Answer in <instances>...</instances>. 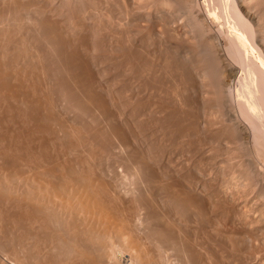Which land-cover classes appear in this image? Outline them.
Here are the masks:
<instances>
[{
	"label": "rangeland",
	"instance_id": "1",
	"mask_svg": "<svg viewBox=\"0 0 264 264\" xmlns=\"http://www.w3.org/2000/svg\"><path fill=\"white\" fill-rule=\"evenodd\" d=\"M14 1V3H13ZM0 0V79L2 80L3 77L5 79H9V84L13 87V93L10 90L7 92L8 89L3 87L2 81L0 80V134L2 133L0 138V183L2 184L0 187V264H16L19 262L26 264L28 263H35L36 261H44L45 264L53 263V264H68L69 260L74 261L75 259L70 256H77V252H73V250L77 249L74 248V235L72 234L70 228L67 232L64 230L65 233H62L63 226H60L61 220L57 216V213L49 211L51 216H48L47 210L43 208L41 212L34 210L33 208L29 207V204H33V200L29 197H32L33 194L38 195L40 188L36 184L44 183L47 186L49 184L50 190H46L45 188L41 189L46 194L48 191L49 195H52V185L55 187L56 185L51 184L52 180L57 184L59 187V183L67 182L66 184L70 186V182L74 179H79V176L84 173L86 177L91 175L96 182L100 181V184H104L106 187L107 185L110 187H105L100 184L94 182L89 176V180L91 179L92 184L96 189L101 188L102 190H106L105 193L109 190V192L104 195L105 197L108 195V199L110 202L107 201L108 207L111 205L115 207L116 210L119 209L123 210L124 213H127L126 218L129 214V220L133 219L132 221L124 220L121 216L119 220L121 222L122 228H126L127 233H138L139 236L141 235V240L145 243L140 241L143 244H140V248L150 249L147 253L152 252L150 255L153 259H158V262L152 261L151 258L148 257V262L151 264H263L264 262V109L257 108L254 102H257L258 97L261 95L260 91V84L259 80L263 77L264 72V0ZM52 1V2H51ZM78 1V2H77ZM88 1V2H87ZM91 1V2H90ZM123 1V2H121ZM130 1V2H129ZM148 1V2H147ZM184 1V3L182 2ZM221 3H218V2ZM245 1V2H244ZM32 2V3H31ZM47 2V3H45ZM58 2V3H57ZM86 2V3H85ZM137 2V3H136ZM234 2V3H232ZM250 2V3H249ZM51 3V4H50ZM83 3V4H82ZM90 3V4H89ZM120 3V4H119ZM124 3V5H123ZM158 3V4H157ZM184 5H183V4ZM187 3V5H186ZM198 3V4H197ZM203 3V4H202ZM217 3L219 6L217 7ZM41 4V5H40ZM86 4V5H85ZM119 4V5H118ZM132 7H131V5ZM147 4V5H146ZM151 4V5H150ZM164 4V5H163ZM179 4V5H178ZM193 4V5H192ZM195 4V5H194ZM231 4V5H230ZM238 4V5H234ZM242 4V5H241ZM250 4V5H249ZM257 4V5H256ZM263 4V5H262ZM51 7L49 8V6ZM83 5V6H82ZM199 5L198 7H196ZM221 5V6H220ZM260 5V6H259ZM14 6V7H13ZM34 6V7H33ZM45 6V8H44ZM152 6V7H151ZM160 6V7H159ZM166 6V7H165ZM178 6V8H177ZM186 6V8L184 7ZM190 6V7H189ZM224 6V7H223ZM254 6V7H253ZM127 7V8H126ZM138 7V8H137ZM208 7V8H207ZM217 7V9H216ZM231 7V8H230ZM234 10H231L233 9ZM238 10H235L236 8ZM250 7V8H249ZM263 7V8H262ZM34 8V9H33ZM54 8V9H52ZM56 8V9H55ZM91 8V9H90ZM108 8V9H107ZM158 8V9H157ZM160 8V9H159ZM185 8V9H184ZM222 8V9H221ZM42 9V10H41ZM182 9V10H181ZM193 9V10H191ZM197 9V10H196ZM201 9V11H200ZM205 9V10H204ZM28 13H26V11ZM33 10V11H32ZM46 12H45V11ZM48 10V11H47ZM55 10V11H54ZM87 10V11H86ZM90 10V11H89ZM109 10V12H108ZM133 10V11H132ZM161 10V11H160ZM181 10V13H180ZM191 10V11H190ZM199 10V11H198ZM211 10V11H210ZM218 10V11H217ZM245 10V11H244ZM40 11V12H39ZM60 11V12H59ZM86 11V13L84 12ZM137 11V12H136ZM169 11V12H168ZM184 11V12H183ZM197 11V12H196ZM225 11V12H224ZM241 11V12H240ZM24 12V14H23ZM36 15V17L32 14ZM49 12V13H48ZM59 12V13H57ZM78 12V13H77ZM115 12V13H114ZM125 12V13H124ZM136 12V13H135ZM196 12V13H193ZM224 12V13H223ZM235 12V13H233ZM251 12V13H250ZM33 15H31V14ZM42 13V14H40ZM47 13V14H45ZM53 13V14H52ZM77 13V15H76ZM89 13V14H88ZM92 13V14H91ZM120 13V14H119ZM128 13V14H127ZM165 13V14H164ZM178 13V15H177ZM186 13V14H185ZM202 13V15H201ZM205 13V14H204ZM217 13V15H216ZM221 13V14H220ZM227 15H226V14ZM239 13V14H238ZM30 18H28L26 15ZM44 14V15H43ZM59 16H56V15ZM109 14V15H108ZM114 14V15H113ZM132 14V16H130ZM185 14V15H183ZM197 14V15H196ZM200 14V16H199ZM209 14V15H208ZM243 14V15H242ZM248 14H251L252 18L249 17ZM256 14V15H255ZM260 14V15H259ZM7 15V17H6ZM38 15V16H37ZM74 15V16H73ZM85 17H84V16ZM108 15V16H107ZM113 15V16H112ZM117 15V16H116ZM119 15V16H118ZM140 15V16H139ZM150 15V16H149ZM172 15V16H171ZM175 20H174V16ZM189 16V19L187 18ZM196 15V16H195ZM215 15V16H214ZM246 19L240 18L241 16ZM55 16V17H54ZM72 16V17H71ZM78 16V18H77ZM83 16V18H81ZM97 16V17H96ZM106 16V17H104ZM111 16V18H110ZM124 16V17H123ZM130 16V17H129ZM146 16V18H145ZM180 16V17H179ZM192 16V17H191ZM209 16V17H208ZM212 16V17H211ZM214 16V17H213ZM218 16V17H217ZM229 16V17H228ZM236 16V17H235ZM21 17V18H20ZM35 17V18H34ZM73 17H75L73 19ZM89 17V18H88ZM109 17V18H107ZM115 17V18H114ZM127 17V18H126ZM143 19H141V18ZM191 17V18H190ZM194 17V18H193ZM224 17V18H223ZM232 17V18H231ZM24 18L25 21H24ZM49 18V19H48ZM52 18V20H50ZM55 18V19H53ZM62 18V19H60ZM106 18V19H105ZM114 18V19H113ZM124 18V19H123ZM169 18V19H168ZM172 18V19H171ZM185 18V19H183ZM205 18V19H204ZM219 18V19H218ZM236 18V19H235ZM60 19V20H59ZM67 19V20H66ZM70 19V21H69ZM77 19V21H76ZM95 19V21H94ZM97 19V20H96ZM103 19V20H102ZM110 19V20H109ZM122 19V20H121ZM127 19V20H126ZM133 19V20H132ZM241 19V20H240ZM10 20V21H9ZM32 22H31V21ZM49 20V22L47 21ZM56 20V21H55ZM62 20V21H61ZM65 20V21H64ZM80 20V21H79ZM83 20V21H82ZM99 20V21H98ZM117 20V21H116ZM121 20V21H120ZM124 20V21H123ZM139 20V21H138ZM143 20V21H141ZM165 20V21H164ZM180 20V21H179ZM186 22L184 23L183 22ZM200 20V21H199ZM203 20V22H202ZM225 20V21H224ZM227 20V21H226ZM248 20V24L247 23ZM7 21V22H6ZM22 21V22H21ZM24 21V22H23ZM35 21V22H34ZM47 21V22H45ZM53 21V22H52ZM61 23H60V22ZM69 21V22H68ZM72 21V22H71ZM127 21V23H126ZM132 21V23H131ZM188 21V22H187ZM198 23H197V22ZM221 21V22H220ZM224 21V22H223ZM231 21V22H230ZM255 21V22H254ZM261 21V22H260ZM2 22V23H1ZM26 22V23H25ZM30 22V23H28ZM44 22V24H43ZM78 22V23H77ZM90 22V23H89ZM117 22V23H116ZM135 22V23H134ZM193 22V23H192ZM205 22V23H204ZM246 22V23H245ZM4 23V24H3ZM24 23V24H23ZM47 23V25H45ZM55 23V24H54ZM86 25H85V24ZM99 23V24H98ZM113 23V25H112ZM121 23V24H120ZM129 23V24H128ZM188 23V24H187ZM227 23V25H226ZM250 23H252L250 25ZM2 24V25H1ZM50 24V25H48ZM62 24L64 26H62ZM69 24V25H68ZM74 24V25H73ZM82 24V25H81ZM92 24V25H91ZM98 24V26H96ZM100 24H102L100 26ZM111 24V25H110ZM116 24V25H115ZM123 24V25H122ZM135 24V25H134ZM170 24V25H169ZM177 24V25H176ZM221 24V25H219ZM226 28H225V26ZM234 24V25H233ZM58 25V26H57ZM78 25V26H77ZM80 25V28H79ZM89 25V26H88ZM105 25V26H104ZM120 25V26H119ZM131 25V26H130ZM163 25V27H162ZM192 25V26H191ZM208 25V26H206ZM236 25V27H235ZM250 25V26H247ZM253 25V26H252ZM45 26V27H44ZM56 26V28H55ZM69 26V27H68ZM77 26V27H76ZM95 26L98 28L95 29ZM103 26V27H102ZM110 26V27H109ZM116 26V27H114ZM124 26V27H123ZM188 29H186V27ZM195 26V28H193ZM204 26V28H203ZM234 26V27H232ZM241 26H246L247 28H243L245 32L244 39H242L241 33H237L243 30H239ZM47 27V28H46ZM52 27V28H51ZM58 27V28H57ZM67 27V28H66ZM74 27V28H73ZM82 27V28H81ZM88 30H87V28ZM93 27V28H92ZM127 27V28H126ZM172 27V28H171ZM176 27V28H175ZM192 27V28H191ZM221 27V28H220ZM249 27V28H248ZM49 28L51 30H49ZM64 28V29H63ZM71 28V29H70ZM85 28V29H83ZM119 28V30L117 29ZM122 28V29H120ZM133 30H131V29ZM206 28V29H205ZM220 28V29H219ZM224 28V29H223ZM63 29V31H62ZM70 29V31H69ZM75 29V30H74ZM92 29V30H91ZM103 31H102V30ZM110 29V30H109ZM128 29V30H127ZM135 29V30H134ZM192 29V30H191ZM195 29V30H194ZM202 29L201 31L198 30ZM205 31H204V30ZM232 31H231V30ZM236 29V30H234ZM250 29V30H248ZM262 29V30H261ZM52 30H54L52 32ZM59 30V31H58ZM65 30V32H64ZM82 30V31H80ZM84 30V31H83ZM106 30V31H105ZM115 30V31H114ZM117 30V32H116ZM177 30V31H176ZM187 30V32H186ZM189 30V31H188ZM206 30H208L206 32ZM228 30V31H227ZM50 31V32H48ZM56 31V32H55ZM72 31V32H71ZM75 31V33H74ZM97 31V32H96ZM126 31V32H125ZM129 31L131 33H129ZM142 31V32H141ZM172 31V32H171ZM198 31V33H197ZM214 33H213V32ZM219 31V32H218ZM234 31V32H233ZM64 32V33H63ZM69 32V33H68ZM110 32V34L108 33ZM116 34H114V33ZM122 32V33H120ZM139 32V33H138ZM180 32V33H179ZM200 32V33H199ZM204 32L206 34H204ZM242 32V34L244 33ZM56 33V34H55ZM60 33V34H59ZM68 35L66 36V34ZM101 33V34H99ZM103 33V34H102ZM107 34V37L105 36ZM135 33V34H133ZM171 33V34H170ZM218 33V34H217ZM237 33V35L235 34ZM252 33V34H251ZM49 34V35H48ZM90 34V35H89ZM119 34V35H118ZM122 34V35H121ZM137 34V35H136ZM140 36H139V35ZM179 36H178V35ZM251 36H250V35ZM83 35V36H81ZM92 35V36H91ZM96 37H94V36ZM101 35V36H100ZM175 35V36H174ZM205 35V36H204ZM235 35V36H234ZM243 43L248 41L244 45L242 43L241 47V40L236 42L235 44L232 43L234 39H237L238 36ZM244 35V34H243ZM249 35V37H248ZM255 35V36H254ZM261 35V36H259ZM49 38L47 39V37ZM56 36H58L56 38ZM62 36V37H61ZM103 36V37H102ZM119 36V37H118ZM125 36V38H124ZM128 36V37H127ZM137 36V37H136ZM144 38H143V37ZM213 36V37H212ZM253 36V37H252ZM64 40L62 41V38ZM66 37V38H65ZM69 37V38H67ZM81 37V38H80ZM114 37V38H113ZM195 37V38H194ZM198 37V38H197ZM207 37V38H206ZM212 37V39H211ZM222 37V38H221ZM228 37H230L228 39ZM237 37V38H236ZM251 37L253 39H251ZM258 37V38H257ZM51 38V39H50ZM59 38V39H58ZM86 38V40H85ZM93 38V39H92ZM112 38V39H111ZM127 38V39H126ZM129 38V39H128ZM137 38V39H136ZM150 38V39H149ZM177 38V39H176ZM202 40H200V39ZM250 38V39H249ZM58 39V40H57ZM66 39V40H65ZM68 39V40H67ZM88 39V40H87ZM112 41H111V40ZM125 39V40H124ZM145 39V40H144ZM210 41H207L209 40ZM214 39V40H213ZM53 40V41H52ZM61 40V41H60ZM83 40V41H81ZM103 40V41H102ZM108 42H105L107 41ZM150 42H149V41ZM152 40V41H151ZM251 42H250V41ZM253 40V41H252ZM259 40V41H258ZM56 41V42H55ZM115 41V42H114ZM201 41V42H199ZM212 41V42H211ZM237 41V40H234ZM50 42L52 44H50ZM56 43V44H53ZM65 46H63L61 43ZM64 42V43H63ZM68 42V43H67ZM74 42V43H73ZM82 42V43H81ZM111 42V43H109ZM118 42V43H117ZM126 42V43H125ZM141 42V43H140ZM198 42V43H197ZM216 42V43H215ZM253 42V43H252ZM66 43V44H65ZM72 43V44H71ZM81 43L80 45H78ZM94 43V44H93ZM104 43V45H103ZM121 43V45H120ZM130 44V45H127ZM221 43V44H220ZM232 43V44H231ZM252 43V44H251ZM71 44V45H70ZM77 44V46H76ZM84 44H86L84 46ZM97 44V45H95ZM100 44V45H99ZM102 44V45H101ZM108 44V47H107ZM143 44V45H142ZM148 44V45H147ZM198 44V45H197ZM201 44V45H200ZM203 44V45H202ZM211 44V45H210ZM234 45L238 46L241 50L239 52L233 51L231 48ZM258 44V45H257ZM67 45V46H66ZM76 47H75V46ZM89 45V46H88ZM132 45V46H131ZM152 45V48L150 47ZM213 45V46H212ZM219 45V46H218ZM21 47V51L17 50ZM79 46V47H78ZM88 46V47H87ZM101 46V47H100ZM104 46V48H103ZM126 46V47H125ZM142 46V47H141ZM145 46V47H144ZM205 46V47H204ZM209 46V47H207ZM252 46V47H251ZM7 47V48H5ZM53 47V48H52ZM58 47V48H57ZM67 49H66V48ZM73 47V48H72ZM96 47V48H95ZM124 47V48H122ZM150 47V48H149ZM186 47V48H185ZM212 47V48H211ZM220 47V48H219ZM230 47V48H229ZM237 47V48H238ZM247 47V48H246ZM251 47V48H250ZM9 48V49H8ZM16 48V49H15ZM55 48H57L55 50ZM60 48V49H59ZM64 48V50H63ZM112 50H111V49ZM126 48V49H125ZM140 48V49H139ZM192 48V49H191ZM227 48V49H226ZM236 48V47H234ZM7 49V50H6ZM52 49V50H51ZM54 49V50H53ZM71 49V50H68ZM97 49V50H96ZM105 49V50H104ZM107 49V50H106ZM117 49V50H116ZM130 49V50H128ZM133 49V50H132ZM138 49V51H137ZM151 50L148 51V50ZM207 49V50H206ZM232 49V50H231ZM250 49V50H249ZM258 49V50H257ZM9 50V51H8ZM51 50V52H50ZM109 50V51H108ZM117 52H116V51ZM146 50V51H145ZM197 50V51H196ZM206 50V51H205ZM221 50V51H220ZM238 50V49H237ZM247 50V51H246ZM252 50V51H251ZM70 51V53L68 52ZM95 51V52H94ZM108 51V52H107ZM128 51V52H127ZM199 51V52H198ZM201 51V52H200ZM213 51V52H211ZM220 53H218V52ZM2 52V53H1ZM58 54H56V53ZM64 52V53H63ZM72 52L75 54H72ZM113 52V53H112ZM157 52V55L156 53ZM167 52V53H166ZM184 52V53H183ZM194 52H196L194 54ZM203 52V53H202ZM207 52V53H206ZM210 52V53H209ZM217 52V53H216ZM229 52V53H228ZM236 52V54H235ZM246 52V53H244ZM252 52V53H251ZM258 52V53H257ZM21 53V54H20ZM50 53V54H49ZM66 53V54H65ZM79 53V54H78ZM103 53V54H102ZM112 53V54H111ZM122 53V54H121ZM147 53V54H146ZM170 53V54H169ZM183 53V54H182ZM193 53V56H192ZM200 53V54H199ZM21 55V57L19 56ZM28 54V55H27ZM31 56H30V55ZM34 54V55H32ZM52 54V57H50ZM72 54V55H71ZM79 56H77V55ZM86 54V55H85ZM110 54V55H109ZM119 58H118V56ZM203 54V55H202ZM207 54V55H206ZM218 54V55H217ZM230 54V55H229ZM233 54V56H232ZM243 54V55H242ZM247 56H246V55ZM259 54V56H258ZM3 55V56H2ZM18 55V56H16ZM23 55V56H22ZM26 55V58H25ZM55 55L56 57H54ZM71 55V56H70ZM75 55V57H74ZM89 55V56H88ZM109 55V56H108ZM113 55V56H112ZM146 55V56H145ZM152 55V56H151ZM169 55V56H168ZM182 55V56H181ZM186 55V56H185ZM198 55V56H197ZM205 55V56H204ZM261 55V59H260ZM15 56V57H14ZM29 56V57H27ZM68 56V59L66 57ZM85 56V57H84ZM88 56V57H86ZM127 56V57H125ZM171 56V57H170ZM177 56V57H176ZM189 56V57H188ZM209 56V57H208ZM241 56V57H240ZM251 56V57H249ZM15 59H14V58ZM24 57V58H23ZM61 57V58H60ZM78 57V58H77ZM90 57V58H89ZM114 57V58H113ZM144 57V58H143ZM152 57V58H151ZM170 57V58H169ZM176 57V58H175ZM199 57V58H198ZM207 57V58H205ZM213 57V58H212ZM224 57V58H223ZM229 57V58H228ZM233 59H231V58ZM248 57V59H247ZM20 58V59H19ZM56 58V59H55ZM73 58V59H72ZM85 58V59H84ZM87 58V59H86ZM92 58V59H91ZM109 58V59H108ZM138 58V60H137ZM173 58V59H172ZM197 58V59H196ZM210 58V60L208 59ZM238 58V59H237ZM251 58V59H250ZM263 58V59H262ZM12 59H14L12 61ZM24 59V60H22ZM26 59V60H25ZM33 61H32V60ZM64 59V61H63ZM67 59V61H66ZM89 59V60H88ZM116 59V60H115ZM124 59V60H122ZM156 59V60H155ZM172 61H170V60ZM177 59V60H176ZM185 59V60H183ZM208 59V60H206ZM237 59V61H236ZM241 59V60H240ZM245 61H244V60ZM250 59V60H249ZM254 59V60H252ZM61 60V61H60ZM70 60V61H69ZM74 60V63H73ZM82 60V62H81ZM113 60V61H112ZM127 60V61H126ZM133 60V61H132ZM180 60V61H179ZM204 60V61H203ZM217 60V61H216ZM220 60V61H219ZM233 60V61H232ZM258 60V62H257ZM121 61V62H120ZM130 61V62H129ZM132 61V62H131ZM212 61V62H211ZM216 61V63H215ZM253 61V62H252ZM261 61V62H260ZM34 64H33V63ZM63 62V63H61ZM75 62L77 63L75 65ZM91 62V63H90ZM117 62V63H116ZM139 62V63H138ZM148 62V63H146ZM154 62V63H152ZM170 62V63H169ZM179 62V63H178ZM205 62V63H204ZM212 64H210V63ZM231 62V63H230ZM234 64H233V63ZM244 62V63H243ZM257 62V63H256ZM17 63V64H16ZM30 63V64H29ZM32 63V64H31ZM65 63L68 67L65 66ZM69 63V64H68ZM83 65H82V64ZM94 63H97L94 65ZM135 63V64H134ZM142 63V64H141ZM144 63V64H143ZM188 63V64H187ZM193 66H192V64ZM199 64V65H196ZM218 63V66H216ZM221 63V64H220ZM236 63V64H235ZM238 63V64H237ZM253 63V65H252ZM261 63V64H260ZM13 64V67H12ZM63 66H62V65ZM73 64V65H72ZM86 64V65H84ZM91 64V65H90ZM120 64V65H119ZM128 64V65H127ZM131 64V65H130ZM134 64V66H132ZM141 64V65H140ZM146 64L148 66H146ZM152 64V65H151ZM174 64V65H173ZM187 64V65H186ZM260 64V65H259ZM2 65V66H1ZM16 65V66H15ZM31 65V66H29ZM76 67H75V66ZM82 65V66H81ZM90 65V67L88 66ZM123 65V68L122 66ZM137 65V66H136ZM164 65V67L162 66ZM251 65V66H250ZM262 65V66H261ZM5 66V67H4ZM7 66V67H6ZM65 66V67H64ZM72 66V67H71ZM84 66V67H83ZM95 66V67H94ZM136 66V67H135ZM152 66V67H151ZM161 66V67H160ZM174 66V67H173ZM177 66V67H176ZM187 66V67H186ZM223 66V67H222ZM238 66V67H237ZM260 67V68H256ZM2 67V69H1ZM11 67V68H10ZM16 67V68H15ZM18 67V68H17ZM31 67V68H30ZM33 67V68H32ZM36 67V69H35ZM39 67V68H38ZM65 68L63 70V68ZM75 67V69H74ZM127 67V68H126ZM129 67V69H128ZM140 68V70L138 68ZM143 67V68H142ZM145 67V68H144ZM166 67V68H165ZM182 67V68H181ZM194 67V68H193ZM230 67L237 69V74L235 76H231L230 78L226 74V69H230ZM253 69H251V68ZM5 68V69H4ZM25 68V69H23ZM47 68V69H45ZM72 70H70V69ZM82 70H80V69ZM86 70H85V69ZM95 68V69H94ZM97 68V69H96ZM101 70H100V69ZM121 68V69H120ZM134 68V69H133ZM135 68L137 70H135ZM147 68V69H146ZM175 70H174V69ZM187 68V69H186ZM202 68V69H200ZM210 68V69H209ZM218 68V69H216ZM220 68V71H219ZM221 68H223L221 70ZM15 69V70H14ZM20 69V70H19ZM35 70V71H32ZM45 69V70H44ZM68 69V71L66 70ZM150 69V70H149ZM154 69V70H153ZM168 69V70H167ZM180 69V71H179ZM193 69V70H192ZM5 70V71H4ZM18 70V72L16 71ZM24 70V74L23 71ZM29 72H28V71ZM31 70V71H30ZM72 72H70V71ZM76 70H78L76 72ZM90 70V71H89ZM101 72H99V71ZM103 70V72H102ZM161 70L160 72H158ZM174 70V71H173ZM183 70V71H182ZM202 70V71H201ZM204 70V72H203ZM218 70V71H217ZM255 70V72H254ZM257 70V71H256ZM259 70V71H258ZM15 71V72H14ZM26 71V72H25ZM42 71V72H41ZM45 71V72H44ZM85 71H87L85 73ZM130 71V72H129ZM146 71V72H145ZM151 71V73H150ZM165 71V72H164ZM185 71V72H184ZM195 73H194V72ZM223 74H222V72ZM15 73L14 75L12 73ZM22 72V73H21ZM41 74H40V73ZM47 72V73H46ZM82 72V73H81ZM91 72V74H90ZM99 72V73H98ZM142 72V73H141ZM175 72V73H174ZM216 72V73H215ZM254 72V73H253ZM4 73V74H3ZM33 75H32V74ZM36 73V74H35ZM44 73V74H43ZM79 73V75H78ZM84 73V74H83ZM93 73V74H92ZM98 73V74H96ZM105 73V74H104ZM139 73V74H137ZM165 73V74H164ZM179 73V74H178ZM181 73V74H180ZM210 73V74H209ZM240 73V74H239ZM252 73V75H251ZM257 73V74H256ZM260 73V74H259ZM78 77H75L77 75ZM86 74V75H85ZM91 76H89V75ZM135 76H134V75ZM143 74V75H142ZM159 74V75H158ZM164 76H163V75ZM191 74V75H190ZM206 75L205 77L202 75ZM209 76H208V75ZM217 74V75H216ZM222 74V75H221ZM226 74V76H225ZM263 74V75H261ZM8 75V76H7ZM18 75L20 78H18ZM21 75V76H20ZM37 76V78L35 77ZM45 75V76H44ZM70 77H66V76ZM72 75V76H71ZM74 75V76H73ZM81 75V76H80ZM88 75V76H87ZM137 75H141L137 76ZM146 75V77H144ZM154 75V76H152ZM162 75V76H161ZM172 75V76H171ZM174 75V76H173ZM176 75V76H175ZM178 75V76H177ZM187 75V76H186ZM194 75V76H193ZM213 75V76H212ZM216 77H215V76ZM220 75V76H219ZM247 75V76H246ZM10 76V78H9ZM23 76V77H22ZM25 76V77H24ZM99 78V79H94ZM150 76V77H149ZM156 76V77H155ZM190 76V77H188ZM196 76V77H195ZM212 78H211V77ZM222 76V77H221ZM225 76V77H224ZM8 77V78H7ZM31 77V78H29ZM35 77V78H34ZM45 77V78H41ZM81 77V78H79ZM84 77V79H83ZM90 77V79H89ZM93 79H92V78ZM160 77V78H159ZM163 77V78H161ZM175 77V78H174ZM201 77V79H200ZM22 78L24 80H22ZM29 78V79H27ZM70 78V79H69ZM108 78V80H107ZM156 80H155V79ZM172 78V79H171ZM188 78V79H187ZM220 78V79H219ZM229 78V79H228ZM232 78V79H231ZM241 78V79H240ZM254 78V80H253ZM264 78V77H263ZM11 79V80H10ZM14 79V80H13ZM16 79V80H15ZM26 79V81H25ZM65 79V80H64ZM75 79V80H74ZM79 79V82H78ZM92 79V80H91ZM102 79V80H101ZM137 79V80H136ZM140 81H139V80ZM146 79V80H145ZM164 79V80H163ZM177 79V80H176ZM195 79V80H194ZM198 79V80H197ZM204 79V80H203ZM214 79V82H213ZM218 79V81H217ZM226 79V80H225ZM248 81H247V80ZM262 79V78H261ZM21 80L24 82H21ZM37 80V81H36ZM39 80V82H38ZM44 80V82H43ZM83 82H82V81ZM85 80V81H84ZM89 80V82H88ZM158 80V81H157ZM181 80V81H180ZM188 80V81H187ZM210 80V81H209ZM221 80V81H220ZM240 80V81H238ZM243 80V81H242ZM253 82L251 83V81ZM30 81V82H29ZM42 81V82H41ZM68 81V82H67ZM75 81V82H74ZM91 81V82H90ZM99 81V82H98ZM106 81V82H105ZM135 81V82H134ZM143 81V83H142ZM146 81V82H145ZM223 81V82H222ZM259 81V82H258ZM28 82V83H26ZM42 83L45 87H40L38 83ZM46 82V83H45ZM65 82V83H64ZM67 82V83H66ZM94 82V83H93ZM98 84H97V83ZM111 82V83H109ZM137 82V83H136ZM141 82V84H140ZM154 82V83H153ZM174 82V83H173ZM199 82V83H198ZM201 82V83H200ZM205 82V84H204ZM212 82V83H211ZM216 82V83H215ZM222 82V83H221ZM15 83V84H13ZM23 83V84H22ZM26 83V84H25ZM40 83V85H42ZM49 83V84H48ZM64 83V84H63ZM69 83V84H68ZM71 83V84H70ZM74 83V84H73ZM77 83V86L75 85ZM85 83L86 86L83 85ZM139 83V84H138ZM146 83V84H145ZM156 83V84H155ZM180 83V84H179ZM189 83V85H188ZM196 83V84H195ZM242 83V84H240ZM20 84V85H19ZM36 84V85H34ZM68 84V85H67ZM78 84L82 86H78ZM90 84V85H89ZM104 84V85H103ZM107 84V85H106ZM174 84V85H173ZM176 84V85H175ZM200 84V86H199ZM220 84V85H218ZM224 84V85H222ZM236 84V85H235ZM250 84V85H249ZM15 85H18L17 87ZM21 85L22 88L21 89ZM24 85V86H23ZM32 85V86H30ZM50 85V86H47ZM70 85V86H69ZM102 85V86H101ZM136 85V86H135ZM141 85V86H140ZM164 85V86H163ZM181 85L183 87H181ZM212 85V86H211ZM241 85V86H240ZM244 85V88H243ZM248 85V86H247ZM252 85V86H251ZM255 85V86H254ZM257 85V86H256ZM28 86V87H27ZM38 88H42L37 89ZM65 86V87H64ZM93 86V87H92ZM96 86V87H95ZM104 86V87H103ZM139 86V87H138ZM155 86V87H154ZM180 86V87H179ZM186 86V87H185ZM196 86V87H195ZM204 86V87H203ZM209 86V87H208ZM216 86V88H214ZM219 86L221 89L219 90ZM247 86V87H246ZM15 87V88H14ZM33 87L36 89L33 90ZM56 87V88H55ZM79 87V88H77ZM82 87V88H81ZM96 88V90L94 89ZM102 88L99 89V88ZM124 87V88H122ZM147 87V88H146ZM151 87V89H150ZM157 87V88H156ZM190 87V88H189ZM219 87V88H217ZM229 87V88H228ZM241 87V88H240ZM248 87L250 89H257V92L253 93V96H248L249 94L252 95V90L249 92L246 91ZM253 87V88H252ZM257 87V88H256ZM259 87V88H258ZM19 88V90H17ZM32 88V89H30ZM61 88V89H60ZM75 88L74 91L72 89ZM85 88L87 91H83ZM129 88V89H128ZM136 90H135V89ZM145 88V89H144ZM198 90H196V89ZM201 88V89H200ZM227 88V89H226ZM233 88V89H232ZM27 89V90H26ZM30 89V90H29ZM44 89V90H43ZM51 89V90H50ZM69 91H66L68 90ZM80 89V93H79ZM82 89V90H81ZM92 89L94 90L92 93ZM99 89V90H98ZM108 89V91L106 90ZM123 89V90H122ZM126 89V90H125ZM176 89V91H175ZM180 89V90H179ZM185 91H184V90ZM187 89V90H186ZM212 89V90H211ZM214 89V91H213ZM238 89V90H237ZM24 90V91H23ZM27 93H26V91ZM32 90V93H31ZM43 91L39 92V91ZM47 90V91H45ZM59 90H61L59 92ZM72 90V91H71ZM156 92H154V91ZM241 90V91H240ZM245 90V92L243 91ZM248 90V89H247ZM254 90V91H255ZM12 91V90H11ZM17 91V92H16ZM20 91V95H19ZM65 91V92H64ZM83 91V92H82ZM99 91V92H98ZM119 91V92H118ZM128 91V92H127ZM169 91V92H168ZM173 91V92H172ZM175 91V92H174ZM179 91V92H178ZM184 91V92H183ZM187 91V92H186ZM191 93H190V92ZM202 91V92H200ZM231 91V92H230ZM237 91V92H236ZM258 91L260 95H257ZM10 92V93H9ZM16 92V94H14ZM23 92V93H22ZM36 92V94H35ZM39 92V93H38ZM82 92V93H81ZM86 92V93H85ZM97 92V93H96ZM103 92V93H102ZM106 92V93H105ZM116 94H115V93ZM131 92V93H130ZM154 92V93H153ZM186 92V93H185ZM207 92V93H206ZM218 92V93H217ZM221 92V93H220ZM230 94H229V93ZM241 92V93H240ZM244 92V93H243ZM25 94V98L24 97ZM45 93V94H44ZM50 93V94H49ZM67 93V94H66ZM69 93V94H68ZM72 93V94H71ZM74 93V94H73ZM77 93V94H76ZM85 95H84V94ZM92 93V94H88ZM109 93V95H107ZM130 93V94H129ZM144 93V94H142ZM149 93V94H148ZM173 95H172V94ZM211 93V94H210ZM215 93V94H214ZM223 93V94H222ZM239 94L237 96V94ZM249 93V94H248ZM10 94V95H8ZM30 94V95H27ZM33 94V95H32ZM40 96H39V95ZM42 94V95H41ZM52 94V95H51ZM99 94H101L99 96ZM118 94V95H117ZM135 94V95H134ZM146 94V95H145ZM154 94V95H153ZM180 94L181 97H180ZM218 94V95H217ZM223 96H222V95ZM229 94V95H228ZM241 94V95H240ZM5 95V96H4ZM9 97H7V96ZM22 95V96H21ZM49 95V96H47ZM190 95V96H189ZM194 95V96H193ZM226 95V96H225ZM230 99L228 100V96ZM244 95V96H243ZM13 96V97H10ZM16 96V97H15ZM34 96V97H33ZM44 96V97H43ZM54 96V97H53ZM90 98L88 99L87 98ZM119 96V98H118ZM149 96V97H148ZM183 96V97H182ZM19 97H21L19 99ZM24 97V98H23ZM37 97V98H36ZM40 97V98H39ZM48 97V98H47ZM52 97V99H51ZM76 99H74V98ZM79 97V98H77ZM81 97V98H80ZM96 97V99H95ZM106 97V98H104ZM114 97V98H113ZM116 97V98H115ZM155 97V98H154ZM194 100H193V98ZM227 97V98H226ZM241 97V99L239 98ZM253 97L257 98L254 100H250ZM47 98V100H46ZM50 98V99H49ZM58 98V99H56ZM65 98V99H64ZM83 98L85 99L83 101ZM92 98V99H91ZM99 98V99H98ZM133 98V99H132ZM152 98V99H151ZM180 98V99H179ZM221 98V99H220ZM246 98V99H245ZM14 99V100H13ZM24 99V100H23ZM29 100V104H27ZM49 99V101H48ZM61 99V100H60ZM74 99V100H73ZM102 99V101H100ZM104 99V100H103ZM149 99V100H148ZM188 99V100H186ZM198 99V100H197ZM244 99V100H243ZM248 99V100H247ZM17 100V101H16ZM21 100V101H20ZM35 102H34V101ZM42 100V102H41ZM47 102H46V101ZM60 100V101H59ZM63 100V101H62ZM95 100V102L93 101ZM99 100V101H98ZM134 100V101H133ZM136 100V101H135ZM155 100V101H154ZM183 100V101H182ZM204 100V101H203ZM223 100V101H222ZM240 100L241 104L238 103ZM7 101V102H6ZM12 101V102H11ZM14 101V104H13ZM16 101V102H15ZM19 101V102H18ZM97 101V103H96ZM105 101V102H104ZM132 101V102H131ZM186 101V102H185ZM194 101H196L194 103ZM222 101V102H220ZM229 103H228V102ZM26 104H24V103ZM32 104H31V103ZM41 102V103H40ZM44 102V103H43ZM46 102V103H45ZM50 102V103H49ZM74 102V103H73ZM85 102V103H84ZM87 102V103H86ZM94 102V103H92ZM102 102V103H101ZM114 102V103H112ZM131 102V103H130ZM149 102V103H148ZM190 102V103H189ZM237 102V103H236ZM253 103V107H251L250 103ZM6 103V104H5ZM22 103V104H21ZM35 103V104H34ZM53 103V105H52ZM63 108H62V104ZM65 103V104H64ZM73 103V104H72ZM84 103V104H83ZM100 103V104H99ZM134 103V104H133ZM137 103V104H136ZM147 103V104H146ZM178 103V104H177ZM185 103V104H183ZM192 103V104H191ZM222 103V104H221ZM227 103V104H226ZM234 103V104H233ZM243 103V104H242ZM258 103V102H257ZM18 104V105H16ZM37 104V105H36ZM79 104V105H78ZM87 104V105H85ZM92 104V105H91ZM95 104V105H93ZM100 106L98 109L97 106ZM115 104V105H114ZM141 104V105H139ZM157 106H156V105ZM194 104V105H193ZM204 106H203V105ZM218 104V105H217ZM221 104V105H220ZM230 104V105H229ZM247 104V105H246ZM10 105V106H9ZM22 105V107H21ZM36 105V107H35ZM39 105V106H38ZM44 106L43 108L41 106ZM49 105H51L49 107ZM66 105V106H65ZM68 105V106H67ZM69 105L71 107H69ZM85 105V106H83ZM91 105V107L89 106ZM105 107H104V106ZM119 105V106H118ZM134 105H136L134 107ZM146 105V106H145ZM239 107H238V106ZM246 105V107H245ZM9 106V107H8ZM20 108H19V107ZM53 106V107H52ZM59 109H58V107ZM74 106V107H73ZM111 106V107H110ZM116 106V107H115ZM139 106V107H138ZM156 106V107H155ZM190 106V107H189ZM198 108H195V107ZM202 106V107H201ZM247 111H245V108ZM24 107V109H23ZM41 107V108H40ZM67 107V108H66ZM80 107V108H78ZM89 107V108H88ZM93 107V108H92ZM95 107V108H94ZM142 107V108H141ZM148 107V108H147ZM151 107V108H150ZM200 107V108H199ZM242 107V108H241ZM251 107V109H250ZM10 108V109H9ZM26 109V112H23ZM49 108V109H48ZM103 108V110H101ZM111 108V109H110ZM117 108V109H116ZM187 108V109H186ZM195 108V109H193ZM241 108V110L239 109ZM18 109V110H17ZM31 109V110H30ZM33 109V110H32ZM48 109V110H46ZM51 109V111H50ZM58 111H57V110ZM62 109V110H61ZM64 109V110H63ZM110 109V110H109ZM119 109V110H118ZM124 109V111H123ZM135 109V110H134ZM157 109V110H156ZM185 109V110H184ZM238 109V110H237ZM253 109V112L251 111ZM257 109V110H256ZM11 113H10V111ZM82 110V111H81ZM84 110V112H83ZM101 110V111H100ZM109 112H108V111ZM112 110V111H111ZM117 110V111H116ZM122 110V111H121ZM152 112H151V111ZM190 110V111H189ZM203 110V111H202ZM59 111L61 113H59ZM65 113H64V112ZM87 111H89L87 113ZM100 111V112H99ZM106 111V112H105ZM128 111V112H127ZM135 111V112H134ZM141 111V112H140ZM147 111V112H146ZM155 111V113H154ZM199 111V112H198ZM242 111V112H241ZM251 111V112H250ZM17 112V113H16ZM20 112V113H19ZM29 112L30 115H29ZM35 112V114H34ZM105 112V113H104ZM149 112V113H148ZM194 112V113H192ZM211 112V113H210ZM240 112V114H239ZM246 112V113H245ZM40 113V114H39ZM53 113V114H52ZM55 113V114H54ZM118 113V114H117ZM125 113V114H124ZM131 113V114H130ZM146 113V114H145ZM16 114L18 116L16 117ZM26 114V115H25ZM44 114V116H43ZM60 118H58L59 116ZM62 114V115H61ZM103 114V115H101ZM141 114V115H140ZM145 114V115H144ZM158 114V115H157ZM188 116H187V115ZM204 114V115H203ZM250 114V115H249ZM262 114V115H260ZM12 115V116H11ZM21 115V116H20ZM34 117H33V116ZM39 115V116H38ZM42 115V116H41ZM54 115V116H53ZM111 115V116H110ZM139 115V116H138ZM143 115V116H142ZM186 115V116H185ZM193 115V116H192ZM198 115V116H197ZM201 115V116H200ZM203 115V116H202ZM260 116V119L258 117ZM43 120H42V118ZM47 116V117H46ZM51 120L49 119V117ZM57 116V117H56ZM64 118H63V117ZM116 116V117H115ZM122 116V117H121ZM125 116V117H124ZM138 116V117H137ZM200 116V117H199ZM213 116V117H212ZM246 116V118H245ZM17 119H16V118ZM21 117V118H19ZM30 117V118H29ZM53 117V118H52ZM112 119H110V118ZM114 117V118H113ZM145 117V118H144ZM158 117V118H157ZM196 117V118H195ZM199 117V119L197 118ZM231 117V118H230ZM234 119H233V118ZM244 117V118H243ZM249 117V118H248ZM256 117V118H255ZM46 118V119H45ZM48 118V119H47ZM116 118V119H115ZM125 118V119H124ZM135 118V119H134ZM194 118V119H193ZM203 118V119H202ZM223 118V119H222ZM253 118V119H252ZM255 118V119H254ZM258 118V119H257ZM21 119V120H20ZM41 119V120H40ZM53 119V120H52ZM55 119V120H54ZM63 119V120H62ZM111 121H110V120ZM120 119V121H119ZM152 119V120H150ZM226 119V120H225ZM233 119V120H232ZM252 121V122H250ZM258 121H257V120ZM24 120V121H23ZM47 120V122H46ZM49 120V122H48ZM59 122H57V121ZM61 120V121H60ZM67 122H66V121ZM106 120V121H105ZM109 120V121H108ZM127 120V122H125ZM139 120V121H138ZM185 120V121H184ZM202 120V121H201ZM237 120V121H236ZM254 120V121H253ZM262 122H261V121ZM43 121V122H42ZM53 123H52V122ZM55 121V122H54ZM117 121V122H116ZM138 121V122H136ZM149 123H148V122ZM157 121V122H156ZM167 121V122H166ZM171 121V122H169ZM188 121V122H187ZM196 121V122H193ZM218 121V122H217ZM223 123H222V122ZM228 121V122H227ZM235 121V123L233 122ZM247 121V122H246ZM58 124H57V123ZM105 122V123H104ZM111 122V125H110ZM151 122V123H150ZM155 122V124H154ZM169 122V123H168ZM199 122V123H198ZM244 122V123H243ZM259 124H258V123ZM27 123V124H26ZM32 123V124H31ZM37 123V124H36ZM55 123V124H54ZM62 125H61V124ZM68 123V124H67ZM119 123V124H118ZM122 123V124H121ZM157 123V124H156ZM190 123V124H189ZM238 123V124H237ZM243 125H242V124ZM249 123V124H246ZM253 123V124H252ZM256 123V124H255ZM31 124V125H30ZM39 124V125H38ZM74 124V126H73ZM107 124V125H106ZM117 124V125H116ZM127 124V125H126ZM167 124V125H166ZM170 124V125H169ZM194 126V125H196ZM215 124V125H214ZM231 126H230V125ZM235 124V125H234ZM14 125V126H13ZM46 125V126H45ZM57 125V126H56ZM59 125V126H58ZM64 125V126H63ZM76 125V127H75ZM120 125V126H119ZM149 125V126H148ZM159 125V126H158ZM185 125V126H184ZM190 125V126H188ZM193 125V127L191 126ZM240 127H238V126ZM248 125V126H247ZM258 125V127H257ZM27 126V127H26ZM38 126V127H37ZM44 126V127H43ZM50 128H49V127ZM63 126V127H61ZM73 126V127H72ZM106 126V127H105ZM111 126V127H110ZM158 128H157V127ZM223 126V128H222ZM229 126V127H228ZM233 126V127H232ZM236 126V127H234ZM252 126V127H251ZM260 126V128H259ZM262 126V127H261ZM29 127V128H28ZM33 127V128H32ZM37 127V128H36ZM46 127V129H45ZM67 127V128H66ZM72 129H71V128ZM124 127V128H123ZM149 127V129H148ZM165 127V128H164ZM186 127V128H185ZM214 127V128H213ZM9 128V129H8ZM40 128V129H39ZM54 128V129H53ZM59 128V129H58ZM66 128V129H65ZM76 128V130L74 129ZM81 130H80V129ZM108 128V129H107ZM113 128V129H112ZM194 128V129H193ZM206 128V130H205ZM216 128V129H215ZM235 128V129H234ZM240 128V129H239ZM261 129V130H258ZM16 129V130H15ZM18 129V130H17ZM33 129V131H32ZM53 129V130H52ZM57 129V130H56ZM79 129V130H77ZM116 129V130H115ZM203 129V130H201ZM215 129V130H214ZM256 129V130H255ZM2 130V131H1ZM5 130V131H4ZM8 130H10L8 132ZM24 130V131H23ZM26 130V131H25ZM45 132H44V131ZM49 130V131H48ZM55 130V131H54ZM60 130V136L59 135ZM62 130V131H61ZM72 130V131H70ZM115 130V131H114ZM144 130V131H142ZM150 130V131H149ZM157 130V131H156ZM178 130V131H177ZM197 130V131H196ZM201 130V131H200ZM213 130V131H212ZM241 132H240V131ZM258 130V131H257ZM51 131V132H50ZM53 131V132H52ZM68 131V133H67ZM77 131V133L74 132ZM79 131V132H78ZM100 131V132H99ZM127 131V132H126ZM156 131V132H155ZM160 131V132H159ZM186 131V133H185ZM196 133H195V132ZM218 131V132H217ZM232 131V132H231ZM236 131V132H235ZM256 133H255V132ZM21 132V133H20ZM48 132V133H47ZM70 132V133H69ZM82 132V133H81ZM98 132V133H97ZM106 132V133H105ZM111 132V133H109ZM118 132V134H117ZM139 132V133H138ZM143 132V133H142ZM152 132V133H151ZM155 132V133H154ZM158 132V133H157ZM183 134H181V133ZM204 132V133H203ZM231 132V134H230ZM240 132V133H239ZM262 132V133H261ZM10 133V134H9ZM51 133V134H49ZM54 133V134H53ZM62 133V134H61ZM64 133V134H63ZM76 137L74 141L72 136ZM80 133V134H79ZM98 135H97V134ZM100 133V134H99ZM116 133V134H115ZM162 133V135H161ZM168 135H167V134ZM192 133V134H191ZM197 135H195V134ZM199 133V134H198ZM23 134V135H22ZM58 134V135H57ZM66 134V135H65ZM79 134V135H78ZM104 134V135H103ZM115 134V135H114ZM121 134V135H120ZM129 134V135H127ZM144 134V136H143ZM149 134V135H148ZM166 134V135H165ZM179 134V135H178ZM188 134V135H187ZM229 134V135H228ZM235 134V135H234ZM21 135V136H20ZM35 135V136H34ZM38 135V137H37ZM50 135V136H49ZM54 135V136H53ZM95 135V136H94ZM117 135V136H116ZM122 138H120L119 136ZM125 135V136H124ZM139 135V136H138ZM199 135V136H198ZM227 135V136H226ZM240 135V136H239ZM19 136V137H18ZM46 136V137H45ZM53 136V137H52ZM72 136V137H71ZM99 136V137H98ZM105 136V137H104ZM129 136V137H128ZM135 136V137H134ZM166 136V137H165ZM182 136V137H180ZM188 136V137H187ZM244 136V137H243ZM4 137V138H2ZM7 137V138H6ZM15 137V138H14ZM26 137V138H25ZM29 137V138H28ZM37 137V138H36ZM41 137V138H39ZM48 137V138H47ZM60 137V138H59ZM79 137V139H78ZM83 137V138H82ZM92 137V138H89ZM118 137V138H117ZM140 137V138H138ZM154 137V138H153ZM156 137V138H155ZM186 137V138H185ZM196 137V138H195ZM231 137V138H230ZM251 137V138H250ZM253 137V138H252ZM10 138V139H9ZM35 140H34V139ZM55 138V140H54ZM86 138V140H85ZM98 138V139H97ZM124 138V139H123ZM143 138V139H142ZM181 138V139H180ZM199 138V139H198ZM240 139V140H237ZM262 138V139H261ZM13 139V140H12ZM17 139V140H16ZM27 139V140H26ZM65 139V140H64ZM84 139V140H83ZM88 139V141H87ZM93 142H92V140ZM133 139V140H132ZM135 139V140H134ZM154 139V140H153ZM176 139V142L173 141ZM187 139V140H186ZM248 139V140H247ZM4 140V141H3ZM12 140V141H10ZM43 140V141H42ZM64 140V141H63ZM80 140V142H79ZM121 140V141H120ZM123 140V141H122ZM127 140V141H126ZM138 140V143H137ZM157 140V141H156ZM189 140V141H188ZM194 140V141H193ZM237 140V141H235ZM246 140V141H245ZM254 140V141H253ZM255 140H259L258 142ZM3 141V142H2ZM14 142L13 145L10 142ZM17 141V142H16ZM24 141V142H23ZM30 141V143H29ZM67 141V144H64ZM72 143H70V142ZM83 141V142H82ZM95 141V142H94ZM126 141V142H125ZM133 141V142H132ZM145 141V142H144ZM156 141V142H155ZM171 141V142H170ZM183 141V142H182ZM185 141V142H184ZM211 141V142H210ZM2 142V143H1ZM6 142V143H5ZM23 142V143H22ZM44 145H43V143ZM79 142V143H78ZM121 142V143H120ZM136 142V143H135ZM143 142V143H142ZM148 142V143H147ZM150 142V143H149ZM169 142L171 144H169ZM190 142V143H189ZM243 142L245 145H243ZM254 142V143H253ZM262 142V143H261ZM4 143V144H3ZM54 145H53V144ZM56 143V144H55ZM84 143V144H83ZM131 143V144H130ZM176 143V144H175ZM193 145H192V144ZM253 143V144H252ZM3 144V145H2ZM9 144V145H8ZM25 144V145H24ZM48 144V145H47ZM60 144V145H59ZM75 144V145H74ZM78 144V146H77ZM80 144H83V147ZM89 144V145H88ZM109 144V145H108ZM128 144V145H127ZM130 144V145H129ZM134 144V145H133ZM142 144V145H141ZM145 144V145H144ZM173 144V145H172ZM179 144V145H178ZM182 144V145H181ZM200 144V145H199ZM247 144V146H246ZM257 144V145H255ZM18 145V146H17ZM87 145V147L85 146ZM94 145V146H93ZM119 145V146H118ZM239 145V146H238ZM4 146V147H3ZM6 146V147H5ZM14 146V147H13ZM26 146V147H25ZM39 146V147H38ZM44 146V147H42ZM53 146V147H52ZM58 146V148H57ZM61 146V147H59ZM76 148H74V147ZM117 146V147H116ZM127 146V147H126ZM144 146V147H143ZM148 146V147H147ZM150 146V147H149ZM173 146V147H172ZM185 146V147H184ZM188 146V147H187ZM243 148H241V147ZM254 148H253V147ZM260 146V147H259ZM9 147V148H7ZM13 147V148H12ZM17 147V148H16ZM52 147V148H51ZM67 147V148H66ZM73 147V148H72ZM91 147V148H90ZM92 147L94 149L92 151ZM120 147V149H119ZM125 147V148H124ZM131 147V148H129ZM192 147V148H191ZM196 147V148H195ZM250 147V148H249ZM3 148V150H1ZM5 148V149H4ZM16 148V149H15ZM23 150H22V149ZM33 148V149H32ZM36 148V149H35ZM41 148V149H40ZM49 148V149H48ZM63 148V149H62ZM81 148V149H80ZM84 148V149H83ZM114 150H113V149ZM117 148V150H116ZM143 148V152H142ZM171 150H169V149ZM174 148V149H173ZM182 148V149H180ZM235 148V149H234ZM253 148V149H252ZM15 151H14V150ZM37 149H39L37 151ZM48 149V150H47ZM62 149V151L60 150ZM79 149V151H78ZM122 149V150H121ZM125 149V150H124ZM130 149V150H129ZM137 149V151L135 150ZM150 149V150H148ZM180 149V150H179ZM192 149V150H191ZM202 149V150H201ZM207 149V150H206ZM260 149V151H259ZM7 150V151H6ZM12 151V153L10 152ZM19 150V151H17ZM41 150V151H40ZM52 150V151H50ZM82 150V151H81ZM90 150V151H88ZM132 150V152H131ZM141 150V151H140ZM182 150V151H181ZM206 150V152H205ZM256 150V151H255ZM33 151V152H31ZM40 151V152H39ZM43 151V152H42ZM61 151V152H60ZM64 151V152H63ZM70 151V152H69ZM107 151V152H106ZM125 151V152H124ZM136 151V152H135ZM140 151V152H139ZM152 151V152H151ZM167 151V153H166ZM191 151V152H190ZM196 151V152H195ZM201 151V152H200ZM248 151V154H247ZM15 152V153H13ZM17 152V153H16ZM20 152V153H19ZM48 152V154H47ZM51 155H50V153ZM64 154H63V153ZM74 152V153H73ZM85 154V156L83 155ZM105 152V153H104ZM117 152L118 155L116 156L115 153ZM120 152V154H119ZM129 152V153H128ZM136 154H134V153ZM143 154H140V153ZM154 152V153H153ZM157 152V153H156ZM165 153L164 155L161 153ZM194 152V153H193ZM205 152V153H204ZM243 152V153H242ZM262 152V153H261ZM31 153V154H29ZM67 153V154H66ZM80 153V154H79ZM90 153V154H89ZM92 153V155H91ZM104 153V154H103ZM110 153V154H109ZM114 153V156H113ZM132 153V154H131ZM156 153V154H155ZM160 153V154H159ZM179 153V154H177ZM201 155H200V154ZM232 153V154H231ZM23 156H21V155ZM27 154V156H26ZM60 154V156L58 155ZM78 154V155H77ZM128 154V155H127ZM148 154V155H147ZM173 154V155H172ZM183 156H181V155ZM186 154V155H185ZM195 154V156H194ZM245 156H244V155ZM247 154V155H246ZM20 155V156H19ZM31 155V156H30ZM41 155V156H39ZM49 155V156H48ZM54 155V156H53ZM56 155V156H55ZM58 155V156H57ZM71 155V156H70ZM74 155V156H73ZM124 157H123V156ZM139 155L138 157H136ZM143 155V156H142ZM145 155V156H144ZM158 155V156H157ZM263 155V156H262ZM14 156V157H13ZM37 156V157H36ZM39 156V157H38ZM45 156V157H44ZM63 156V157H62ZM84 156V157H82ZM96 156V158H95ZM102 156V157H101ZM107 156V157H105ZM132 156V157H131ZM142 156V158H141ZM148 156V157H147ZM152 156V157H151ZM165 158H161V157ZM168 159H167V157ZM244 156V157H243ZM4 159H3V158ZM22 157V158H21ZM25 157V158H24ZM34 157V158H33ZM51 157V158H49ZM59 157V159H54ZM68 157V159H67ZM79 157V158H78ZM82 157V159H81ZM91 161H90V158ZM98 157V158H97ZM101 157V159L99 158ZM105 157V158H104ZM110 157V158H109ZM126 157V158H125ZM156 159H154V158ZM177 157V158H176ZM183 157V158H182ZM190 157V158H189ZM248 157V158H247ZM21 158V159H20ZM30 158V159H29ZM48 158L50 160H48ZM53 158V159H52ZM76 158V159H75ZM78 158V159H77ZM87 158V160H86ZM95 158V160H94ZM128 158V159H127ZM147 158V159H146ZM185 158V159H184ZM242 158V159H240ZM244 158V159H243ZM255 160H253V159ZM261 158V159H260ZM22 163H21V161ZM25 161H23V160ZM34 159V160H33ZM41 162H39V160ZM42 159V160H41ZM67 159V160H65ZM70 159V160H69ZM72 159V160H71ZM103 159V160H102ZM107 159V160H106ZM114 159V161H113ZM125 159V160H124ZM131 159V161H130ZM161 159V160H160ZM175 159V160H174ZM239 159V160H238ZM7 162H5V161ZM53 160V161H51ZM56 160V161H55ZM80 160V161H79ZM86 160V162H85ZM123 160V161H122ZM139 160V161H138ZM9 161V162H8ZM14 161V162H13ZM18 161V162H16ZM38 161V162H37ZM49 161L51 162L49 164ZM75 161V163L73 162ZM96 161V162H95ZM112 161V162H111ZM116 161V162H115ZM122 161V162H121ZM129 161V162H128ZM136 161V162H135ZM143 161V162H142ZM196 161V162H195ZM11 162V163H10ZM32 162V163H30ZM37 162V164H36ZM56 162V163H55ZM58 162V163H57ZM71 164H67V163ZM83 162V164H82ZM102 162V163H101ZM121 165H120V163ZM14 163V164H13ZM21 163V164H20ZM26 164V167L24 165ZM30 163V164H29ZM35 163V164H34ZM40 163V164H39ZM45 163V164H44ZM48 163V164H47ZM65 165H63V164ZM85 163V165H84ZM88 165H87V164ZM98 167H97V165ZM114 163V164H113ZM116 163V164H115ZM133 163V164H132ZM135 163V164H134ZM137 163V164H136ZM149 163L151 166H149ZM153 163V164H152ZM184 163V164H183ZM247 163V164H246ZM10 164V165H9ZM13 164V165H11ZM28 164V165H27ZM34 164V165H33ZM43 164V165H42ZM61 164V165H60ZM103 164V165H102ZM119 164V165H117ZM126 164V165H125ZM8 165V166H7ZM18 165V166H17ZM32 165V166H30ZM37 165V166H36ZM47 165L49 167H47ZM53 165V166H51ZM74 165V166H73ZM78 165V167H77ZM92 165V166H90ZM95 165V166H94ZM101 165V167H99ZM115 165V166H114ZM132 165V166H131ZM147 165V166H146ZM162 165V166H161ZM243 165V166H241ZM7 166V168H4ZM12 166V167H11ZM17 166V168L15 167ZM23 166V168H22ZM46 166V167H44ZM65 166V167H64ZM92 168H90V167ZM119 168H118V167ZM136 166V167H135ZM155 166V167H154ZM4 169H3V168ZM11 167V168H9ZM35 167L34 170H31ZM42 167H44L42 169ZM57 171V174L54 171ZM62 167V169H61ZM68 167L67 169H65ZM87 167V168H86ZM105 169H103V168ZM112 167V168H110ZM115 167V168H114ZM138 167V168H137ZM150 167V169H149ZM165 167V168H164ZM16 168V170H15ZM22 168V169H21ZM26 168V169H25ZM30 168V169H29ZM38 168V169H36ZM45 168H49L53 174H50V170L48 171ZM52 168V169H51ZM76 168V169H75ZM89 168V170H87ZM94 168V169H93ZM125 168V170L123 169ZM159 168V169H158ZM242 168V169H241ZM250 168V169H249ZM11 170V172H9ZM29 169V170H28ZM57 169V170H56ZM61 169V170H60ZM72 169V170H71ZM92 169V171H91ZM100 171H99V170ZM103 169V170H102ZM127 169V170H126ZM131 169V170H130ZM134 169V170H132ZM143 169V170H142ZM146 169V170H144ZM248 169L250 171H248ZM9 170V171H7ZM20 170V171H19ZM31 170V171H30ZM44 170L43 173H40ZM66 170V171H64ZM71 172H70V171ZM82 170V172H81ZM84 170V171H83ZM86 170V171H85ZM94 170V171H93ZM99 172H98V171ZM109 170V171H108ZM117 170V171H116ZM139 170V171H138ZM153 170V171H152ZM156 170V171H155ZM160 172H159V171ZM243 170V171H242ZM4 171V172H3ZM13 171V172H12ZM18 171V172H17ZM25 171V173L21 172ZM28 173H27V172ZM48 171V173L46 172ZM74 171L77 172L78 176ZM97 171V172H96ZM131 171V172H130ZM135 171V172H134ZM150 171V172H149ZM158 171V172H157ZM245 171V173H244ZM3 172V173H2ZM36 172V174H35ZM38 172V173H37ZM89 172V173H88ZM107 172V173H105ZM112 172V173H111ZM120 175H118V173ZM123 172V173H121ZM126 172V173H125ZM143 172V173H142ZM168 172V173H167ZM239 172V173H238ZM243 172V173H241ZM5 173L6 174L5 176ZM21 177H18L17 174ZM40 173V174H39ZM103 173V175H102ZM105 173V175H104ZM131 173V174H130ZM134 174V176L132 175ZM233 173V175H232ZM26 174V175H24ZM33 174V175H32ZM38 174V176H37ZM60 174V175H59ZM63 174V175H62ZM99 174V176H98ZM124 176H123V175ZM128 174V175H127ZM145 174V175H144ZM154 174V175H153ZM164 174V175H163ZM167 174V175H166ZM170 174V175H169ZM200 174V176H199ZM260 174V175H259ZM16 175V176H15ZM35 175V176H34ZM53 175V176H52ZM56 175V176H55ZM97 175V176H96ZM114 175V176H113ZM130 175V176H129ZM148 175V176H147ZM158 175V177H157ZM161 175V177H160ZM166 175V176H165ZM4 176V177H3ZM14 176V177H13ZM26 176V177H25ZM32 176V177H31ZM43 176V177H42ZM46 176V178L44 177ZM55 176V179H54ZM96 176V177H95ZM128 176V177H127ZM132 176V177H131ZM137 176V178H136ZM152 176V177H151ZM164 178H163V177ZM240 176V177H239ZM245 176V177H242ZM7 179H6V178ZM18 177V178H17ZM27 177L29 179H27ZM42 182H41V179ZM68 177H70L68 179ZM74 177V178H73ZM78 177V178H77ZM114 177V178H112ZM126 177V178H125ZM130 177V179H129ZM149 177V178H148ZM235 177V178H234ZM4 178V179H3ZM10 178V179H9ZM17 178V179H16ZM23 180L21 181L20 180ZM27 180H25V179ZM34 178V179H32ZM38 178V180H37ZM83 178V177H82ZM100 178V179H99ZM119 178V180H118ZM128 178V180H127ZM154 178L155 181H152ZM15 179V180H14ZM19 179V180H18ZM32 179V180H31ZM40 179V181H39ZM45 181H44V180ZM71 179V180H70ZM124 179V180H123ZM160 180L163 183H159ZM162 179V180H161ZM173 179V180H172ZM237 179V180H236ZM7 182H5V181ZM12 180H14L15 187L12 185ZM18 180V183H16ZM25 180V181H24ZM65 180V181H64ZM69 180V182H68ZM72 181L74 184L75 181ZM115 183H114V181ZM118 180V181H117ZM126 180V181H125ZM150 180L153 182L150 183ZM164 180V181H163ZM178 182H177V181ZM183 180V181H182ZM236 180V181H235ZM3 183H2V182ZM9 181V182H8ZM90 181V182H91ZM107 181V182H106ZM117 181V182H116ZM121 181V182H120ZM129 181V183H128ZM132 181V182H131ZM134 181V182H133ZM137 181V182H136ZM157 181V182H156ZM173 181V182H172ZM235 181V182H232ZM240 181V182H239ZM242 181V182H241ZM5 182V183H4ZM22 182V183H21ZM37 182V183H36ZM49 182V183H48ZM81 182V181H79ZM83 182V181H82ZM105 182V183H104ZM123 182V184H122ZM189 182V183H188ZM200 182V183H199ZM9 183V184H8ZM25 183V184H24ZM99 183V182H98ZM117 183V185H116ZM119 183V184H118ZM133 183V184H132ZM168 183V184H167ZM169 183L171 184L169 186ZM173 183V186H172ZM182 183V184H179ZM187 183V184H186ZM192 183V184H191ZM8 184V185H7ZM11 184V185H10ZM23 184V185H22ZM27 184H29L27 186ZM38 184V185H39ZM77 184V183H76ZM84 183H82L83 185ZM152 184H155V186ZM162 184V185H161ZM167 184V185H166ZM236 184V185H235ZM244 184V185H243ZM19 188H18V186ZM22 185V186H21ZM72 185V184H71ZM79 185V184H78ZM81 185V184H80ZM100 185V187H99ZM112 185V186H111ZM120 185V186H119ZM147 185V186H145ZM149 185V186H148ZM164 185V186H163ZM187 187H186V186ZM203 185V186H202ZM227 185V186H226ZM241 185V186H240ZM23 186L29 187L32 191L30 193L28 188H24ZM34 188H32V187ZM39 188L37 190V187ZM41 186V185H40ZM115 186V187H114ZM132 186V187H130ZM142 186V187H141ZM159 186V187H158ZM162 186V187H161ZM175 186V187H174ZM198 186V187H197ZM202 186V187H201ZM247 186V187H246ZM5 187V188H4ZM7 187V188H6ZM10 187V188H9ZM22 187L24 189H22ZM105 187V188H104ZM113 187V189H112ZM126 187V188H125ZM145 187V188H144ZM155 187V188H154ZM157 187V188H156ZM167 187V188H166ZM170 187V188H168ZM178 187V188H177ZM186 187V188H184ZM191 187V188H190ZM195 187V188H193ZM14 192H12L13 190ZM42 188V186H41ZM48 188V187H47ZM111 188V189H110ZM122 188V190H120ZM131 190H130V189ZM151 188V189H150ZM162 188V189H161ZM200 188V189H199ZM207 188V189H206ZM236 188V189H235ZM5 189V190H4ZM18 189V190H17ZM26 189V190H25ZM37 191H36V190ZM100 189V190H101ZM114 189L117 191H114ZM135 189V190H134ZM144 189V190H143ZM146 189V190H145ZM153 189V190H152ZM165 189V190H164ZM170 189V192H169ZM175 189V190H174ZM180 192H178V190ZM202 189V190H201ZM244 189V190H243ZM3 190V192H2ZM23 190V191H22ZM127 190V191H126ZM204 190V191H203ZM16 191H19L18 195ZM22 193H21V192ZM51 191V192H50ZM113 191V192H112ZM121 191V192H120ZM147 191V193H146ZM153 191V192H152ZM156 191V192H155ZM177 191V192H176ZM189 192L187 194L184 193ZM193 191V192H192ZM196 191V192H195ZM224 191V192H223ZM11 192V193H10ZM29 192V193H28ZM37 192V193H36ZM125 194H124V193ZM155 192V194H154ZM163 192V193H162ZM172 192V193H171ZM176 192V193H175ZM191 192V193H190ZM199 192V193H198ZM205 192V193H203ZM238 192V193H237ZM5 193V195H3ZM7 193V195H6ZM13 195L11 196V194ZM16 193V194H15ZM25 193V194H24ZM117 193V194H115ZM127 193V194H126ZM134 193V194H133ZM150 193V194H149ZM170 193V194H169ZM183 193V194H182ZM10 194V195H9ZM15 194V195H14ZM24 194V196H23ZM28 194V195H27ZM32 194V195H31ZM113 194V195H112ZM124 194V195H123ZM130 194V195H129ZM144 194V195H143ZM157 194V196H156ZM161 194V195H159ZM164 194V195H163ZM166 194V195H165ZM176 194V195H175ZM178 194V195H177ZM183 196H182V195ZM190 194V195H189ZM195 194V195H194ZM112 195V197H110ZM128 195V197L126 196ZM151 196V201L150 197ZM155 195V196H154ZM171 195V196H170ZM174 195V196H172ZM182 197H181V196ZM188 197H187V196ZM198 195V196H197ZM207 195V196H206ZM209 195V196H208ZM4 196V197H3ZM17 196L19 198H17ZM22 196V197H21ZM28 196V198H27ZM37 196V197H39ZM120 196V197H119ZM135 196V197H134ZM138 196V197H137ZM147 196V197H145ZM159 196V197H158ZM185 196V197H184ZM2 197V198H1ZM12 199H11V198ZM25 197V198H24ZM121 197L123 199H121ZM132 197V198H131ZM136 199H134V198ZM158 197V198H157ZM162 197V198H161ZM164 197V198H163ZM172 197V198H171ZM175 197V198H173ZM180 199L181 197V200ZM195 197V198H194ZM213 197V198H212ZM5 198V200H4ZM10 198V199H9ZM28 201H27V199ZM117 200H116V199ZM146 198V199H145ZM186 198V199H185ZM205 198V199H204ZM9 199V200H8ZM24 199V200H23ZM107 199V198H105ZM133 199V201H132ZM149 199V200H148ZM154 199V200H153ZM156 199V200H155ZM159 199V200H158ZM165 199V200H163ZM170 199V200H169ZM173 199V200H172ZM188 199V200H187ZM3 200V201H2ZM11 200V201H10ZM30 200V201H29ZM36 201L37 198H35ZM34 200V201H35ZM116 200V201H114ZM124 200V201H122ZM148 200V201H147ZM171 200L173 202H171ZM174 200L178 202H174ZM13 201V202H12ZM21 201V202H20ZM27 201V202H26ZM32 201V202H31ZM35 201V202H36ZM119 201V202H118ZM122 201V203H121ZM143 201V203H142ZM4 202V203H3ZM10 202V203H9ZM15 202V203H14ZM31 202V203H28ZM130 202V203H129ZM136 202L138 205H136ZM167 202V203H165ZM171 202V203H169ZM182 202V203H180ZM186 202V203H183ZM7 203V204H6ZM9 203V204H8ZM115 205H114V204ZM121 203V205H120ZM135 203V204H134ZM175 203V204H174ZM13 204V206L11 205ZM19 208H18V205ZM26 204V205H25ZM147 204V205H146ZM155 204V205H154ZM160 204V206H158ZM164 204V205H162ZM172 204V205H171ZM181 204V205H180ZM22 205V206H21ZM120 208H119V206ZM126 205V206H125ZM132 205V206H131ZM135 205V206H134ZM162 205V206H161ZM168 207H166V206ZM170 205V206H169ZM190 205V206H189ZM192 205V207H191ZM211 205L213 207H211ZM25 206V207H24ZM28 206V207H27ZM32 206V205H30ZM122 206V207H121ZM125 206V207H124ZM128 206V207H127ZM131 208H130V207ZM147 206V207H145ZM156 206V207H155ZM165 206V208H164ZM175 206V207H173ZM177 206V207H176ZM181 206V207H180ZM2 207V208H1ZM9 207V208H8ZM14 207V208H13ZM33 207V206H32ZM109 207L111 210L115 209ZM134 207V208H133ZM140 207V208H139ZM143 209H142V208ZM152 207V208H151ZM155 207V208H154ZM170 207V208H169ZM201 207V208H200ZM7 208V209H6ZM11 208V210H9ZM29 208V210H28ZM31 208V209H30ZM37 208V207H36ZM39 208V207H38ZM41 208V207H40ZM39 208V210H40ZM118 208V209H117ZM126 208V209H125ZM157 208V209H156ZM159 208V209H158ZM167 208V209H166ZM177 208V209H176ZM183 211H182V209ZM185 208V209H184ZM17 211H16V210ZM24 209V211H23ZM143 211H142V210ZM164 209V210H163ZM9 210V211H8ZM31 210V211H30ZM140 210V211H139ZM151 210V211H150ZM160 210V211H159ZM163 210V211H162ZM167 210V211H165ZM168 210H170L168 212ZM175 212H174V211ZM181 210V211H180ZM186 210V211H185ZM187 210H189L187 212ZM225 210V211H224ZM2 211V212H1ZM12 211V212H11ZM23 211V212H22ZM29 211V213H28ZM42 211L44 213H42ZM55 211V210H54ZM126 211H131L126 212ZM156 211V212H155ZM180 211V214H179ZM5 214H4V213ZM7 212V213H6ZM18 212V213H17ZM26 212V214H25ZM39 212V213H38ZM48 212V213H49ZM56 212V211H55ZM118 211H116L117 213ZM122 212V211H121ZM137 212V213H134ZM147 212V213H146ZM150 212V213H149ZM161 212V213H160ZM171 212V213H170ZM187 212V213H186ZM196 212L198 214H196ZM234 212V213H233ZM9 213V214H8ZM15 213L16 216H15ZM23 213V214H22ZM33 213V215H32ZM39 215H38V214ZM41 213V214H40ZM142 215H141V214ZM146 213V214H145ZM154 213V214H153ZM158 213V214H157ZM170 213V214H169ZM184 213V214H182ZM19 214V215H18ZM45 214V215H43ZM120 214V215H121ZM133 214V215H132ZM148 214V215H147ZM150 214V215H149ZM165 214V215H163ZM168 214V215H166ZM182 214V215H181ZM189 214V215H187ZM201 214V215H199ZM225 214V215H224ZM227 214V215H226ZM247 214V215H246ZM10 217L8 218V216ZM32 215V216H31ZM35 215V216H34ZM38 215V216H37ZM43 215V216H42ZM50 219H48L47 217ZM118 216L119 213L117 214ZM136 215H140V217L136 219L138 221L137 225H135L136 220L134 217ZM173 215V216H172ZM186 215V216H185ZM220 215V216H219ZM15 216V217H13ZM25 216V217H24ZM29 216V217H26ZM54 216V218H53ZM134 216V217H133ZM181 217V219L179 217ZM262 216V217H261ZM9 220H5V218ZM13 217V218H11ZM37 217V219L35 218ZM48 220V222H46ZM116 217V216H115ZM142 217V218H141ZM178 219H177V218ZM191 217V218H190ZM202 217V218H201ZM205 218V220L203 219ZM235 217V218H234ZM256 217V218H255ZM20 218V224L19 222ZM23 218V219H22ZM40 218V221H39ZM44 218V219H43ZM58 220L54 221V220ZM144 218V220H143ZM162 218V219H161ZM168 218V219H166ZM195 218V219H194ZM18 219L17 223L15 222ZM27 219V220H26ZM53 219V221L51 220ZM161 219V220H160ZM166 219V220H165ZM180 219V220H179ZM191 219V220H190ZM209 219V220H208ZM211 219V220H210ZM45 220V221H44ZM164 220V221H162ZM182 220V222H181ZM208 220V221H207ZM239 220V221H238ZM4 221V223H3ZM12 221V222H11ZM25 221L26 224L23 222ZM31 221V222H30ZM46 224H40V223ZM52 223H50V222ZM128 221V222H127ZM170 221V222H169ZM189 221V222H187ZM202 221V222H201ZM232 221V222H231ZM252 221V222H251ZM2 222V223H1ZM5 222L7 224H5ZM40 222V223H39ZM132 224V225L128 224ZM144 224H143V223ZM147 222V224H146ZM154 222L156 224H154ZM161 222V223H160ZM164 222V224H162ZM169 222V223H168ZM191 222V223H190ZM210 224H209V223ZM212 222V223H211ZM251 222V223H250ZM10 223L11 225H9ZM27 223L29 224L27 226ZM125 225H124V224ZM128 226H132L127 228ZM135 223V224H134ZM139 223V224H138ZM152 223V224H151ZM176 223V224H175ZM201 223V224H200ZM3 224L5 227H3ZM19 224V225H18ZM22 224V226H21ZM38 224V226L36 225ZM147 226H146V225ZM173 224V225H172ZM177 226L175 229L174 227ZM17 225V226H15ZM24 225V226H23ZM31 225V226H30ZM40 225V226H39ZM44 225V226H41ZM51 225V226H50ZM57 225L59 227L57 228ZM135 225V226H133ZM153 225L155 227H153ZM181 225V226H180ZM187 225V226H186ZM197 225V226H196ZM10 226V227H8ZM21 226V227H20ZM34 226V229H33ZM47 226V227H45ZM55 226V227H54ZM145 226V227H144ZM165 226V227H164ZM168 226V227H166ZM20 227V228H19ZM23 227V228H22ZM41 227V228H40ZM50 227V228H49ZM148 227L152 228L149 229ZM170 227V228H169ZM174 227L173 229H171ZM182 227V228H181ZM184 227V228H183ZM5 228L7 232L3 229ZM19 228V229H17ZM26 228V229H25ZM31 228V230H30ZM39 228V229H38ZM57 228V229H55ZM143 228V229H142ZM149 230H148V229ZM155 228V230H154ZM166 228V229H165ZM187 228V229H186ZM190 228V229H189ZM23 229L25 231H23ZM61 229V231H60ZM135 229V230H134ZM140 229V230H139ZM146 229V231H145ZM157 229V230H156ZM180 229V230H179ZM193 229V230H192ZM11 230V231H10ZM15 230V231H14ZM29 233H27L28 231ZM40 233H39V231ZM44 230V231H43ZM160 230V232L158 231ZM182 230V231H181ZM188 230V231H187ZM204 230V231H203ZM211 230V232H210ZM215 230V231H213ZM1 231L4 232L1 234ZM13 231V232H12ZM17 231V232H16ZM32 231V232H31ZM36 231V232H35ZM42 231V232H41ZM48 231V232H47ZM58 231V232H55ZM64 234V239L60 235ZM140 231V232H138ZM144 231V233H142ZM151 231V232H149ZM154 231V232H152ZM157 231V232H155ZM163 231V233H162ZM177 231V232H176ZM179 231V232H178ZM190 231V232H189ZM16 232V233H15ZM20 232V233H19ZM45 232V233H44ZM51 232V233H50ZM53 232V233H52ZM175 232V233H174ZM183 232V233H182ZM189 232V233H188ZM215 234H214V233ZM6 233V234H5ZM13 233V234H12ZM22 233V234H21ZM59 236H57L58 234ZM92 233V232H90ZM115 233V231H114ZM130 233V238L131 234ZM161 233V234H160ZM173 233V234H171ZM187 233V234H186ZM213 233V234H212ZM24 234V235H23ZM47 234V235H46ZM49 234V235H48ZM57 234V235H56ZM71 234V235H70ZM88 234V233H86ZM150 234V235H149ZM159 234V235H158ZM176 234V235H175ZM178 234V235H177ZM181 234V235H180ZM211 234V236H210ZM2 235V236H1ZM6 235V237H5ZM23 235V236H22ZM31 235V237H30ZM33 235V236H32ZM43 235V238L42 236ZM46 235V236H45ZM56 235V236H55ZM92 235H94L92 233ZM115 235V234H114ZM137 235V234H135ZM132 235V238L135 237ZM148 235V236H146ZM153 235V236H152ZM188 235V236H187ZM191 235V236H190ZM199 235V236H198ZM247 235V236H246ZM7 236H9L7 238ZM15 236V237H14ZM22 236V237H21ZM29 236V237H28ZM40 238H39V237ZM54 236V238H53ZM73 236V237H71ZM95 236V235H94ZM138 236V238H139ZM159 236V237H158ZM180 236V237H178ZM184 236V238H183ZM194 236V237H193ZM214 239H213V237ZM12 237V238H11ZM17 237V238H16ZM21 240H19L20 238ZM25 237V238H24ZM45 237V238H44ZM49 237V238H48ZM51 237V238H50ZM56 237V238H55ZM61 237V239H60ZM70 237L71 239H67ZM96 237V236H95ZM115 237L116 239L119 237ZM145 239H143V238ZM158 237V239H156ZM165 237V241H164ZM171 240H170V238ZM178 237V238H177ZM199 237V238H198ZM248 237V238H247ZM16 238V239H14ZM28 238V239H27ZM32 238V241H31ZM48 238V239H47ZM131 238V239H132ZM137 238V236H136ZM137 238V239H138ZM161 238V240H160ZM168 238V239H167ZM194 238V239H192ZM205 238V239H204ZM13 239V242H11ZM25 239V240H24ZM36 239V240H35ZM41 239V240H40ZM49 245L47 246V242ZM95 239V238H94ZM134 239V238H133ZM180 239V240H179ZM185 240V242L183 240ZM191 239V240H190ZM196 239V240H195ZM213 239V240H212ZM244 239V240H243ZM246 239V240H245ZM15 240V241H14ZM40 240V241H37ZM43 240V241H42ZM55 240V241H54ZM61 242H60V241ZM72 240V241H71ZM136 239H134L135 241ZM155 240V241H154ZM156 240L158 242H156ZM170 240V241H169ZM176 240V241H174ZM190 240V242L188 241ZM193 240V241H192ZM205 242H204V241ZM31 241V242H30ZM54 241V242H53ZM65 241V242H63ZM68 241V242H67ZM71 241V242H69ZM93 241V239H91ZM89 249H95L94 242L92 243ZM121 241V240H120ZM149 241V243H147ZM211 241V242H210ZM243 241V242H242ZM12 245H11V243ZM35 242V243H34ZM39 242V243H38ZM41 242V243H40ZM45 242V243H44ZM52 242V244H50ZM122 242V241H121ZM155 242V243H154ZM179 242V243H178ZM188 242V245L187 243ZM196 242V244H194ZM242 244H241V243ZM248 242V243H247ZM251 242V243H250ZM10 243V244H9ZM18 245H17V244ZM20 243V244H19ZM34 243V244H32ZM47 243V244H46ZM55 243V244H54ZM61 243V244H59ZM64 243V244H63ZM68 243V244H67ZM89 243V242H88ZM117 243H120L117 241ZM153 245H152V244ZM156 243L158 245L156 246ZM161 243V244H160ZM193 243V244H192ZM198 243V244H197ZM204 243V244H203ZM231 243V244H230ZM263 243V244H262ZM26 244V245H25ZM29 244V245H28ZM40 244H43L42 246ZM63 244V245H62ZM123 246L124 243H121ZM163 244V245H162ZM176 244L175 246H173ZM179 244H181L179 246ZM247 244V245H246ZM251 245V247L249 246ZM17 245V246H16ZM22 245V246H21ZM38 245V246H37ZM41 247H40V246ZM68 245V246H67ZM73 245V246H72ZM80 245V243H79ZM90 245V244H89ZM160 245V246H159ZM191 245V246H189ZM193 245V246H192ZM195 245V247H194ZM14 248L12 249V247ZM21 246V247H19ZM59 246V247H58ZM66 249L64 247L69 248ZM149 246V247H148ZM163 248V250L160 248ZM177 246V248H175ZM186 246V247H185ZM4 247V248H3ZM8 247V248H7ZM27 249H26V248ZM35 247V249H34ZM40 247V248H38ZM45 251H44V249ZM73 247V248H72ZM125 247V246H124ZM173 248V250L171 249ZM179 247V248H178ZM188 247V248H187ZM192 247V248H191ZM200 247V248H199ZM205 247V248H203ZM232 247V248H231ZM6 248V249H5ZM19 248L20 250L18 251ZM38 248V249H37ZM63 248V249H62ZM159 248V249H158ZM175 248V249H174ZM181 248V249H180ZM226 248V249H225ZM234 248V249H233ZM237 248V249H236ZM257 248V249H256ZM35 250L31 251V250ZM41 249V250H40ZM48 249V250H47ZM52 249V250H51ZM61 249V250H60ZM143 250L145 253L146 250ZM158 249V250H157ZM167 249V250H166ZM198 249V250H197ZM201 249V250H200ZM248 249V250H247ZM6 250L8 252H6ZM10 250V251H9ZM15 250V251H14ZM23 250V252H21ZM29 250L28 252H26ZM47 250V251H46ZM56 250V251H55ZM126 253L129 251H127ZM157 250V251H156ZM169 250V251H168ZM226 250V251H225ZM239 250V251H238ZM33 253H31V252ZM43 251V252H41ZM52 251V252H51ZM61 254H60V252ZM68 251V254H67ZM71 251L73 254H71ZM98 251V250H97ZM94 251V253H97ZM163 253H162V252ZM175 254H174V252ZM188 251V253H187ZM224 253H223V252ZM241 251V252H240ZM15 252V253H14ZM20 252V253H18ZM49 252V253H48ZM63 252V253H62ZM125 257L128 259L127 255H130L131 252L125 253ZM162 253V256L160 253ZM191 252V254H189ZM194 252V253H193ZM11 253V254H10ZM25 253V255H24ZM32 255H31V254ZM35 253V254H34ZM52 253V254H51ZM55 253V254H54ZM66 253V254H65ZM90 253L93 254V251ZM168 253V254H167ZM237 253V254H236ZM244 253V254H243ZM5 254V255H4ZM11 255V259L9 255ZM15 254V256H14ZM20 254V255H18ZM22 254V255H21ZM30 254V257L28 258ZM49 254V255H47ZM51 254V255H50ZM57 254V256H56ZM66 256H65V255ZM151 254V253H150ZM165 254V256L163 255ZM210 254V255H209ZM223 254V256H222ZM239 254V255H238ZM241 254V255H240ZM259 254V255H258ZM27 255V256H26ZM34 255L36 257H34ZM40 255V256H39ZM61 255V256H60ZM70 257H68V256ZM154 255V256H153ZM157 255V257L155 256ZM159 255V256H158ZM186 255V256H184ZM188 255V256H187ZM191 255V257H190ZM238 255V256H237ZM261 255V256H260ZM6 256V257H5ZM17 256L19 259H17ZM38 256V257H37ZM46 256V258H45ZM49 256V259H48ZM51 262L50 261V258ZM59 256V257H58ZM64 256V257H63ZM94 256V254H93ZM161 256V257H160ZM172 258H171V257ZM176 256V258H175ZM196 256V258H195ZM213 256V257H211ZM228 256V257H227ZM231 256V257H230ZM235 256V257H233ZM9 257V258H8ZM15 257V258H14ZM26 258V260L24 259ZM34 257V258H33ZM41 257V260H37ZM56 257V258H54ZM58 257V258H57ZM62 257V258H60ZM97 257V256H96ZM164 257V259L162 258ZM184 257V259H183ZM187 257V259H185ZM227 257V258H226ZM233 257V258H232ZM238 257V258H237ZM24 259V261L20 259ZM31 258V260H29ZM37 258V259H36ZM176 260H175V259ZM195 258V259H194ZM204 258V259H203ZM262 258V259H261ZM17 259V260H16ZM34 259V260H33ZM68 259V260H66ZM79 259V258H78ZM77 259V260H78ZM170 259L172 260L170 261ZM201 259V260H200ZM221 259V260H220ZM240 259V260H239ZM4 260H7L4 262ZM9 260V261H8ZM14 262H12V261ZM19 260V261H18ZM55 260V262H54ZM76 260V261H77ZM81 260V259H79ZM163 260H167L163 261ZM194 262H188V261ZM205 260V261H204ZM253 260V261H252ZM18 261V262H17ZM33 261V262H32ZM67 261V262H65ZM71 261L69 263H71ZM175 261V262H174ZM201 261V262H200ZM209 261V262H208ZM226 261V262H224ZM119 262V261H118ZM162 262V263H160ZM172 262V263H171ZM188 262V263H187ZM217 262V263H216ZM231 262V263H230ZM236 262V263H235ZM20 263V264H22ZM40 263V262H38ZM119 262L118 264H120ZM123 263V262H122ZM25 264V263H24ZM36 264V263H35ZM115 264V262L113 263ZM117 264V263H116ZM125 264V263H123Z\"/></svg>",
	"mask_w": 264,
	"mask_h": 264
},
{
	"label": "bare ground",
	"instance_id": "2",
	"mask_svg": "<svg viewBox=\"0 0 264 264\" xmlns=\"http://www.w3.org/2000/svg\"><path fill=\"white\" fill-rule=\"evenodd\" d=\"M45 1H46V0H45ZM47 1H48V0H47ZM52 1H53V0H52ZM52 1H51V2H52ZM79 1H80V0H79ZM130 1H131V0H130ZM130 1H129V2H130ZM141 1H142V0H141ZM144 1H145V0H144ZM148 1H149V0H148ZM148 1H147V2H148ZM171 1H172V0H171ZM175 1H176V0H175ZM247 1H248V0H247ZM262 1H263V0H262ZM15 2H17V0H16ZM77 2H78V1H77ZM87 2H88V1H87ZM90 2H91V1H90ZM121 2H123V1H121ZM182 2L184 3V1H182ZM216 2H218V1H216ZM244 2H245V1H244ZM13 3H14V1H13ZM31 3H32V2H31ZM45 3H47V2H45ZM57 3H58V2H57ZM85 3H86V2H85ZM136 3H137V2H136ZM183 3H182V4H183ZM218 3H221V2H218ZM218 3H217V7L219 6ZM232 3H234V2H232ZM249 3H250V2H249ZM50 4H51V3H50ZM82 4H83V3H82ZM89 4H90V3H89ZM119 4H120V3H119ZM119 4H118V5H119ZM157 4H158V3H157ZM197 4H198V3H197ZM202 4H203V3H202ZM40 5H41V4H40ZM85 5H86V4H85ZM123 5H124V3H123ZM130 5H131V4H130ZM146 5H147V4H146ZM150 5H151V4H150ZM163 5H164V4H163ZM178 5H179V4H178ZM183 5H184V4H183ZM186 5H187V3H186ZM192 5H193V4H192ZM194 5H195V4H194ZM230 5H231V4H230ZM234 5H238V4H234ZM241 5H242V4H241ZM249 5H250V4H249ZM256 5H257V4H256ZM262 5H263V4H262ZM82 6H83V5H82ZM198 6H199V5H197L196 7H198ZM220 6H221V5H220ZM259 6H260V5H259ZM13 7H14V6H13ZM33 7H34V6H33ZM50 7H51V5L49 6V8H50ZM131 7H132V5H131ZM151 7H152V6H151ZM159 7H160V6H159ZM165 7H166V6H165ZM184 7L186 8V6H184ZM189 7H190V6H189ZM217 7H216V9H217ZM223 7H224V6H223ZM253 7H254V6H253ZM44 8H45V6H44ZM126 8H127V7H126ZM137 8H138V7H137ZM177 8H178V6H177ZM185 8H184V9H185ZM207 8H208V7H207ZM230 8H231V7H230ZM235 8H236V7H235ZM237 8H238V7H237ZM237 8H236L235 10H238ZM249 8H250V7H249ZM262 8H263V7H262ZM33 9H34V8H33ZM52 9H54V8H52ZM55 9H56V8H55ZM90 9H91V8H90ZM107 9H108V8H107ZM157 9H158V8H157ZM159 9H160V8H159ZM221 9H222V8H221ZM41 10H42V9H41ZM181 10H182V9H181ZM181 10H180V13H181ZM191 10H193V9H191ZM191 10H190V11H191ZM196 10H197V9H196ZM204 10H205V9H204ZM231 10H234V7H233V9H231ZM25 11H26V13H28L27 10H25ZM32 11H33V10H32ZM44 11H45V10H44ZM47 11H48V10H47ZM54 11H55V10H54ZM86 11H87V10H86ZM86 11H84V12L86 13ZM89 11H90V10H89ZM132 11H133V10H132ZM160 11H161V10H160ZM193 11H194V10H193ZM198 11H199V10H198ZM200 11H201V9H200ZM210 11H211V10H210ZM217 11H218V10H217ZM244 11H245V10H244ZM39 12H40V11H39ZM45 12H46V11H45ZM59 12H60V11H59ZM59 12H57V13H59ZM108 12H109V10H108ZM136 12H137V11H136ZM136 12H135V13H136ZM168 12H169V11H168ZM183 12H184V11H183ZM196 12H197V11H196ZM196 12H193V13H196ZM224 12H225V11H224ZM224 12H223V13H224ZM240 12H241V11H240ZM33 13H34V12H32V14H33ZM48 13H49V12H48ZM77 13H78V12H77ZM77 13H76V15H77ZM114 13H115V12H114ZM124 13H125V12H124ZM233 13H235V12H233ZM250 13H251V12H250ZM23 14H24V12H23ZM30 14H31V13H30ZM32 14H31V15H32ZM35 14H36V13H35ZM35 14H33V15L36 17ZM40 14H42V13H40ZM45 14H47V13H45ZM52 14H53V13H52ZM59 14H60V13H59ZM88 14H89V13H88ZM91 14H92V13H91ZM119 14H120V13H119ZM127 14H128V13H127ZM164 14H165V13H164ZM185 14H186V13H185ZM185 14H183V15H185ZM204 14H205V13H204ZM220 14H221V13H220ZM225 14H226V13H225ZM238 14H239V13H238ZM28 15H29V13H28ZM33 15H32V16H33ZM43 15H44V14H43ZM55 15H56V14H55ZM108 15H109V14H108ZM108 15H107V16H108ZM113 15H114V14H113ZM113 15H112V16H113ZM177 15H178V13H177ZM196 15H197V14H196ZM196 15H195V16H196ZM201 15H202V13H201ZM208 15H209V14H208ZM216 15H217V13H216ZM226 15H227V14H226ZM242 15H243V14H242ZM248 15H249V17L252 18L251 14H248ZM255 15H256V14H255ZM259 15H260V14H259ZM24 16H27V14L24 15ZM37 16H38V15H37ZM56 16H59V15H56ZM73 16H74V15H73ZM83 16H84V15H83ZM83 16H81V18H83ZM116 16H117V15H116ZM118 16H119V15H118ZM130 16H132V14H131ZM130 16H129V17H130ZM139 16H140V15H139ZM149 16H150V15H149ZM171 16H172V15H171ZM173 16H174V15H173ZM187 16H188V15H187ZM199 16H200V14H199ZM214 16H215V15H214ZM214 16H213V17H214ZM240 16H241V15H240ZM6 17H7V15H6ZM27 17H28V16H27ZM35 17H34V18H35ZM54 17H55V16H54ZM71 17H72V16H71ZM84 17H85V16H84ZM96 17H97V16H96ZM104 17H106V16H104ZM123 17H124V16H123ZM179 17H180V16H179ZM191 17H192V16H191ZM191 17H190V18H191ZM208 17H209V16H208ZM211 17H212V16H211ZM217 17H218V16H217ZM228 17H229V16H228ZM235 17H236V16H235ZM20 18H21V17H20ZM28 18H29V17H28ZM74 18H75V17H73V19H74ZM77 18H78V16H77ZM88 18H89V17H88ZM107 18H109V17H107ZM110 18H111V16H110ZM114 18H115V17H114ZM114 18H113V19H114ZM126 18H127V17H126ZM140 18H141V17H140ZM145 18H146V16H145ZM187 18L189 19V16H188ZM193 18H194V17H193ZM223 18H224V17H223ZM231 18H232V17H231ZM240 18H241V19H242V18L244 19L243 16H241ZM25 19H26V18H24V21H25ZM29 19H30V18H29ZM48 19H49V18H48ZM53 19H55V18H53ZM60 19H62V18H60ZM60 19H59V20H60ZM78 19H79V18H78ZM105 19H106V18H105ZM123 19H124V18H123ZM141 19H143V18H141ZM168 19H169V18H168ZM171 19H172V18H171ZM183 19H185V18H183ZM204 19H205V18H204ZM218 19H219V18H218ZM235 19H236V18H235ZM241 19H240V20H241ZM0 20H1V19H0ZM50 20H52V18H51ZM66 20H67V19H66ZM96 20H97V19H96ZM102 20H103V19H102ZM109 20H110V19H109ZM121 20H122V19H121ZM121 20H120V21H121ZM126 20H127V19H126ZM132 20H133V19H132ZM174 20H175V16H174ZM9 21H10V20H9ZM24 21H23V22H24ZM30 21H31V20H30ZM32 21H33V20H32ZM32 21H31V22H32ZM47 21L49 22V20H47ZM47 21H45V22H47ZM55 21H56V20H55ZM61 21H62V20H61ZM64 21H65V20H64ZM69 21H70V19H69ZM69 21H68V22H69ZM76 21H77V19H76ZM79 21H80V20H79ZM82 21H83V20H82ZM94 21H95V19H94ZM98 21H99V20H98ZM116 21H117V20H116ZM123 21H124V20H123ZM138 21H139V20H138ZM141 21H143V20H141ZM164 21H165V20H164ZM179 21H180V20H179ZM199 21H200V20H199ZM224 21H225V20H224ZM224 21H223V22H224ZM226 21H227V20H226ZM244 21H246V19H244ZM6 22H7V21H6ZM21 22H22V21H21ZM34 22H35V21H34ZM50 22H51V21H50ZM50 22H49V23H50ZM52 22H53V21H52ZM59 22H60V21H59ZM71 22H72V21H71ZM183 22H184V20H183ZM185 22H186V20H185ZM185 22H184V23H185ZM187 22H188V21H187ZM196 22H197V21H196ZM202 22H203V20H202ZM220 22H221V21H220ZM230 22H231V21H230ZM254 22H255V21H254ZM260 22H261V21H260ZM1 23H2V22H1ZM25 23H26V22H25ZM28 23H30V22H28ZM60 23H61V22H60ZM77 23H78V22H77ZM89 23H90V22H89ZM116 23H117V22H116ZM126 23H127V21H126ZM131 23H132V21H131ZM134 23H135V22H134ZM192 23H193V22H192ZM197 23H198V22H197ZM204 23H205V22H204ZM245 23H246V22H245ZM3 24H4V23H3ZM23 24H24V23H23ZM30 24H31V23H30ZM43 24H44V22H43ZM54 24H55V23H54ZM84 24H85V23H84ZM98 24H99V23H98ZM98 24H97L96 26H98ZM120 24H121V23H120ZM128 24H129V23H128ZM132 24H133V23H132ZM187 24H188V23H187ZM246 24H248V20H247V23H246ZM251 24H252V23H250V25H251ZM1 25H2V24H1ZM45 25H47V23H45ZM48 25H50V24H48ZM68 25H69V24H68ZM73 25H74V24H73ZM81 25H82V24H81ZM85 25H86V24H85ZM91 25H92V24H91ZM101 25H102V24H100V26H101ZM110 25H111V24H110ZM112 25H113V23H112ZM115 25H116V24H115ZM122 25H123V24H122ZM134 25H135V24H134ZM169 25H170V24H169ZM176 25H177V24H176ZM219 25H221V24H219ZM223 25H224V24H223ZM226 25H227V23H226ZM233 25H234V24H233ZM250 25H247V26H250ZM57 26H58V25H57ZM62 26H64V25L62 24ZM77 26H78V25H77ZM77 26H76V27H77ZM88 26H89V25H88ZM96 26H95V29L97 28ZM104 26H105V25H104ZM119 26H120V25H119ZM130 26H131V25H130ZM191 26H192V25H191ZM206 26H208V25H206ZM224 26H225V25H224ZM252 26H253V25H252ZM44 27H45V26H44ZM68 27H69V26H68ZM102 27H103V26H102ZM109 27H110V26H109ZM114 27H116V26H114ZM123 27H124V26H123ZM162 27H163V25H162ZM185 27H186V26H185ZM232 27H234V26H232ZM235 27H236V25H235ZM242 27H243V28H244V27L247 28L246 26H241V27L238 28V29H239V30L241 29V30H243V31H240V32H237V33H238V34L241 33L240 35L242 36V39H244L245 32H247V30L245 29V32H244V29H242ZM46 28H47V27H46ZM51 28H52V27H51ZM55 28H56V26H55ZM57 28H58V27H57ZM66 28H67V27H66ZM73 28H74V27H73ZM79 28H80V25H79ZM81 28H82V27H81ZM86 28H87V27H86ZM88 28H90V27H88ZM88 28H87V30H88ZM92 28H93V27H92ZM126 28H127V27H126ZM171 28H172V27H171ZM175 28H176V27H175ZM191 28H192V27H191ZM193 28H195V26H194ZM203 28H204V26H203ZM220 28H221V27H220ZM220 28H219V29H220ZM225 28H226V26H225ZM248 28H249V27H248ZM63 29H64V28H63ZM63 29H62V31H63ZM70 29H71V28H70ZM70 29H69V31H70ZM83 29H85V28H83ZM97 29H98V28H97ZM117 29L119 30V28H117ZM120 29H122V28H120ZM130 29H131V28H130ZM186 29H188V28L186 27ZM195 29H196V28H195ZM195 29H194V30H195ZM205 29H206V28H205ZM223 29H224V28H223ZM49 30H51V29L49 28ZM74 30H75V29H74ZM91 30H92V29H91ZM101 30H102V29H101ZM109 30H110V29H109ZM127 30H128V29H127ZM131 30H133V29H131ZM134 30H135V29H134ZM191 30H192V29H191ZM197 30H198V29H197ZM201 30H202V29H201ZM201 30L199 29L198 31H201ZM203 30H204V29H203ZM230 30H231V29H230ZM234 30H236V29H234ZM248 30H250V29H248ZM261 30H262V29H261ZM53 31H54V30H52V32H53ZM58 31H59V30H58ZM80 31H82V30H80ZM83 31H84V30H83ZM102 31H103V30H102ZM105 31H106V30H105ZM114 31H115V30H114ZM176 31H177V30H176ZM188 31H189V30H188ZM198 31H197V33H198ZM204 31H205V30H204ZM207 31H208V30H206V32H207ZM227 31H228V30H227ZM231 31H232V30H231ZM236 31H237V30H236ZM250 31H251V30H250ZM48 32H50V31H48ZM55 32H56V31H55ZM64 32H65V30H64ZM64 32H63V33H64ZM71 32H72V31H71ZM96 32H97V31H96ZM116 32H117V30H116ZM125 32H126V31H125ZM141 32H142V31H141ZM171 32H172V31H171ZM186 32H187V30H186ZM212 32H213V31H212ZM218 32H219V31H218ZM233 32H234V31H233ZM242 32H244V33H243L244 35L242 34ZM68 33H69V32H68ZM68 33L66 34V36L68 35ZM74 33H75V31H74ZM108 33L110 34V32H108ZM113 33H114V32H113ZM120 33H122V32H120ZM129 33H131V32L129 31ZM138 33H139V32H138ZM179 33H180V32H179ZM199 33H200V32H199ZM213 33H214V32H213ZM237 33H235V34L237 35ZM55 34H56V33H55ZM59 34H60V33H59ZM99 34H101V33H99ZM102 34H103V33H102ZM105 34H106V33H105ZM114 34H116V33H114ZM133 34H135V33H133ZM170 34H171V33H170ZM204 34H206V33L204 32ZM217 34H218V33H217ZM251 34H252V33H251ZM48 35H49V34H48ZM89 35H90V34H89ZM118 35H119V34H118ZM121 35H122V34H121ZM136 35H137V34H136ZM138 35H139V34H138ZM140 35H141V34H140ZM140 35H139V36H140ZM177 35H178V34H177ZM240 35L238 36V38L236 37L237 39H234V40H237V41H234V40H233L232 43L235 44L236 42H238V41L241 40V41H240V42H241V47L244 46V45H247V44H248V41H246V39L248 40V38L245 39V43L247 42V44H245V43H243L244 40L242 41V39L240 38V37H241ZM249 35H250V34H249ZM249 35H248V37H249ZM81 36H83V35H81ZM91 36H92V35H91ZM93 36H94V35H93ZM100 36H101V35H100ZM105 36L107 37V34H106ZM174 36H175V35H174ZM178 36H179V35H178ZM204 36H205V35H204ZM234 36H235V35H234ZM250 36H251V35H250ZM254 36H255V35H254ZM259 36H261V35H259ZM57 37H58V36H56V38H57ZM61 37H62V36H61ZM94 37H95V36H94ZM96 37H97V36H96ZM96 37H95V38H96ZM102 37H103V36H102ZM118 37H119V36H118ZM127 37H128V36H127ZM136 37H137V36H136ZM142 37H143V36H142ZM212 37H213V36H212ZM212 37H211V39H212ZM245 37H246V36H245ZM252 37H253V36H252ZM252 37H251V39H253ZM48 38H49V36L47 37V39H48ZM65 38H66V37H65ZM67 38H69V37H67ZM80 38H81V37H80ZM113 38H114V37H113ZM124 38H125V36H124ZM143 38H144V37H143ZM194 38H195V37H194ZM197 38H198V37H197ZM206 38H207V37H206ZM221 38H222V37H221ZM229 38H230V37H228V39H229ZM257 38H258V37H257ZM50 39H51V38H50ZM58 39H59V38H58ZM58 39H57V40H58ZM92 39H93V38H92ZM111 39H112V38H111ZM111 39H110V40H111ZM126 39H127V38H126ZM128 39H129V38H128ZM136 39H137V38H136ZM149 39H150V38H149ZM176 39H177V38H176ZM199 39H200V38H199ZM202 39H203V38H202ZM202 39H200V40H202ZM230 39H231V38H230ZM249 39H250V38H249ZM63 40H64V37L62 38V41H63ZM65 40H66V39H65ZM67 40H68V39H67ZM85 40H86V38H85ZM87 40H88V39H87ZM124 40H125V39H124ZM144 40H145V39H144ZM213 40H214V39H213ZM52 41H53V40H52ZM60 41H61V40H60ZM81 41H83V40H81ZM102 41H103V40H102ZM111 41H112V40H111ZM148 41H149V40H148ZM151 41H152V40H151ZM207 41H210V39L207 40ZM249 41H250V40H249ZM252 41H253V40H252ZM258 41H259V40H258ZM55 42H56V41H55ZM105 42H108V40L105 41ZM114 42H115V41H114ZM149 42H150V41H149ZM199 42H201V41H199ZM211 42H212V41H211ZM250 42H251V41H250ZM60 43H61V42H60ZM63 43H64V42H63ZM67 43H68V42H67ZM73 43H74V42H73ZM81 43H82V42H81ZM81 43H79L78 45H80ZM109 43H111V42H109ZM117 43H118V42H117ZM125 43H126V42H125ZM140 43H141V42H140ZM197 43H198V42H197ZM215 43H216V42H215ZM232 43H231V44H232ZM242 43H243L244 45H242ZM252 43H253V42H252ZM252 43H251V44H252ZM50 44H52V43L50 42ZM53 44H56V43L53 42ZM61 44H62V43H61ZM65 44H66V43H65ZM71 44H72V43H71ZM71 44H70V45H71ZM93 44H94V43H93ZM220 44H221V43H220ZM231 44H230V45H231ZM234 44H233V46L236 47V48L232 47V45H231V48L233 49V51L239 52V50H241L242 48L240 49V48L238 47V46H240V45L237 46V45H234ZM236 44H237V43H236ZM238 44H240V43L238 42ZM62 45H63V44H62ZM85 45H86V44H84V46H85ZM95 45H97V44H95ZM99 45H100V44H99ZM101 45H102V44H101ZM103 45H104V43H103ZM120 45H121V43H120ZM127 45H130V44L127 43ZM142 45H143V44H142ZM147 45H148V44H147ZM197 45H198V44H197ZM200 45H201V44H200ZM202 45H203V44H202ZM210 45H211V44H210ZM257 45H258V44H257ZM63 46H65V45H63ZM66 46H67V45H66ZM74 46H75V45H74ZM76 46H77V44H76ZM76 46H75V47H76ZM88 46H89V45H88ZM88 46H87V47H88ZM131 46H132V45H131ZM212 46H213V45H212ZM218 46H219V45H218ZM78 47H79V46H78ZM100 47H101V46H100ZM107 47H108V44H107ZM125 47H126V46H125ZM141 47H142V46H141ZM144 47H145V46H144ZM150 47L152 48V45H151ZM150 47H149V48H150ZM204 47H205V46H204ZM207 47H209V46H207ZM237 47H238V48H237ZM251 47H252V46H251ZM251 47H250V48H251ZM5 48H7V47H5ZM18 48H19V49H17V50H19V51L22 50L21 47L18 46ZM52 48H53V47H52ZM57 48H58V47H57ZM57 48H55V50H56ZM65 48H66V47H65ZM72 48H73V47H72ZM95 48H96V47H95ZM103 48H104V46H103ZM122 48H124V47H122ZM185 48H186V47H185ZM211 48H212V47H211ZM219 48H220V47H219ZM229 48H230V47H229ZM244 48H245V46H244ZM246 48H247V47H246ZM8 49H9V48H8ZM15 49H16V48H15ZM59 49H60V48H59ZM66 49H67V48H66ZM110 49H111V48H110ZM125 49H126V48H125ZM139 49H140V48H139ZM191 49H192V48H191ZM226 49H227V48H226ZM232 49H231V50H232ZM237 49H238V50H237ZM6 50H7V49H6ZM51 50H52V49H51ZM51 50H50V52H51ZM53 50H54V49H53ZM63 50H64V48H63ZM68 50H71V49H68ZM96 50H97V49H96ZM104 50H105V49H104ZM106 50H107V49H106ZM111 50H112V49H111ZM116 50H117V49H116ZM116 50H115V51H116ZM128 50H130V49H128ZM132 50H133V49H132ZM206 50H207V49H206ZM206 50H205V51H206ZM249 50H250V49H249ZM257 50H258V49H257ZM8 51H9V50H8ZM71 51H72V50H71ZM108 51H109V50H108ZM108 51H107V52H108ZM137 51H138V49H137ZM145 51H146V50H145ZM148 51L151 52L150 49H149ZM196 51H197V50H196ZM220 51H221V50H220ZM246 51H247V50H246ZM251 51H252V50H251ZM68 52L70 53V51H68ZM94 52H95V51H94ZM116 52H117V51H116ZM127 52H128V51H127ZM198 52H199V51H198ZM200 52H201V51H200ZM211 52H213V51H211ZM217 52H218V51H217ZM217 52H216V53H217ZM236 52H235V54H236ZM1 53H2V52H1ZM55 53H56V52H55ZM63 53H64V52H63ZM112 53H113V52H112ZM112 53H111V54H112ZM155 53H156V55H157V52H155ZM166 53H167V52H166ZM183 53H184V52H183ZM183 53H182V54H183ZM195 53H196V52H194V54H195ZM202 53H203V52H202ZM206 53H207V52H206ZM209 53H210V52H209ZM213 53H214V52H213ZM218 53H219V52H218ZM228 53H229V52H228ZM244 53H246V52H244ZM251 53H252V52H251ZM257 53H258V52H257ZM20 54H21V53H20ZM20 54H19V56L21 57ZM49 54H50V53H49ZM56 54H57V53H56ZM65 54H66V53H65ZM72 54H75V52H74V53L72 52ZM72 54H71V55H72ZM78 54H79V53H78ZM102 54H103V53H102ZM121 54H122V53H121ZM146 54H147V53H146ZM169 54H170V53H169ZM199 54H200V53H199ZM219 54H220V53H219ZM27 55H28V54H27ZM29 55H30V54H29ZM32 55H34V54H32ZM57 55H58V54H57ZM71 55H70V56H71ZM76 55H77V54H76ZM85 55H86V54H85ZM109 55H110V54H109ZM109 55H108V56H109ZM116 55H117V54H116ZM202 55H203V54H202ZM206 55H207V54H206ZM217 55H218V54H217ZM229 55H230V54H229ZM242 55H243V54H242ZM245 55H246V54H245ZM2 56H3V55H2ZM16 56H18V55H16ZM22 56H23V55H22ZM30 56H31V55H30ZM53 56L56 57L55 55H53ZM77 56H79V55H77ZM88 56H89V55H88ZM88 56H86V57H88ZM112 56H113V55H112ZM117 56H118V55H117ZM145 56H146V55H145ZM151 56H152V55H151ZM168 56H169V55H168ZM181 56H182V55H181ZM185 56H186V55H185ZM192 56H193V53H192ZM197 56H198V55H197ZM204 56H205V55H204ZM232 56H233V54H232ZM246 56H247V55H246ZM258 56H259V54H258ZM14 57H15V56H14ZM14 57H13V58H14ZM27 57H29V56H27ZM50 57H52V54H51ZM65 57H66V56H65ZM74 57H75V55H74ZM79 57H80V56H79ZM84 57H85V56H84ZM125 57H127V56H125ZM170 57H171V56H170ZM170 57H169V58H170ZM176 57H177V56H176ZM176 57H175V58H176ZM188 57H189V56H188ZM208 57H209V56H208ZM240 57H241V56H240ZM249 57H251V56H249ZM23 58H24V57H23ZM25 58H26V55H25ZM52 58H53V57H52ZM60 58H61V57H60ZM66 58L68 59V56H67ZM77 58H78V57H77ZM89 58H90V57H89ZM113 58H114V57H113ZM118 58H119V56H118ZM143 58H144V57H143ZM151 58H152V57H151ZM198 58H199V57H198ZM205 58H207V57H205ZM212 58H213V57H212ZM223 58H224V57H223ZM228 58H229V57H228ZM230 58H231V57H230ZM14 59H15V58H14ZM14 59H12V61H13ZM19 59H20V58H19ZM26 59H27V58H26ZM26 59H25V60H26ZM53 59H54V58H53ZM55 59H56V58H55ZM67 59H66V61H67ZM72 59H73V58H72ZM84 59H85V58H84ZM86 59H87V58H86ZM91 59H92V58H91ZM108 59H109V58H108ZM172 59H173V58H172ZM196 59H197V58H196ZM208 59L210 60V58H208ZM208 59H206V60H208ZM231 59H233V58H231ZM237 59H238V58H237ZM237 59H236V61H237ZM247 59H248V57H247ZM250 59H251V58H250ZM250 59H249V60H250ZM260 59H261V55H260ZM262 59H263V58H262ZM22 60H24V59H22ZM31 60H32V59H31ZM33 60H34V59H33ZM33 60H32V61H33ZM88 60H89V59H88ZM115 60H116V59H115ZM122 60H124V59H122ZM137 60H138V58H137ZM155 60H156V59H155ZM168 60H170V59H168ZM176 60H177V59H176ZM183 60H185V59H183ZM240 60H241V59H240ZM243 60H244V59H243ZM252 60H254V59H252ZM60 61H61V60H60ZM63 61H64V59H63ZM69 61H70V60H69ZM112 61H113V60H112ZM126 61H127V60H126ZM132 61H133V60H132ZM132 61H131V62H132ZM170 61H172V60H170ZM179 61H180V60H179ZM203 61H204V60H203ZM216 61H217V60H216ZM216 61H215V63H216ZM219 61H220V60H219ZM232 61H233V60H232ZM244 61H245V60H244ZM81 62H82V60H81ZM120 62H121V61H120ZM129 62H130V61H129ZM172 62H173V61H172ZM211 62H212V61H211ZM252 62H253V61H252ZM257 62H258V60H257ZM257 62H256V63H257ZM260 62H261V61H260ZM32 63H33V62H32ZM32 63H31V64H32ZM61 63H63V62H61ZM73 63H74V60H73ZM90 63H91V62H90ZM116 63H117V62H116ZM138 63H139V62H138ZM146 63H148V62H146ZM152 63H154V62H152ZM169 63H170V62H169ZM178 63H179V62H178ZM204 63H205V62H204ZM209 63H210V62H209ZM230 63H231V62H230ZM232 63H233V62H232ZM243 63H244V62H243ZM16 64H17V63H16ZM29 64H30V63H29ZM33 64H34V63H33ZM68 64H69V63H68ZM76 64H77V63L75 62V65H76ZM81 64H82V63H81ZM95 64H97V63H94V65H95ZM134 64H135V63H134ZM134 64H133L132 66H134ZM141 64H142V63H141ZM141 64H140V65H141ZM143 64H144V63H143ZM187 64H188V63H187ZM187 64H186V65H187ZM191 64H192V63H191ZM193 64H194V63H193ZM193 64H192V66H193ZM210 64H211V63H210ZM212 64H213V63H212ZM212 64H211V65H212ZM220 64H221V63H220ZM233 64H234V63H233ZM235 64H236V63H235ZM237 64H238V63H237ZM260 64H261V63H260ZM260 64H259V65H260ZM262 64H264V61L262 62ZM61 65H62V64H61ZM63 65H64V64H63ZM63 65H62V66H63ZM72 65H73V64H72ZM75 65H74V66H75ZM82 65H83V64H82ZM82 65H81V66H82ZM84 65H86V64H84ZM90 65H91V64H90ZM90 65H88V66L90 67ZM119 65H120V64H119ZM127 65H128V64H127ZM130 65H131V64H130ZM151 65H152V64H151ZM173 65H174V64H173ZM194 65H195V64H194ZM196 65H199V64L196 63ZM252 65H253V63H252ZM1 66H2V65H1ZM15 66H16V65H15ZM29 66H31V65H29ZM65 66L68 67V66L66 65V63H65ZM65 66H64V67H65ZM121 66H122V68H123V65H121ZM136 66H137V65H136ZM136 66H135V67H136ZM146 66H148V65L146 64ZM162 66L164 67V65H162ZM216 66H218V63H217ZM250 66H251V65H250ZM261 66H262V65H261ZM261 66H260V67H261ZM263 66H264V65H263ZM4 67H5V66H4ZM6 67H7V66H6ZM12 67H13V64H12ZM71 67H72V66H71ZM75 67H76V66H75ZM75 67H74V69H75ZM83 67H84V66H83ZM94 67H95V66H94ZM151 67H152V66H151ZM160 67H161V66H160ZM173 67H174V66H173ZM176 67H177V66H176ZM186 67H187V66H186ZM218 67H219V66H218ZM222 67H223V66H222ZM237 67H238V66H237ZM260 67H257V66H256V68H260ZM10 68H11V67H10ZM15 68H16V67H15ZM17 68H18V67H17ZM30 68H31V67H30ZM32 68H33V67H32ZM38 68H39V67H38ZM62 68H63V67H62ZM126 68H127V67H126ZM137 68H138V67H137ZM142 68H143V67H142ZM144 68H145V67H144ZM165 68H166V67H165ZM181 68H182V67H181ZM193 68H194V67H193ZM250 68H251V67H250ZM1 69H2V67H1ZM4 69H5V68H4ZM23 69H25V68H23ZM35 69H36V67H35ZM45 69H47V68H45ZM45 69H44V70H45ZM64 69H65V68H63V70H64ZM69 69H70V68H69ZM72 69H73V68H72ZM72 69H70V70H72ZM79 69H80V68H79ZM84 69H85V68H84ZM94 69H95V68H94ZM96 69H97V68H96ZM99 69H100V68H99ZM120 69H121V68H120ZM128 69H129V67H128ZM133 69H134V68H133ZM138 69L140 70V68H138ZM146 69H147V68H146ZM173 69H174V68H173ZM186 69H187V68H186ZM200 69H202V68H200ZM209 69H210V68H209ZM216 69H218V68H216ZM222 69H223V68H221V70H222ZM251 69H252V68H251ZM253 69H254V68H253ZM253 69H252V70H253ZM14 70H15V69H14ZM19 70H20V69H19ZM25 70H26V69H25ZM66 70L68 71V69H66ZM70 70H69V71H70ZM80 70H82V69H80ZM85 70H86V69H85ZM100 70H101V69H100ZM135 70H137V69L135 68ZM149 70H150V69H149ZM153 70H154V69H153ZM167 70H168V69H167ZM174 70H175V69H174ZM174 70H173V71H174ZM192 70H193V69H192ZM4 71H5V70H4ZM16 71L18 72V70H16ZM22 71H23V74H24V70H22ZM27 71H28V70H27ZM30 71H31V70H30ZM32 71H35V70L32 69ZM77 71H78V70H76V72H77ZM89 71H90V70H89ZM98 71H99V70H98ZM160 71H161V70H159L158 72H160ZM179 71H180V69H179ZM182 71H183V70H182ZM201 71H202V70H201ZM217 71H218V70H217ZM219 71H220V68H219ZM236 71H237V69L235 70L234 68L230 67V69H228V70L226 69L225 72H226L227 76L230 78L231 76H235V75L237 74ZM256 71H257V70H256ZM258 71H259V70H258ZM14 72H15V71H14ZM14 72L12 73L13 75L15 74ZM25 72H26V71H25ZM28 72H29V71H28ZM41 72H42V71H41ZM44 72H45V71H44ZM70 72H71V71H70ZM86 72H87V71H85V73H86ZM99 72H100V71H99ZM99 72H98V73H99ZM102 72H103V70H102ZM129 72H130V71H129ZM145 72H146V71H145ZM164 72H165V71H164ZM184 72H185V71H184ZM193 72H194V71H193ZM195 72H196V71H195ZM195 72H194V73H195ZM203 72H204V70H203ZM221 72H222V71H221ZM254 72H255V70H254ZM254 72H253V73H254ZM262 72H264V71H261V73H262ZM21 73H22V72H21ZM39 73H40V72H39ZM46 73H47V72H46ZM71 73H72V72H71ZM81 73H82V72H81ZM98 73H96V74H98ZM100 73H101V72H100ZM141 73H142V72H141ZM150 73H151V71H150ZM174 73H175V72H174ZM215 73H216V72H215ZM3 74H4V73H3ZM31 74H32V73H31ZM35 74H36V73H35ZM40 74H41V73H40ZM43 74H44V73H43ZM83 74H84V73H83ZM90 74H91V72H90ZM92 74H93V73H92ZM104 74H105V73H104ZM137 74H139V73H137ZM164 74H165V73H164ZM178 74H179V73H178ZM180 74H181V73H180ZM209 74H210V73H209ZM222 74H223V72H222ZM222 74H221V75H222ZM226 74H225V76H226ZM239 74H240V73H239ZM256 74H257V73H256ZM259 74H260V73H259ZM32 75H33V74H32ZM74 75H77V74H74ZM74 75H73V76H74ZM78 75H79V73H78ZM78 75L75 76V77H78ZM85 75H86V74H85ZM88 75H89V74H88ZM88 75H87V76H88ZM98 75H99V74H98ZM133 75H134V74H133ZM142 75H143V74H142ZM158 75H159V74H158ZM162 75H163V74H162ZM162 75H161V76H162ZM190 75H191V74H190ZM201 75H202V74H201ZM207 75H208V74H207ZM216 75H217V74H216ZM251 75H252V73H251ZM261 75H263V74H261ZM7 76H8V75H7ZM20 76H21V75H20ZM37 76H39V75H37ZM37 76L35 75L36 78H37ZM44 76H45V75H44ZM65 76H66V75H65ZM71 76H72V75H71ZM80 76H81V75H80ZM89 76H91V75H89ZM134 76H135V75H134ZM137 76H140V77H141V75H137ZM152 76H154V75H152ZM163 76H164V75H163ZM171 76H172V75H171ZM173 76H174V75H173ZM175 76H176V75H175ZM177 76H178V75H177ZM186 76H187V75H186ZM193 76H194V75H193ZM202 76H204V75H202ZM205 76H206V75H205ZM205 76H204V77H205ZM208 76H209V75H208ZM212 76H213V75H212ZM214 76H215V75H214ZM219 76H220V75H219ZM225 76H224V77H225ZM246 76H247V75H246ZM4 77H5V76H4ZM4 77H3L2 80L0 79V80L2 81L3 87H4L5 89H8L7 92L11 89L12 91L10 90V92L13 93V87L11 86V83L9 84V81H8L9 79L7 80V79H5ZM22 77H23V76H22ZM24 77H25V76H24ZM35 77H34V78H35ZM66 77H70V76L67 75ZM144 77H146V75H145ZM149 77H150V76H149ZM155 77H156V76H155ZM188 77H190V76H188ZM195 77H196V76H195ZM210 77H211V76H210ZM215 77H216V76H215ZM221 77H222V76H221ZM263 77H264V75H263ZM263 77H261L262 79L260 78V80H259L260 82L258 81L259 84H260L259 87H261V88H260V91L262 90V91H261V95H260V92H259V91H258L257 95H256V94L254 95V96L256 97V96H258V94H259L260 96L258 97V99L255 98V97H253V99H251L252 96H253V93H254V92H255V93L257 92V89H256V90L254 89L255 91H254L253 89H250L251 87H248V88H247L248 90L246 89L247 92H249L250 90H252V92L250 91V92L252 93V95L249 94L250 92L248 93V94H249L248 96H251V98L249 97L250 100L257 99V102H258V103H257V102H254V101H256V100L253 101V103H255V104H259V105H255L256 108H257V106H258L257 109H259L260 106H261V108L264 109V78H263ZM7 78H8V77H7ZM9 78H10V76H9ZM18 78H20L19 75H18ZM29 78H31V77H29ZM29 78H27V79H29ZM41 78L43 79V78H45V77H41ZM79 78H81V77H79ZM91 78H92V77H91ZM96 78H97V77H96ZM96 78H95V76H94V79H96ZM141 78H143V77H141ZM159 78H160V77H159ZM161 78H163V77H161ZM174 78H175V77H174ZM211 78H212V77H211ZM229 78H228V79H229ZM37 79H38V78H37ZM69 79H70V78H69ZM83 79H84V77H83ZM89 79H90V77H89ZM92 79H93V78H92ZM92 79H91V80H92ZM97 79H99V78H97ZM97 79H96V80H97ZM154 79H155V78H154ZM171 79H172V78H171ZM187 79H188V78H187ZM200 79H201V77H200ZM219 79H220V78H219ZM231 79H232V78H231ZM240 79H241V78H240ZM10 80H11V79H10ZM13 80H14V79H13ZM15 80H16V79H15ZM22 80H24V79L22 78ZM22 80H21V82H23ZM31 80H32V78H31ZM64 80H65V79H64ZM74 80H75V79H74ZM101 80H102V79H101ZM107 80H108V78H107ZM136 80H137V79H136ZM138 80H139V79H138ZM145 80H146V79H145ZM155 80H156V79H155ZM163 80H164V79H163ZM176 80H177V79H176ZM194 80H195V79H194ZM197 80H198V79H197ZM203 80H204V79H203ZM225 80H226V79H225ZM246 80H247V79H246ZM253 80H254V78H253ZM253 80L251 81V83L253 82ZM25 81H26V79H25ZM25 81H24V82H25ZM32 81H33V80H32ZM36 81H37V80H36ZM81 81H82V80H81ZM84 81H85V80H84ZM139 81H140V80H139ZM157 81H158V80H157ZM180 81H181V80H180ZM187 81H188V80H187ZM209 81H210V80H209ZM217 81H218V79H217ZM220 81H221V80H220ZM238 81H240V80H238ZM242 81H243V80H242ZM247 81H248V80H247ZM24 82H23V83H24ZM29 82H30V81H29ZM38 82H39V80H38ZM38 82H35V83H38ZM41 82H42V81H41ZM41 82H40V83H41ZM43 82H44V80H43ZM67 82H68V81H67ZM67 82H66V83H67ZM74 82H75V81H74ZM78 82H79V79H78ZM82 82H83V81H82ZM88 82H89V80H88ZM90 82H91V81H90ZM98 82H99V81H98ZM105 82H106V81H105ZM134 82H135V81H134ZM145 82H146V81H145ZM213 82H214V79H213ZM222 82H223V81H222ZM222 82H221V83H222ZM23 83H22V84H23ZM26 83H28V82H26ZM26 83H25V84H26ZM40 83H38L39 86H40V87H41V86L44 87L43 84L41 83L42 85H40ZM45 83H46V82H45ZM64 83H65V82H64ZM64 83H63V84H64ZM93 83H94V82H93ZM96 83H97V82H96ZM109 83H111V82H109ZM136 83H137V82H136ZM142 83H143V81H142ZM153 83H154V82H153ZM173 83H174V82H173ZM198 83H199V82H198ZM200 83H201V82H200ZM211 83H212V82H211ZM215 83H216V82H215ZM13 84H15V83H13ZM28 84H29V83H28ZM48 84H49V83H48ZM68 84H69V83H68ZM68 84H67V85H68ZM70 84H71V83H70ZM73 84H74V83H73ZM97 84H98V83H97ZM138 84H139V83H138ZM140 84H141V82H140ZM145 84H146V83H145ZM155 84H156V83H155ZM179 84H180V83H179ZM195 84H196V83H195ZM204 84H205V82H204ZM240 84H242V83H240ZM19 85H20V84H19ZM34 85H36V84H34ZM75 85L77 86V83H76ZM79 85H80V84H78V86H79ZM83 85L86 86L85 83H83ZM89 85H90V84H89ZM103 85H104V84H103ZM106 85H107V84H106ZM173 85H174V84H173ZM175 85H176V84H175ZM188 85H189V83H188ZM218 85H220V84H218ZM222 85H224V84H222ZM235 85H236V84H235ZM249 85H250V84H249ZM15 86L17 87L18 85H15ZM23 86H24V85H23ZM30 86H32V85H30ZM47 86H50V85H47ZM69 86H70V85H69ZM80 86H82V85H80ZM101 86H102V85H101ZM135 86H136V85H135ZM140 86H141V85H140ZM163 86H164V85H163ZM199 86H200V84H199ZM211 86H212V85H211ZM240 86H241V85H240ZM247 86H248V85H247ZM247 86H246V87H247ZM251 86H252V85H251ZM254 86H255V85H254ZM256 86H257V85H256ZM18 87H19V86H18ZM27 87H28V86H27ZM45 87H46V86H45ZM45 87H44V88H45ZM64 87H65V86H64ZM92 87H93V86H92ZM95 87H96V86H95ZM95 87H94V89L96 90ZM103 87H104V86H103ZM138 87H139V86H138ZM154 87H155V86H154ZM179 87H180V86H179ZM181 87H183V86L181 85ZM185 87H186V86H185ZM195 87H196V86H195ZM203 87H204V86H203ZM208 87H209V86H208ZM219 87H220V88H219ZM219 87H217V88H219V90H220V89H221V86H219ZM259 87H258V88H259ZM14 88H15V87H14ZM55 88H56V87H55ZM77 88H79V87H77ZM81 88H82V87H81ZM98 88H99V87H98ZM122 88H124V87H122ZM146 88H147V87H146ZM156 88H157V87H156ZM189 88H190V87H189ZM214 88H216V86H215ZM228 88H229V87H228ZM240 88H241V87H240ZM243 88H244V85H243ZM252 88H253V87H252ZM256 88H257V87H256ZM21 89H23V88H22V85H21ZM30 89H32V88H30ZM30 89H29V90H30ZM34 89H36V88L33 87V90H34ZM37 89H40V88H38V86H37ZM41 89H42V88H41ZM41 89H40V90H41ZM60 89H61V88H60ZM71 89H72V88H71ZM84 89H85V88H83V91H84ZM99 89L102 90V88H99ZM99 89H98V90H99ZM128 89H129V88H128ZM134 89H135V88H134ZM144 89H145V88H144ZM150 89H151V87H150ZM195 89H196V88H195ZM200 89H201V88H200ZM226 89H227V88H226ZM232 89H233V88H232ZM249 89H250V90H249ZM17 90H19V88H18ZM26 90H27V89H26ZM26 90H25V91H26ZM43 90H44V89H43ZM50 90H51V89H50ZM72 90L76 91L75 88L72 89ZM72 90H71V91H72ZM81 90H82V89H81ZM106 90L108 91V89H106ZM122 90H123V89H122ZM125 90H126V89H125ZM135 90H136V89H135ZM179 90H180V89H179ZM183 90H184V89H183ZM186 90H187V89H186ZM196 90H198V89H196ZM211 90H212V89H211ZM221 90H222V89H221ZM237 90H238V89H237ZM0 91H1V90H0ZM23 91H24V90H23ZM34 91H35V90H34ZM38 91H39V90H38ZM45 91H47V90H45ZM60 91H61V90H59V92H60ZM66 91H69V89L66 90ZM83 91H82V92H83ZM85 91H87V90L85 89ZM93 91H94V90L92 89V93H94ZM153 91H154V90H153ZM175 91H176V89H175ZM175 91H174V92H175ZM184 91H185V90H184ZM184 91H183V92H184ZM213 91H214V89H213ZM240 91H241V90H240ZM243 91L245 92V90H243ZM10 92H9V93H10ZM16 92H17V91H16ZM16 92H14V94H16ZM39 92H42V93H43V91H39ZM39 92H38V93H39ZM64 92H65V91H64ZM76 92H77V91H76ZM82 92H81V93H82ZM98 92H99V91H98ZM118 92H119V91H118ZM127 92H128V91H127ZM154 92H155V91H154ZM154 92H153V93H154ZM168 92H169V91H168ZM172 92H173V91H172ZM178 92H179V91H178ZM186 92H187V91H186ZM186 92H185V93H186ZM189 92H190V91H189ZM191 92H192V91H191ZM191 92H190V93H191ZM200 92H202V91H200ZM230 92H231V91H230ZM236 92H237V91H236ZM244 92H243V93H244ZM22 93H23V92H22ZM26 93H27V91H26ZM26 93H24V97H25V94H26ZM31 93H32V90H31ZM79 93H80V89H79ZM85 93H86V92H85ZM92 93H88V94L90 95V94H92ZM96 93H97V92H96ZM102 93H103V92H102ZM105 93H106V92H105ZM114 93H115V92H114ZM130 93H131V92H130ZM130 93H129V94H130ZM155 93H156V92H155ZM206 93H207V92H206ZM217 93H218V92H217ZM220 93H221V92H220ZM228 93H229V92H228ZM240 93H241V92H240ZM245 93H246V92H245ZM0 94H1V92H0ZM35 94H36V92H35ZM44 94H45V93H44ZM49 94H50V93H49ZM66 94H67V93H66ZM68 94H69V93H68ZM71 94H72V93H71ZM73 94H74V93H73ZM76 94H77V93H76ZM83 94H84V93H83ZM115 94H116V93H115ZM142 94H144V93H142ZM148 94H149V93H148ZM171 94H172V93H171ZM210 94H211V93H210ZM214 94H215V93H214ZM222 94H223V93H222ZM222 94H221V95H222ZM229 94H230V93H229ZM229 94H228V95H229ZM236 94H237V93H236ZM8 95H10V94H8ZM19 95H20V91H19ZM27 95H30V94H27ZM32 95H33V94H32ZM38 95H39V94H38ZM41 95H42V94H41ZM51 95H52V94H51ZM84 95H85V94H84ZM100 95H101V94H99V96H100ZM107 95H109V93H108ZM117 95H118V94H117ZM134 95H135V94H134ZM145 95H146V94H145ZM153 95H154V94H153ZM172 95H173V94H172ZM181 95H182V94H180V97H181ZM217 95H218V94H217ZM238 95H239V94H237V96H238ZM240 95H241V94H240ZM4 96H5V95H4ZM6 96H7V95H6ZM16 96H17V94H16ZM16 96H15V97H16ZM21 96H22V95H21ZM30 96H31V95H30ZM39 96H40V95H39ZM47 96H49V95H47ZM101 96H102V95H101ZM109 96H110V95H109ZM189 96H190V95H189ZM193 96H194V95H193ZM222 96H223V95H222ZM225 96H226V95H225ZM243 96H244V95H243ZM7 97H8V96H7ZM10 97H13V96H10ZM24 97H23V98H24ZM33 97H34V96H33ZM43 97H44V96H43ZM53 97H54V96H53ZM102 97H103V96H102ZM148 97H149V96H148ZM182 97H183V96H182ZM229 97H231V95L228 96V100L230 99ZM8 98H9V97H8ZM17 98H18V96H17ZM20 98H21V97H19V99H20ZM25 98H27V97H25ZM36 98H37V97H36ZM39 98H40V97H39ZM47 98H48V97H47ZM47 98H46V100H47ZM73 98H74V97H73ZM77 98H79V97H77ZM80 98H81V97H80ZM87 98H88V96H87ZM104 98H106V97H104ZM113 98H114V97H113ZM115 98H116V97H115ZM118 98H119V96H118ZM154 98H155V97H154ZM192 98H193V97H192ZM226 98H227V97H226ZM239 98L241 99V97H239ZM0 99H2V98H0ZM49 99H50V98H49ZM49 99H48V101H49ZM51 99H52V97H51ZM56 99H58V98H56ZM64 99H65V98H64ZM74 99H75V98H74ZM74 99H73V100H74ZM88 99H90V98H88ZM91 99H92V98H91ZM95 99H96V97H95ZM98 99H99V98H98ZM106 99H107V98H106ZM132 99H133V98H132ZM151 99H152V98H151ZM179 99H180V98H179ZM220 99H221V98H220ZM245 99H246V98H245ZM13 100H14V99H13ZM23 100H24V99H23ZM27 100H28V101H26V102H28L27 104H29V100H30V99H27ZM46 100H45V101H46ZM60 100H61V99H60ZM60 100H59V101H60ZM75 100H76V99H75ZM84 100H85V99L83 98V101H84ZM103 100H104V99H103ZM148 100H149V99H148ZM186 100H188V99H186ZM193 100H194V98H193ZM197 100H198V99H197ZM243 100H244V99H243ZM247 100H248V99H247ZM16 101H17V100H16ZM16 101H15V102H16ZM20 101H21V100H20ZM33 101H34V100H33ZM62 101H63V100H62ZM93 101L95 102V100H93ZM98 101H99V100H98ZM100 101H102V99H100ZM133 101H134V100H133ZM135 101H136V100H135ZM154 101H155V100H154ZM182 101H183V100H182ZM203 101H204V100H203ZM222 101H223V100H222ZM222 101H220V102H222ZM6 102H7V101H6ZM11 102H12V101H11ZM18 102H19V101H18ZM34 102H35V101H34ZM41 102H42V100H41ZM41 102H40V103H41ZM46 102H47V101H46ZM46 102H45V103H46ZM94 102H92V103H94ZM104 102H105V101H104ZM131 102H132V101H131ZM131 102H130V103H131ZM185 102H186V101H185ZM195 102H196V101H194V103H195ZM227 102H228V101H227ZM229 102H230V101H229ZM229 102H228V103H229ZM23 103H24V102H23ZM30 103H31V102H30ZM43 103H44V102H43ZM49 103H50V102H49ZM73 103H74V102H73ZM73 103H72V104H73ZM84 103H85V102H84ZM84 103H83V104H84ZM86 103H87V102H86ZM96 103H97V101H96ZM101 103H102V102H101ZM112 103H114V102H112ZM148 103H149V102H148ZM189 103H190V102H189ZM222 103H223V102H222ZM222 103H221V104H222ZM230 103H231V102H230ZM236 103H237V102H236ZM238 103L241 104L240 100H239ZM253 103H252V102L250 103V104H251V105H250L251 107L254 106V105H252ZM5 104H6V103H5ZM13 104H14V101H13ZM21 104H22V103H21ZM24 104H25V103H24ZM31 104H32V103H31ZM34 104H35V103H34ZM61 104H62V103H61ZM64 104H65V103H64ZM99 104H100V103H99ZM133 104H134V103H133ZM136 104H137V103H136ZM146 104H147V103H146ZM177 104H178V103H177ZM183 104H185V103H183ZM191 104H192V103H191ZM221 104H220V105H221ZM226 104H227V103H226ZM233 104H234V103H233ZM242 104H243V103H242ZM14 105H15V104H14ZM16 105H18V104H16ZM25 105H26V104H25ZM36 105H37V104H36ZM36 105H35V107H36ZM52 105H53V103H52ZM78 105H79V104H78ZM85 105H87V104H85ZM85 105H83V106H85ZM91 105H92V104H91ZM91 105H89V106L91 107ZM93 105H95V104H93ZM114 105H115V104H114ZM139 105H141V104H139ZM155 105H156V104H155ZM193 105H194V104H193ZM202 105H203V104H202ZM217 105H218V104H217ZM229 105H230V104H229ZM246 105H247V104H246ZM246 105H245V107H246ZM9 106H10V105H9ZM9 106H8V107H9ZM38 106H39V105H38ZM40 106H41V105H40ZM50 106H51V105H49V107H50ZM61 106H62V108H63V104H62ZM65 106H66V105H65ZM67 106H68V105H67ZM87 106H88V105H87ZM96 106H97V104H96ZM103 106H104V105H103ZM118 106H119V105H118ZM135 106H136V105H134V107H135ZM145 106H146V105H145ZM156 106H157V105H156ZM156 106H155V107H156ZM203 106H204V105H203ZM237 106H238V105H237ZM18 107H19V106H18ZM21 107H22V105H21ZM41 107L43 108L44 106H41ZM41 107H40V108H41ZM52 107H53V106H52ZM57 107H58V106H57ZM69 107H71V106L69 105ZM73 107H74V106H73ZM98 107L100 108V106H97V108H98ZM104 107H105V106H104ZM110 107H111V106H110ZM115 107H116V106H115ZM136 107H137V106H136ZM138 107H139V106H138ZM189 107H190V106H189ZM201 107H202V106H201ZM238 107H239V106H238ZM251 107H250V109H251ZM19 108H20V107H19ZM66 108H67V107H66ZM78 108H80V107H78ZM88 108H89V107H88ZM92 108H93V107H92ZM94 108H95V107H94ZM99 108H98V109H99ZM141 108H142V107H141ZM147 108H148V107H147ZM150 108H151V107H150ZM195 108H198V107L196 106ZM195 108H193V109H195ZM199 108H200V107H199ZM241 108H242V107H241ZM241 108H240V109L238 108V109L241 110ZM248 108H249V106H248L247 108H245V111H247L246 109H248ZM9 109H10V108H9ZM23 109H24V107H23ZM26 109H27V108H26ZM26 109H25V111H23L22 108H21V110H22L23 112L27 113V112H26ZM48 109H49V108H48ZM48 109H46V110H48ZM58 109H59V107H58ZM110 109H111V108H110ZM110 109H109V110H110ZM116 109H117V108H116ZM186 109H187V108H186ZM238 109H237V110H238ZM257 109H256V110H257ZM17 110H18V109H17ZM30 110H31V109H30ZM32 110H33V109H32ZM56 110H57V109H56ZM61 110H62V109H61ZM63 110H64V109H63ZM101 110H103V108H102ZM101 110H100V111H101ZM118 110H119V109H118ZM134 110H135V109H134ZM156 110H157V109H156ZM184 110H185V109H184ZM260 110H261V109H260ZM260 110H259V111H260ZM9 111H10V110H9ZM50 111H51V109H50ZM57 111H58V110H57ZM81 111H82V110H81ZM100 111H99V112H100ZM107 111H108V110H107ZM111 111H112V110H111ZM116 111H117V110H116ZM121 111H122V110H121ZM123 111H124V109H123ZM150 111H151V110H150ZM189 111H190V110H189ZM202 111H203V110H202ZM251 111L253 112V109H252ZM251 111H250V112H251ZM259 111L257 110L258 113H259ZM261 111H262V110H261ZM261 111H260V112H261ZM63 112H64V111H63ZM83 112H84V110H83ZM88 112H89V111H87V113H88ZM105 112H106V111H105ZM105 112H104V113H105ZM108 112H109V111H108ZM127 112H128V111H127ZM134 112H135V111H134ZM140 112H141V111H140ZM146 112H147V111H146ZM151 112H152V111H151ZM198 112H199V111H198ZM241 112H242V111H241ZM10 113H11V111H10ZM16 113H17V112H16ZM19 113H20V112H19ZM30 113H31V112H29V115H30ZM59 113H61V112L59 111ZM64 113H65V112H64ZM148 113H149V112H148ZM154 113H155V111H154ZM192 113H194V112H192ZM210 113H211V112H210ZM245 113H246V112H245ZM258 113H256V114H258ZM261 113H262V112H261ZM11 114H12V113H11ZM31 114H32V113H31ZM34 114H35V112H34ZM39 114H40V113H39ZM52 114H53V113H52ZM54 114H55V113H54ZM117 114H118V113H117ZM124 114H125V113H124ZM130 114H131V113H130ZM145 114H146V113H145ZM145 114H144V115H145ZM239 114H240V112H239ZM253 114H254V112H253ZM256 114H254V115H256ZM263 114H264V113H263ZM25 115H26V114H25ZM61 115H62V114H61ZM101 115H103V114H101ZM140 115H141V114H140ZM157 115H158V114H157ZM186 115H187V114H186ZM186 115H185V116H186ZM203 115H204V114H203ZM203 115H202V116H203ZM249 115H250V114H249ZM260 115H262V114H260ZM11 116H12V115H11ZM17 116H18V114H16V117H17ZM20 116H21V115H20ZM32 116H33V115H32ZM38 116H39V115H38ZM41 116H42V115H41ZM41 116H40V117H41ZM43 116H44V114H43ZM53 116H54V115H53ZM58 116H59V114H58ZM110 116H111V115H110ZM138 116H139V115H138ZM138 116H137V117H138ZM142 116H143V115H142ZM187 116H188V115H187ZM192 116H193V115H192ZM197 116H198V115H197ZM200 116H201V115H200ZM200 116H199V117H200ZM256 116H257V115H256ZM16 117H15V118H16ZM33 117H34V116H33ZM44 117H45V116H44ZM44 117H43V118H44ZM46 117H47V116H46ZM48 117H49V116H48ZM56 117H57V116H56ZM62 117H63V116H62ZM115 117H116V116H115ZM121 117H122V116H121ZM124 117H125V116H124ZM199 117H197V118L199 119ZM212 117H213V116H212ZM258 117L260 118L259 115H258ZM261 117L263 118L264 115L261 116ZM19 118H21V117H19ZM29 118H30V117H29ZM41 118H42V117H41ZM43 118H42V120H43ZM52 118H53V117H52ZM58 118H60V116H59ZM63 118H64V117H63ZM109 118H110V117H109ZM113 118H114V117H113ZM144 118H145V117H144ZM157 118H158V117H157ZM195 118H196V117H195ZM230 118H231V117H230ZM232 118H233V117H232ZM243 118H244V117H243ZM245 118H246V116H245ZM248 118H249V117H248ZM255 118H256V117H255ZM255 118H254V119H255ZM262 118H260V119H262ZM16 119H17V118H16ZM45 119H46V118H45ZM47 119H48V118H47ZM49 119L51 120L50 117H49ZM110 119H111V118H110ZM110 119H109V120H110ZM115 119H116V118H115ZM124 119H125V118H124ZM134 119H135V118H134ZM193 119H194V118H193ZM202 119H203V118H202ZM222 119H223V118H222ZM233 119H234V118H233ZM233 119H232V120H233ZM252 119H253V118H252ZM257 119H258V118H257ZM257 119H256V120H257ZM20 120H21V119H20ZM40 120H41V119H40ZM52 120H53V119H52ZM54 120H55V119H54ZM62 120H63V119H62ZM109 120H108V121H109ZM111 120H112V119H111ZM111 120H110V121H111ZM150 120H152V119H150ZM225 120H226V119H225ZM248 120H249V119H248ZM23 121H24V120H23ZM56 121H57V120H56ZM60 121H61V120H60ZM65 121H66V120H65ZM67 121H68V120H67ZM67 121H66V122H67ZM105 121H106V120H105ZM119 121H120V119H119ZM138 121H139V120H138ZM138 121H136V122H138ZM184 121H185V120H184ZM199 121H200V119H199ZM201 121H202V120H201ZM236 121H237V120H236ZM249 121H250V120H249ZM253 121H254V120H253ZM257 121H258V120H257ZM260 121H261V120H260ZM262 121H263V119H262ZM262 121H261V122H262ZM42 122H43V121H42ZM46 122H47V120H46ZM48 122H49V120H48ZM51 122H52V121H51ZM54 122H55V121H54ZM57 122H58V121H57ZM57 122H56V123H57ZM116 122H117V121H116ZM120 122H121V121H120ZM125 122H127V120H125ZM147 122H148V121H147ZM156 122H157V121H156ZM166 122H167V121H166ZM169 122H171V121H169ZM169 122H168V123H169ZM187 122H188V121H187ZM193 122H196V121H193ZM217 122H218V121H217ZM221 122H222V121H221ZM227 122H228V121H227ZM233 122L235 123V121H233ZM246 122H247V121H246ZM250 122H252V121H250ZM52 123H53V122H52ZM58 123H59V122H58ZM58 123H57V124H58ZM104 123H105V122H104ZM127 123H128V122H127ZM148 123H149V122H148ZM150 123H151V122H150ZM198 123H199V122H198ZM222 123H223V122H222ZM243 123H244V122H243ZM257 123H258V122H257ZM26 124H27V123H26ZM31 124H32V123H31ZM31 124H30V125H31ZM36 124H37V123H36ZM54 124H55V123H54ZM60 124H61V123H60ZM67 124H68V123H67ZM118 124H119V123H118ZM121 124H122V123H121ZM154 124H155V122H154ZM156 124H157V123H156ZM189 124H190V123H189ZM237 124H238V123H237ZM241 124H242V123H241ZM246 124H249V123H246ZM252 124H253V123H252ZM255 124H256V123H255ZM258 124H259V123H258ZM38 125H39V124H38ZM61 125H62V124H61ZM106 125H107V124H106ZM110 125H111V122H110ZM116 125H117V124H116ZM126 125H127V124H126ZM166 125H167V124H166ZM169 125H170V124H169ZM214 125H215V124H214ZM229 125H230V124H229ZM234 125H235V124H234ZM242 125H243V124H242ZM0 126H1V124H0ZM13 126H14V125H13ZM45 126H46V125H45ZM56 126H57V125H56ZM58 126H59V125H58ZM63 126H64V125H63ZM63 126H61V127H63ZM73 126H74V124H73ZM73 126H72V127H73ZM119 126H120V125H119ZM148 126H149V125H148ZM158 126H159V125H158ZM184 126H185V125H184ZM188 126H190V125H188ZM191 126L193 127V125H191ZM194 126L198 127L197 124L194 125ZM230 126H231V125H230ZM237 126H238V125H237ZM240 126H241V125H240ZM240 126H238V127H240ZM247 126H248V125H247ZM1 127H2V126H1ZM26 127H27V126H26ZM37 127H38V126H37ZM37 127H36V128H37ZM43 127H44V126H43ZM48 127H49V126H48ZM75 127H76V125H75ZM105 127H106V126H105ZM110 127H111V126H110ZM156 127H157V126H156ZM228 127H229V126H228ZM232 127H233V126H232ZM234 127H236V126H234ZM241 127H242V126H241ZM251 127H252V126H251ZM257 127H258V125H257ZM261 127H262V126H261ZM28 128H29V127H28ZM32 128H33V127H32ZM49 128H50V127H49ZM66 128H67V127H66ZM66 128H65V129H66ZM70 128H71V127H70ZM123 128H124V127H123ZM157 128H158V127H157ZM164 128H165V127H164ZM185 128H186V127H185ZM213 128H214V127H213ZM222 128H223V126H222ZM259 128H260V126H259ZM259 128H258V130H261V129H259ZM0 129H1V128H0ZM8 129H9V128H8ZM39 129H40V128H39ZM45 129H46V127H45ZM53 129H54V128H53ZM53 129H52V130H53ZM58 129H59V128H58ZM71 129H72V128H71ZM74 129L76 130V128H74ZM79 129H80V128H79ZM79 129H77V130H79ZM107 129H108V128H107ZM112 129H113V128H112ZM148 129H149V127H148ZM193 129H194V128H193ZM215 129H216V128H215ZM215 129H214V130H215ZM234 129H235V128H234ZM239 129H240V128H239ZM15 130H16V129H15ZM17 130H18V129H17ZM56 130H57V129H56ZM80 130H81V129H80ZM80 130H79V131H80ZM115 130H116V129H115ZM115 130H114V131H115ZM201 130H203V129H201ZM201 130H200V131H201ZM205 130H206V128H205ZM255 130H256V129H255ZM258 130H257V131H258ZM1 131H2V130H1ZM4 131H5V130H4ZM9 131H10V130H8V132H9ZM23 131H24V130H23ZM25 131H26V130H25ZM32 131H33V129H32ZM43 131H44V130H43ZM48 131H49V130H48ZM54 131H55V130H54ZM61 131H62V130H61ZM70 131H72V130H70ZM79 131H78V132H79ZM142 131H144V130H142ZM149 131H150V130H149ZM156 131H157V130H156ZM156 131H155V132H156ZM177 131H178V130H177ZM196 131H197V130H196ZM212 131H213V130H212ZM239 131H240V130H239ZM44 132H45V131H44ZM50 132H51V131H50ZM52 132H53V131H52ZM73 132H74V131H73ZM75 132L77 133V131H75ZM75 132H74V133H75ZM99 132H100V131H99ZM126 132H127V131H126ZM144 132H145V131H144ZM155 132H154V133H155ZM159 132H160V131H159ZM194 132H195V131H194ZM217 132H218V131H217ZM231 132H232V131H231ZM231 132H230V134H231ZM235 132H236V131H235ZM240 132H241V131H240ZM240 132H239V133H240ZM254 132H255V131H254ZM263 132H264V131H263ZM20 133H21V132H20ZM47 133H48V132H47ZM67 133H68V131H67ZM69 133H70V132H69ZM81 133H82V132H81ZM97 133H98V132H97ZM97 133H96V134H97ZM105 133H106V132H105ZM109 133H111V132H109ZM138 133H139V132H138ZM142 133H143V132H142ZM151 133H152V132H151ZM157 133H158V132H157ZM179 133H181V132H179ZM185 133H186V131H185ZM195 133H196V132H195ZM195 133H194V134H195ZM203 133H204V132H203ZM255 133H256V132H255ZM261 133H262V132H261ZM9 134H10V133H9ZM49 134H51V133H49ZM53 134H54V133H53ZM61 134H62V133H61ZM63 134H64V133H63ZM79 134H80V133H79ZM79 134H78V135H79ZM99 134H100V133H99ZM111 134H112V133H111ZM115 134H116V133H115ZM115 134H114V135H115ZM117 134H118V132H117ZM166 134H167V133H166ZM166 134H165V135H166ZM181 134H183V133H181ZM191 134H192V133H191ZM198 134H199V133H198ZM0 135H2V133H1ZM22 135H23V134H22ZM57 135H58V134H57ZM65 135H66V134H65ZM97 135H98V134H97ZM103 135H104V134H103ZM120 135H121V134H120ZM127 135H129V134H127ZM148 135H149V134H148ZM161 135H162V133H161ZM167 135H168V134H167ZM178 135H179V134H178ZM187 135H188V134H187ZM195 135H196V134H195ZM228 135H229V134H228ZM234 135H235V134H234ZM20 136H21V135H20ZM34 136H35V135H34ZM49 136H50V135H49ZM53 136H54V135H53ZM53 136H52V137H53ZM58 136H60V130H59V135H58ZM72 136H73V133H72ZM72 136H71V137H72ZM94 136H95V135H94ZM116 136H117V135H116ZM118 136H119V135H118ZM124 136H125V135H124ZM138 136H139V135H138ZM143 136H144V134H143ZM145 136H146V135H145ZM145 136H144V137H145ZM196 136H197V135H196ZM198 136H199V135H198ZM226 136H227V135H226ZM239 136H240V135H239ZM18 137H19V136H18ZM37 137H38V135H37ZM37 137H36V138H37ZM45 137H46V136H45ZM98 137H99V136H98ZM104 137H105V136H104ZM119 137H120V136H119ZM128 137H129V136H128ZM134 137H135V136H134ZM146 137H147V136H146ZM165 137H166V136H165ZM180 137H182V136H180ZM187 137H188V136H187ZM243 137H244V136H243ZM0 138H1V136H0ZM2 138H4V137H2ZM6 138H7V137H6ZM14 138H15V137H14ZM25 138H26V137H25ZM28 138H29V137H28ZM39 138H41V137H39ZM47 138H48V137H47ZM59 138H60V137H59ZM74 138H76V137L73 136V138H71V140H72V139L74 140ZM82 138H83V137H82ZM88 138H89V137H88ZM90 138H92V137H90ZM90 138H89V139H90ZM117 138H118V137H117ZM120 138H121V137H120ZM138 138H140V137H138ZM153 138H154V137H153ZM155 138H156V137H155ZM185 138H186V137H185ZM195 138H196V137H195ZM230 138H231V137H230ZM250 138H251V137H250ZM252 138H253V137H252ZM9 139H10V138H9ZM33 139H34V138H33ZM78 139H79V137H78ZM92 139H93V138H92ZM92 139H91V140H92ZM97 139H98V138H97ZM121 139H122V138H121ZM123 139H124V138H123ZM142 139H143V138H142ZM180 139H181V138H180ZM198 139H199V138H198ZM261 139H262V138H261ZM263 139H264V138H263ZM12 140H13V139H12ZM12 140H10V141H12ZM16 140H17V139H16ZM26 140H27V139H26ZM34 140H35V139H34ZM54 140H55V138H54ZM64 140H65V139H64ZM64 140H63V141H64ZM83 140H84V139H83ZM85 140H86V138H85ZM132 140H133V139H132ZM134 140H135V139H134ZM153 140H154V139H153ZM186 140H187V139H186ZM237 140H240V139L237 138ZM237 140H235V141H237ZM247 140H248V139H247ZM3 141H4V140H3ZM3 141H2V142H3ZM10 141H9V142H10ZM42 141H43V140H42ZM74 141H77V139L74 140ZM87 141H88V139H87ZM120 141H121V140H120ZM122 141H123V140H122ZM126 141H127V140H126ZM126 141H125V142H126ZM156 141H157V140H156ZM156 141H155V142H156ZM173 141L176 142V139L173 140ZM188 141H189V140H188ZM193 141H194V140H193ZM240 141H241V140H240ZM245 141H246V140H245ZM253 141H254V140H253ZM255 141H257V140H255ZM258 141H259V140H258ZM258 141H257V142H258ZM2 142H1V143H2ZM16 142H17V141H16ZM23 142H24V141H23ZM23 142H22V143H23ZM69 142H70V141H69ZM72 142H73V141H72ZM72 142H70V143H72ZM79 142H80V140H79ZM79 142H78V143H79ZM82 142H83V141H82ZM92 142H93V140H92ZM94 142H95V141H94ZM132 142H133V141H132ZM144 142H145V141H144ZM170 142H171V141H170ZM170 142H169V144H171ZM182 142H183V141H182ZM184 142H185V141H184ZM210 142H211V141H210ZM241 142H242V141H241ZM5 143H6V142H5ZM10 143H12V142H10ZM13 143H14V142H13ZM13 143H12V144H13ZM29 143H30V141H29ZM42 143H43V142H42ZM73 143H74V142H73ZM120 143H121V142H120ZM135 143H136V142H135ZM137 143H138V140H137ZM142 143H143V142H142ZM147 143H148V142H147ZM149 143H150V142H149ZM189 143H190V142H189ZM253 143H254V142H253ZM253 143H252V144H253ZM258 143H259V142H258ZM261 143H262V142H261ZM3 144H4V143H3ZM3 144H2V145H3ZM52 144H53V143H52ZM55 144H56V143H55ZM64 144H67V141H66ZM68 144H69V143H68ZM68 144H67V145H68ZM83 144H84V143H83ZM83 144H80V145H82V146H79V147L82 148V147H83ZM130 144H131V143H130ZM130 144H129V145H130ZM138 144H139V143H138ZM175 144H176V143H175ZM191 144H192V143H191ZM8 145H9V144H8ZM13 145H15V143H14ZM24 145H25V144H24ZM43 145H44V143H43ZM47 145H48V144H47ZM53 145H54V144H53ZM59 145H60V144H59ZM74 145H75V144H74ZM88 145H89V144H88ZM108 145H109V144H108ZM127 145H128V144H127ZM133 145H134V144H133ZM141 145H142V144H141ZM144 145H145V144H144ZM172 145H173V144H172ZM178 145H179V144H178ZM181 145H182V144H181ZM192 145H193V144H192ZM199 145H200V144H199ZM243 145H245L244 142H243ZM255 145H257V144H255ZM17 146H18V145H17ZM44 146H45V145H44ZM44 146H42V147H44ZM68 146H72V145H68ZM77 146H78V144H77ZM77 146H76V147H77ZM85 146L87 147V145H85ZM93 146H94V145H93ZM118 146H119V145H118ZM238 146H239V145H238ZM246 146H247V144H246ZM3 147H4V146H3ZM5 147H6V146H5ZM13 147H14V146H13ZM13 147H12V148H13ZM25 147H26V146H25ZM38 147H39V146H38ZM52 147H53V146H52ZM52 147H51V148H52ZM59 147H61V146H59ZM73 147H74V146H73ZM73 147H72V148H73ZM76 147H74V148H76ZM116 147H117V146H116ZM126 147H127V146H126ZM143 147H144V146H143ZM147 147H148V146H147ZM149 147H150V146H149ZM172 147H173V146H172ZM184 147H185V146H184ZM187 147H188V146H187ZM240 147H241V146H240ZM247 147H248V146H247ZM252 147H253V146H252ZM259 147H260V146H259ZM0 148H1V147H0ZM7 148H9V147H7ZM16 148H17V147H16ZM16 148H15V149H16ZM57 148H58V146H57ZM66 148H67V147H66ZM77 148H78V147H77ZM81 148H80V149H81ZM87 148H88V147H87ZM90 148H91V147H90ZM124 148H125V147H124ZM129 148H131V147H129ZM191 148H192V147H191ZM195 148H196V147H195ZM241 148H243V147H241ZM249 148H250V147H249ZM253 148H254V147H253ZM253 148H252V149H253ZM4 149H5V148H4ZM21 149H22V148H21ZM32 149H33V148H32ZM35 149H36V148H35ZM40 149H41V148H40ZM48 149H49V148H48ZM48 149H47V150H48ZM62 149H63V148H62ZM62 149H60V150L62 151ZM83 149H84V148H83ZM112 149H113V148H112ZM119 149H120V147H119ZM168 149H169V148H168ZM173 149H174V148H173ZM180 149H182V148H180ZM180 149H179V150H180ZM234 149H235V148H234ZM243 149H244V148H243ZM1 150H3V148H2ZM13 150H14V149H13ZM22 150H23V149H22ZM38 150H39V149H37V151H38ZM113 150H114V149H113ZM116 150H117V148H116ZM121 150H122V149H121ZM124 150H125V149H124ZM129 150H130V149H129ZM135 150L137 151V149H135ZM148 150H150V149H148ZM169 150H171V149H169ZM191 150H192V149H191ZM201 150H202V149H201ZM206 150H207V149H206ZM206 150H205V152H206ZM244 150H245V149H244ZM6 151H7V150H6ZM14 151H15V150H14ZM17 151H19V150H17ZM40 151H41V150H40ZM40 151H39V152H40ZM50 151H52V150H50ZM61 151H60V152H61ZM78 151H79V149H78ZM81 151H82V150H81ZM88 151H90V150H88ZM93 151H94V149H93V147H92V151H91V152H93ZM136 151H135V152H136ZM140 151H141V150H140ZM140 151H139V152H140ZM143 151H144V150H143V148H142V152H143ZM171 151H172V150H171ZM181 151H182V150H181ZM255 151H256V150H255ZM259 151H260V149H259ZM10 152L12 153L11 150H10ZM31 152H33V151H31ZM42 152H43V151H42ZM63 152H64V151H63ZM63 152H62V153H63ZM69 152H70V151H69ZM106 152H107V151H106ZM124 152H125V151H124ZM131 152H132V150H131ZM142 152H141L140 154H143ZM151 152H152V151H151ZM190 152H191V151H190ZM195 152H196V151H195ZM200 152H201V151H200ZM205 152H204V153H205ZM13 153H15V152H13ZM16 153H17V152H16ZM19 153H20V152H19ZM49 153H50V152H49ZM73 153H74V152H73ZM104 153H105V152H104ZM104 153H103V154H104ZM114 153H115V152H114ZM114 153H113V156H114ZM116 153H117V152H116ZM116 153H115V154H116ZM128 153H129V152H128ZM133 153H134V152H133ZM153 153H154V152H153ZM156 153H157V152H156ZM156 153H155V154H156ZM160 153H161V152H160ZM160 153H159V154H160ZM166 153H167V151H166ZM193 153H194V152H193ZM242 153H243V152H242ZM261 153H262V152H261ZM29 154H31V153H29ZM47 154H48V152H47ZM63 154H64V153H63ZM66 154H67V153H66ZM79 154H80V153H79ZM85 154L87 155V153H85ZM85 154H84V152H83V155H84V156H85ZM89 154H90V153H89ZM109 154H110V153H109ZM119 154H120V152H119ZM131 154H132V153H131ZM134 154H135V153H134ZM162 154H163V153H161V155H162ZM164 154H165V153H164ZM164 154H163V155H164ZM167 154H168V153H167ZM177 154H179V153H177ZM199 154H200V153H199ZM201 154H202V153H201ZM201 154H200V155H201ZM231 154H232V153H231ZM247 154H248V151H247ZM247 154H246V155H247ZM20 155H21V154H20ZM20 155H19V156H20ZM23 155H24V154H23ZM23 155H21V156H23ZM50 155H51V153H50ZM58 155L60 156V154H58ZM58 155H57V156H58ZM77 155H78V154H77ZM91 155H92V153H91ZM117 155H118V153L116 154V156H117ZM127 155H128V154H127ZM135 155H136V154H135ZM147 155H148V154H147ZM172 155H173V154H172ZM180 155H181V154H180ZM185 155H186V154H185ZM243 155H244V154H243ZM26 156H27V154H26ZM30 156H31V155H30ZM39 156H41V155H39ZM39 156H38V157H39ZM48 156H49V155H48ZM53 156H54V155H53ZM55 156H56V155H55ZM70 156H71V155H70ZM73 156H74V155H73ZM84 156H82V157H84ZM122 156H123V155H122ZM124 156H125V155H124ZM124 156H123V157H124ZM138 156H139V155H137L136 157H138ZM142 156H143V155H142ZM142 156H141V158H142ZM144 156H145V155H144ZM157 156H158V155H157ZM181 156H183V155H181ZM194 156H195V154H194ZM244 156H245V155H244ZM244 156H243V157H244ZM262 156H263V155H262ZM0 157H1V156H0ZM13 157H14V156H13ZM36 157H37V156H36ZM44 157H45V156H44ZM62 157H63V156H62ZM82 157H81V159H82ZM101 157H102V156H101ZM101 157H99V158L101 159ZM105 157H107V156H105ZM105 157H104V158H105ZM131 157H132V156H131ZM139 157H140V156H139ZM147 157H148V156H147ZM151 157H152V156H151ZM160 157H161V156H160ZM162 157H163V156H162ZM162 157H161V158H162ZM166 157H167V156H166ZM2 158H3V157H2ZM4 158H5V157H4ZM4 158H3V159H4ZM21 158H22V157H21ZM21 158H20V159H21ZM24 158H25V157H24ZM33 158H34V157H33ZM49 158H51V157H49ZM49 158H48V160H50ZM53 158H54V157H53ZM53 158H52V159H53ZM78 158H79V157H78ZM78 158H77V159H78ZM89 158H90V157H89ZM91 158H92V157H91ZM91 158H90V161H91ZM95 158H96V156H95ZM95 158H94V160H95ZM97 158H98V157H97ZM109 158H110V157H109ZM125 158H126V157H125ZM153 158H154V157H153ZM163 158H165V157H163ZM176 158H177V157H176ZM182 158H183V157H182ZM189 158H190V157H189ZM247 158H248V157H247ZM20 159H19V160H20ZM29 159H30V158H29ZM54 159H59V157H56V158H54ZM67 159H68V157H67ZM67 159H65V160H67ZM75 159H76V158H75ZM83 159H84V158H83ZM83 159H82V160H83ZM127 159H128V158H127ZM146 159H147V158H146ZM154 159H155V158H154ZM167 159H168V157H167ZM184 159H185V158H184ZM240 159H242V158H240ZM243 159H244V158H243ZM251 159H253V158H251ZM260 159H261V158H260ZM22 160H23V159H22ZM33 160H34V159H33ZM38 160H39V159H38ZM41 160H42V159H41ZM69 160H70V159H69ZM71 160H72V159H71ZM86 160H87V158H86ZM86 160H85V162H86ZM102 160H103V159H102ZM106 160H107V159H106ZM124 160H125V159H124ZM155 160H156V159H155ZM160 160H161V159H160ZM174 160H175V159H174ZM238 160H239V159H238ZM253 160H255V159H253ZM2 161H3V160H2ZM2 161H0V162H2ZM4 161H5V160H4ZM20 161H21V160H20ZM23 161H24V160H23ZM51 161H53V160H51ZM55 161H56V160H55ZM79 161H80V160H79ZM92 161H93V158H92ZM113 161H114V159H113ZM122 161H123V160H122ZM122 161H121V162H122ZM130 161H131V159H130ZM138 161H139V160H138ZM5 162H7V161H5ZM8 162H9V161H8ZM13 162H14V161H13ZM16 162H18V161H16ZM24 162H25V161H24ZM37 162H38V161H37ZM37 162H36V164H37ZM39 162H41V161L39 160ZM46 162H49V161H46ZM73 162L75 163V161H73ZM95 162H96V161H95ZM111 162H112V161H111ZM115 162H116V161H115ZM128 162H129V161H128ZM135 162H136V161H135ZM142 162H143V161H142ZM195 162H196V161H195ZM10 163H11V162H10ZM21 163H22V161H21ZM21 163H20V164H21ZM30 163H32V162H30ZM30 163H29V164H30ZM50 163H51V162H49V164H50ZM55 163H56V162H55ZM57 163H58V162H57ZM64 163H67V162H64ZM101 163H102V162H101ZM119 163H120V162H119ZM0 164H2V163H0ZM3 164H6V163H3ZM3 164H2V165H3ZM13 164H14V163H13ZM13 164H11V165H13ZM22 164H23V163H22ZM34 164H35V163H34ZM34 164H33V165H34ZM39 164H40V163H39ZM44 164H45V163H44ZM47 164H48V163H47ZM51 164H52V163H51ZM62 164H63V163H62ZM67 164L69 165V164H71V163H67ZM82 164H83V162H82ZM86 164H87V163H86ZM113 164H114V163H113ZM115 164H116V163H115ZM132 164H133V163H132ZM134 164H135V163H134ZM136 164H137V163H136ZM152 164H153V163H152ZM183 164H184V163H183ZM246 164H247V163H246ZM263 164H264V163H263ZM9 165H10V164H9ZM24 165H25V167H26V164H25V163H24ZM27 165H28V164H27ZM42 165H43V164H42ZM60 165H61V164H60ZM63 165H65V164H63ZM84 165H85V163H84ZM87 165H88V164H87ZM96 165H97V163H96ZM102 165H103V164H102ZM117 165H119V164H117ZM120 165H121V163H120ZM125 165H126V164H125ZM7 166H8V165H7ZM7 166H5L4 168H7ZM13 166H14V165H13ZM17 166H18V165H17ZM17 166H15V167L17 168ZM30 166H32V165H30ZM36 166H37V165H36ZM51 166H53V165H51ZM73 166H74V165H73ZM85 166H86V165H85ZM90 166H92V165H90ZM90 166H89V167H90ZM94 166H95V165H94ZM114 166H115V165H114ZM131 166H132V165H131ZM146 166H147V165H146ZM149 166H151L150 163H149ZM161 166H162V165H161ZM241 166H243V165H241ZM11 167H12V166H11ZM11 167H9V168H11ZM44 167H46V166H44ZM44 167H42V169H43ZM47 167H49V166L47 165ZM64 167H65V166H64ZM68 167H72V164H71V166H68ZM68 167H66L65 169H67ZM77 167H78V165H77ZM97 167H98V165H97ZM99 167H101V165H100ZM117 167H118V166H117ZM135 167H136V166H135ZM154 167H155V166H154ZM2 168H3V167H2ZM4 168H3V169H4ZM16 168H15V170H16ZM22 168H23V166H22ZM22 168H21V169H22ZM86 168H87V167H86ZM90 168H92V167H90ZM102 168H103V167H102ZM110 168H112V167H110ZM114 168H115V167H114ZM118 168H119V167H118ZM137 168H138V167H137ZM164 168H165V167H164ZM7 169H8V168H7ZM23 169H24V168H23ZM25 169H26V168H25ZM29 169H30V168H29ZM29 169H28V170H29ZM34 169H35V167H34L33 169H31V170H34ZM36 169H38V168H36ZM45 169L48 170L49 168H45ZM51 169H52V168H51ZM61 169H62V167H61ZM61 169H60V170H61ZM75 169H76V168H75ZM93 169H94V168H93ZM103 169H105V168H103ZM103 169H102V170H103ZM123 169L125 170V168H123ZM149 169H150V167H149ZM158 169H159V168H158ZM241 169H242V168H241ZM249 169H250V168H249ZM249 169H248V171H250ZM11 170H12V169H10V171H9V170H7V171L11 172ZM31 170H30V171H31ZM38 170H39V169H38ZM49 170H50V169H49ZM49 170H48V171H49ZM56 170H57V169H56ZM71 170H72V169H71ZM87 170H89V168H88ZM98 170H99V169H98ZM98 170H97V171H98ZM105 170H106V169H105ZM126 170H127V169H126ZM130 170H131V169H130ZM132 170H134V169H132ZM142 170H143V169H142ZM144 170H146V169H144ZM19 171H20V170H19ZM48 171H46V172L48 173ZM54 171H55V167H54ZM57 171H58V170H57ZM57 171H55L56 174H57ZM64 171H66V170H64ZM69 171H70V170H69ZM83 171H84V170H83ZM85 171H86V170H85ZM91 171H92V169H91ZM93 171H94V170H93ZM97 171H96V172H97ZM99 171H100V170H99ZM99 171H98V172H99ZM108 171H109V170H108ZM116 171H117V170H116ZM138 171H139V170H138ZM152 171H153V170H152ZM155 171H156V170H155ZM158 171H159V170H158ZM158 171H157V172H158ZM160 171H161V170H160ZM160 171H159V172H160ZM242 171H243V170H242ZM3 172H4V171H3ZM3 172H2V173H3ZM12 172H13V171H12ZM17 172H18V171H17ZM21 172H23V171H21ZM26 172H27V171H26ZM43 172H44V170H42V172L40 171V173H43ZM50 172H51L50 174H53V175L55 174V173H52L51 170H50ZM70 172H71V171H70ZM74 172H75L76 175H73V176H78V175H77V172H79V171H74ZM81 172H82V170H81ZM130 172H131V171H130ZM134 172H135V171H134ZM149 172H150V171H149ZM23 173H25V171H24ZM27 173H28V172H27ZM37 173H38V172H37ZM40 173H39V174H40ZM88 173H89V172H88ZM91 173H93V172H91ZM91 173H90V175H88V174H86V175L89 176V177L91 178V175H94V174H91ZM105 173H107V172H105ZM105 173H104V175H105ZM111 173H112V172H111ZM117 173H118V175H120L119 172H117ZM121 173H123V172H121ZM125 173H126V172H125ZM142 173H143V172H142ZM167 173H168V172H167ZM238 173H239V172H238ZM241 173H243V172H241ZM244 173H245V171H244ZM6 174H8V173H5V176H6ZM16 174H17V173H16ZM35 174H36V172H35ZM80 174H83V175H82L83 178L81 177ZM130 174H131V173H130ZM134 174H135V173H134ZM134 174L132 173L133 176H134ZM8 175H9V174H8ZM24 175H26V174H24ZM32 175H33V174H32ZM43 175H44V173H43ZM53 175H52V176H53ZM57 175H58V174H57ZM59 175H60V174H59ZM62 175H63V174H62ZM79 175H80V176H79V179H77V180L74 179V180H76L74 184L72 183V181H74V180H72V181L69 183L70 186H68V185H67L68 183L65 182V185H63L64 183H61V184L59 183V184H58L59 187H57V184H55L56 181L53 182V180H52V183H51V184L56 185L55 187H53V185H52V195H51V194L49 195V193H48V191L50 190V186H51V185L49 186V184H48L47 186L45 185L46 188L43 187L44 183L47 182L48 180L45 181V180L43 179L45 182L42 183V184H39L40 182H38L39 185H38V184H36V185L39 186L40 190H38L39 188L36 186V187H37V190L39 191V193H38V195H36V197H35V198H37L38 201L35 200V198H34L35 195L32 193V192H35V191L30 192L31 189H30L29 187L23 186L24 188H25V187L28 188V189H29V192L33 194L32 197H29L30 200H31V199L33 200V199H34V200L36 201V202H35V201L33 200V202L31 201L33 204H29V207L33 208L32 210H34V206H35V205H36V206H35V210L38 209L37 211H39V212H41V210L44 208V209H45L44 211L47 210V213H46V214H47L48 216H51V218H52V214L57 213V216H55V217H59V218H60V220H61V223H60L61 225H60V226H63V230H62L63 232L61 231V229H60V231H61L62 233H65V235H66L67 232H70V231H69V228H70L72 234L75 233V234H73L74 237H73V236H71V237H73V239L75 238V239L73 240V241H74L73 243H74V246H75L74 248H77V249L73 250V252L76 251V252H77V254H76L77 256H75V257L70 256V257H72V258H74V259H75L76 257H78V258L81 259V260H79V259L77 258V259H78V260L76 259L77 261H76V260H74V261L69 260V262L71 261V263H69V262H67V261H65V262H67L68 264H113L114 262H115V264H116V263L118 264L119 262H121L120 264H123V263H125V264H151L153 260L155 261L156 258L153 259V258H151L152 256L150 257V255H152V252H150L151 254L149 253V256H147V255H148L147 253L150 251V249H148L147 247H146V249L144 248V249L147 251V252L145 253V252L143 251L144 249H143V248H140V247L143 246V245H141V246H139V245H140V244H143L144 242H143V241L141 240V238H140L141 235L139 236L138 233H135L136 230H137V227H136V230L134 229L135 232H134L133 234L130 232L133 236H134L135 234H137V235H135V237H133L134 239H136L135 241H134V239L132 238V235H131V238H132V239L130 238V233H127L126 231H124V230H126V228H125V229L122 228L123 225L121 226V224H122L121 222L125 221L126 218H127L129 215L131 216V214H129L126 218H123V217H124L123 215L126 216L127 213H124L123 210H120V211H119L118 208H117L118 210H116V209H115L116 205H115L114 203H113V204L115 205V207H114V206L111 207V205H110L109 207L115 209V214H116V215H114V210H111V209L108 207V204H111V202L113 201V200L111 201L110 199H113V198L115 197V195H114V197H112V195H113V194H112V195L110 196V197H112V198L108 199V195H109V194H108L106 197H105L104 195H106V194L109 192V190L107 191V193H105L107 189L102 190V189H103L102 187L105 186L103 183H102L103 186L101 187L102 189H101V188L96 189V188L98 187V184H100V181H101V180L98 181V182H99V183H98V182H96L95 180H93V179H94L93 177L91 178L94 182L97 183L96 188H94V187H95L94 185H96V184H95V183L92 184L91 179L89 180V178H87V176L84 177V176H85L84 173H79ZM102 175H103V173H102ZM122 175H123V174H122ZM127 175H128V174H127ZM135 175H136V174H135ZM144 175H145V174H144ZM153 175H154V174H153ZM163 175H164V174H163ZM166 175H167V174H166ZM166 175H165V176H166ZM169 175H170V174H169ZM232 175H233V173H232ZM259 175H260V174H259ZM15 176H16V175H15ZM17 176H18V174H17ZM21 176H22V175H21ZM21 176H20V174H19L18 177H21ZM34 176H35V175H34ZM37 176H38V174H37ZM55 176H56V175H55ZM55 176H54V179H55ZM96 176H97V175H96ZM96 176H95V177H96ZM98 176H99V174H98ZM113 176H114V175H113ZM123 176H124V175H123ZM129 176H130V175H129ZM147 176H148V175H147ZM199 176H200V174H199ZM3 177H4V176H3ZM6 177H7V176H6ZM6 177H5V178H6ZM13 177H14V176H13ZM18 177H17V178H18ZM25 177H26V176H25ZM31 177H32V176H31ZM42 177H43V176H42ZM44 177L46 178V176H44ZM127 177H128V176H127ZM131 177H132V176H131ZM151 177H152V176H151ZM157 177H158V175H157ZM160 177H161V175H160ZM162 177H163V176H162ZM239 177H240V176H239ZM242 177H245V176H242ZM17 178H16V179H17ZM39 178H40V177H39ZM69 178H70V177H68V179H69ZM73 178H74V177H73ZM77 178H78V177H77ZM112 178H114V177H112ZM125 178H126V177H125ZM136 178H137V176H136ZM148 178H149V177H148ZM163 178H164V177H163ZM234 178H235V177H234ZM3 179H4V178H3ZM6 179H7V178H6ZM9 179H10V178H9ZM24 179H25V178H24ZM27 179H29V178L27 177ZM27 179H25V180H27ZM32 179H34V178H32ZM32 179H31V180H32ZM40 179H41V178H40ZM40 179H39V181H40ZM99 179H100V178H99ZM114 179H115V178H114ZM129 179H130V177H129ZM14 180H15V179H14ZM14 180H12V185H13L12 188L15 187ZM18 180H19V179H18ZM18 180H17L16 183H18ZM20 180H21V178H20ZM22 180H23V178H22ZM22 180H21V181H22ZM25 180H24V181H25ZM37 180H38V178H37ZM70 180H71V179H70ZM115 180H116V179H115ZM118 180H119V178H118ZM118 180H117V181H118ZM123 180H124V179H123ZM127 180H128V178H127ZM161 180H162V179H161ZM172 180H173V179H172ZM236 180H237V179H236ZM236 180H235V181H236ZM4 181H5V180H4ZM64 181H65V180H64ZM79 181H81V182H79ZM82 181H83V182H82ZM90 181H91V182H90ZM113 181H114V180H113ZM117 181H116V182H117ZM125 181H126V180H125ZM152 181H155L154 178H153ZM152 181L150 180V183H151ZM157 181H158V179H157ZM157 181H156V182H157ZM163 181H164V180H163ZM176 181H177V180H176ZM182 181H183V180H182ZM235 181H232V182H235ZM1 182H2V181H1ZM5 182H7V181H5ZM5 182H4V183H5ZM8 182H9V181H8ZM41 182H42V179H41ZM68 182H69V180H68ZM101 182H102V181H101ZM106 182H107V181H106ZM120 182H121V181H120ZM131 182H132V181H131ZM133 182H134V181H133ZM136 182H137V181H136ZM158 182L160 183L161 181L159 180ZM172 182H173V181H172ZM177 182H178V181H177ZM239 182H240V181H239ZM241 182H242V181H241ZM2 183H3V182H2ZM21 183H22V182H21ZM36 183H37V182H36ZM48 183H49V182H48ZM66 183H67V184H66ZM76 183H77V184H76ZM82 183H84V184L82 185ZM104 183H105V182H104ZM114 183H115V181H114ZM128 183H129V181H128ZM152 183H153V182H152ZM161 183H163V182H161ZM188 183H189V182H188ZM199 183H200V182H199ZM8 184H9V183H8ZM8 184H7V185H8ZM24 184H25V183H24ZM45 184H46V183H45ZM71 184H72V185H71ZM78 184H79V185H78ZM80 184H81V185H80ZM102 184H100V185H102ZM118 184H119V183H118ZM122 184H123V182H122ZM129 184H130V183H129ZM132 184H133V183H132ZM167 184H168V183H167ZM167 184H166V185H167ZM179 184H182V183H179ZM186 184H187V183H186ZM191 184H192V183H191ZM1 185H2V184L0 183V187H1ZM10 185H11V184H10ZM18 185H19V183H18ZM18 185H17V186H18ZM22 185H23V184H22ZM22 185H21V186H22ZM28 185H29V184H27V186H28ZM40 185L42 186V188H41ZM100 185H99V187H100ZM116 185H117V183H116ZM153 185L155 186V184H152V186H153ZM161 185H162V184H161ZM170 185H171V184L169 183V186H170ZM235 185H236V184H235ZM243 185H244V184H243ZM111 186H112V185H111ZM119 186H120V185H119ZM145 186H147V185H145ZM148 186H149V185H148ZM163 186H164V185H163ZM172 186H173V183H172ZM185 186H186V185H185ZM202 186H203V185H202ZM202 186H201V187H202ZM226 186H227V185H226ZM240 186H241V185H240ZM23 187H22V189H24ZM31 187H32V186H31ZM47 187H48V188H47ZM105 187H106V186H105ZM105 187H104V188H105ZM107 187H110V186L107 185ZM107 187H106V188H107ZM114 187H115V186H114ZM130 187H132V186H130ZM141 187H142V186H141ZM158 187H159V186H158ZM161 187H162V186H161ZM174 187H175V186H174ZM186 187H187V186H186ZM186 187H184V188H186ZM197 187H198V186H197ZM246 187H247V186H246ZM4 188H5V187H4ZM6 188H7V187H6ZM9 188H10V187H9ZM12 188H11V189H12ZM18 188H19V186H18ZM32 188H33V187H32ZM43 188H45V189L48 190V191H47L46 194H45V193L43 192L44 190H42V194H43V195H42V196H39V195H41V189H43ZM125 188H126V187H125ZM144 188H145V187H144ZM154 188H155V187H154ZM156 188H157V187H156ZM166 188H167V187H166ZM168 188H170V187H168ZM177 188H178V187H177ZM190 188H191V187H190ZM193 188H195V187H193ZM33 189H34V188H33ZM100 189H101V190H100ZM110 189H111V188H110ZM112 189H113V187H112ZM129 189H130V188H129ZM150 189H151V188H150ZM161 189H162V188H161ZM199 189H200V188H199ZM206 189H207V188H206ZM235 189H236V188H235ZM0 190H1V189H0ZM4 190H5V189H4ZM12 190H13V189H12ZM17 190H18V189H17ZM25 190H26V189H25ZM35 190H36V189H35ZM37 190H36V191H37ZM120 190H122V188H121ZM130 190H131V189H130ZM134 190H135V189H134ZM143 190H144V189H143ZM145 190H146V189H145ZM152 190H153V189H152ZM164 190H165V189H164ZM174 190H175V189H174ZM177 190H178V189H177ZM201 190H202V189H201ZM243 190H244V189H243ZM14 191H15V190H13L12 192H14ZM22 191H23V190H22ZM114 191H117V189H116V190L114 189ZM126 191H127V190H126ZM203 191H204V190H203ZM2 192H3V190H2ZM17 192L19 193V191H16V193H17ZM20 192H21V191H20ZM29 192H28V193H29ZM50 192H51V191H50ZM112 192H113V191H112ZM120 192H121V191H120ZM152 192H153V191H152ZM155 192H156V191H155ZM155 192H154V194H155ZM169 192H170V189H169ZM176 192H177V191H176ZM176 192H175V193H176ZM178 192H180V191L178 190ZM192 192H193V191H192ZM195 192H196V191H195ZM223 192H224V191H223ZM10 193H11V192H10ZM16 193H15V194H16ZM18 193H17V195H18ZM21 193H22V192H21ZM36 193H37V192H36ZM123 193H124V192H123ZM146 193H147V191H146ZM162 193H163V192H162ZM171 193H172V192H171ZM184 193H185V191H184ZM187 193H189V192H186L185 194H187ZM190 193H191V192H190ZM198 193H199V192H198ZM203 193H205V192H203ZM237 193H238V192H237ZM15 194H14V195H15ZM24 194H25V193H24ZM24 194H23V196H24ZM32 194H31V195H32ZM115 194H117V193H115ZM124 194H125V193H124ZM124 194H123V195H124ZM126 194H127V193H126ZM133 194H134V193H133ZM147 194H148V193H147ZM149 194H150V193H149ZM169 194H170V193H169ZM182 194H183V193H182ZM182 194H181V195H182ZM3 195H5V193H3ZM6 195H7V193H6ZM9 195H10V194H9ZM12 195H13V193L11 194V196H12ZM27 195H28V194H27ZM129 195H130V194H129ZM143 195H144V194H143ZM159 195H161V194H159ZM163 195H164V194H163ZM165 195H166V194H165ZM175 195H176V194H175ZM177 195H178V194H177ZM181 195H180V196H181ZM189 195H190V194H189ZM194 195H195V194H194ZM37 196H39V197H37ZM126 196L128 197V195H126ZM148 196H149V195H148ZM154 196H155V195H154ZM156 196H157V194H156ZM170 196H171V195H170ZM172 196H174V195H172ZM182 196H183V195H182ZM182 196H181V197H182ZM186 196H187V195H186ZM197 196H198V195H197ZM206 196H207V195H206ZM208 196H209V195H208ZM3 197H4V196H3ZM21 197H22V196H21ZM119 197H120V196H119ZM134 197H135V196H134ZM134 197H133V198H134ZM137 197H138V196H137ZM145 197H147V196H145ZM149 197H150V201H151V198H152V197H151V196H149ZM158 197H159V196H158ZM158 197H157V198H158ZM181 197H180V199H179V197H178V199L181 200ZM184 197H185V196H184ZM187 197H188V196H187ZM1 198H2V197H1ZM10 198H11V197H10ZM10 198H9V199H10ZM17 198H19V197L17 196ZM24 198H25V197H24ZM27 198H28V196H27ZM27 198H26V199H27ZM105 198H107V199H105ZM131 198H132V197H131ZM147 198H148V197H147ZM161 198H162V197H161ZM163 198H164V197H163ZM171 198H172V197H171ZM173 198H175V197H173ZM194 198H195V197H194ZM212 198H213V197H212ZM9 199H8V200H9ZM11 199H12V198H11ZM115 199H116V198H115ZM117 199H118V198H117ZM117 199H116V200H117ZM121 199H123V198L121 197ZM134 199H136V198H134ZM145 199H146V198H145ZM185 199H186V198H185ZM204 199H205V198H204ZM4 200H5V198H4ZM23 200H24V199H23ZM30 200H29V201H30ZM108 200H109V201H108ZM116 200H114V201H116ZM118 200H119V199H118ZM148 200H149V199H148ZM148 200H147V201H148ZM153 200H154V199H153ZM155 200H156V199H155ZM158 200H159V199H158ZM163 200H165V199H163ZM169 200H170V199H169ZM172 200H173V199H172ZM172 200H171V202H173ZM187 200H188V199H187ZM2 201H3V200H2ZM10 201H11V200H10ZM27 201H28V199H27ZM27 201H26V202H27ZM107 201H108V202L111 201V202L107 204ZM119 201H120V200H119ZM119 201H118V202H119ZM122 201H124V200H122ZM122 201H121V203H122ZM132 201H133V199H132ZM175 201H176V200H174V202H175ZM181 201H182V200H181ZM12 202H13V201H12ZM20 202H21V201H20ZM31 202H28V203H31ZM116 202H117V201H116ZM171 202H169V203H171ZM176 202H178V201H176ZM3 203H4V202H3ZM9 203H10V202H9ZM9 203H8V204H9ZM14 203H15V202H14ZM121 203H120V205H121ZM129 203H130V202H129ZM142 203H143V201H142ZM165 203H167V202H165ZM180 203H182V202H180ZM183 203H186V202H183ZM6 204H7V203H6ZM134 204H135V203H134ZM174 204H175V203H174ZM1 205H3V204H0V206H1ZM11 205L13 206V204H11ZM17 205H18V204H17ZM19 205H20V204H19ZM19 205H18V208H19ZM25 205H26V204H25ZM30 205H32L33 207L30 206ZM136 205H138L137 202H136ZM146 205H147V204H146ZM154 205H155V204H154ZM162 205H164V204H162ZM162 205H161V206H162ZM171 205H172V204H171ZM180 205H181V204H180ZM21 206H22V205H21ZM118 206H119V205H118ZM125 206H126V205H125ZM125 206H124V207H125ZM131 206H132V205H131ZM134 206H135V205H134ZM138 206H140V205H138ZM158 206H160V204H159ZM165 206H166V205H165ZM165 206H164V208H165ZM169 206H170V205H169ZM189 206H190V205H189ZM24 207H25V206H24ZM27 207H28V206H27ZM36 207H37V208H36ZM38 207H39V208L41 207L40 210H39ZM121 207H122V206H121ZM127 207H128V206H127ZM129 207H130V206H129ZM145 207H147V206H145ZM155 207H156V206H155ZM155 207H154V208H155ZM166 207H168V206H166ZM173 207H175V206H173ZM176 207H177V206H176ZM180 207H181V206H180ZM191 207H192V205H191ZM211 207H213V206L211 205ZM1 208H2V207H1ZM8 208H9V207H8ZM13 208H14V207H13ZM31 208H30V209H31ZM119 208H120V206H119ZM130 208H131V207H130ZM133 208H134V207H133ZM139 208H140V207H139ZM141 208H142V207H141ZM151 208H152V207H151ZM169 208H170V207H169ZM200 208H201V207H200ZM6 209H7V208H6ZM125 209H126V208H125ZM142 209H143V208H142ZM142 209H141V210H142ZM156 209H157V208H156ZM158 209H159V208H158ZM166 209H167V208H166ZM176 209H177V208H176ZM181 209H182V208H181ZM184 209H185V208H184ZM9 210H11V208H10ZM9 210H8V211H9ZM15 210H16V209H15ZM17 210H18V209H17ZM17 210H16V211H17ZM19 210H20V208H19ZM19 210H18V211H19ZM28 210H29V208H28ZM35 210H34V213L36 214ZM54 210H55L56 212H55ZM163 210H164V209H163ZM163 210H162V211H163ZM23 211H24V209H23ZM23 211H22V212H23ZM30 211H31V210H30ZM49 211H52V212H54V213L50 214ZM116 211H118V212L116 213ZM121 211H122V212H121ZM139 211H140V210H139ZM142 211H143V210H142ZM150 211H151V210H150ZM159 211H160V210H159ZM165 211H167V210H165ZM169 211H170V210H168V212H169ZM173 211H174V210H173ZM180 211H181V210H180ZM180 211H179V214H180ZM182 211H183V209H182ZM185 211H186V210H185ZM188 211H189V210H187V212H188ZM224 211H225V210H224ZM1 212H2V211H1ZM11 212H12V211H11ZM39 212H38V213H39ZM48 212H49V213H48ZM126 212H129V211H126ZM130 212H131V211H130ZM130 212H129V213H130ZM155 212H156V211H155ZM174 212H175V211H174ZM183 212H184V211H183ZM187 212H186V213H187ZM3 213H4V212H3ZM6 213H7V212H6ZM17 213H18V212H17ZM17 213H15V216H16ZM28 213H29V211H28ZM28 213H27V214H28ZM38 213H37V214H38ZM42 213H44V212L42 211ZM118 213H119V215H120L121 213H124V214H123V215L121 214L120 216H118V215H117ZM134 213H137V212H134ZM146 213H147V212H146ZM146 213H145V214H146ZM149 213H150V212H149ZM160 213H161V212H160ZM170 213H171V212H170ZM170 213H169V214H170ZM233 213H234V212H233ZM4 214H5V213H4ZM8 214H9V213H8ZM22 214H23V213H22ZM25 214H26V212H25ZM27 214H26V215H27ZM40 214H41V213H40ZM140 214H141V213H140ZM153 214H154V213H153ZM157 214H158V213H157ZM182 214H184V213H182ZM182 214H181V215H182ZM196 214H198V213L196 212ZM1 215H2V214H1ZM1 215H0V216H1ZM18 215H19V214H18ZM32 215H33V213H32ZM32 215H31V216H32ZM38 215H39V214H38ZM38 215H37V216H38ZM43 215H45V214H43ZM43 215H42V216H43ZM47 215H46V217H47ZM132 215H133V214H132ZM141 215H142V214H141ZM147 215H148V214H147ZM149 215H150V214H149ZM163 215H165V214H163ZM166 215H168V214H166ZM187 215H189V214H187ZM199 215H201V214H199ZM224 215H225V214H224ZM226 215H227V214H226ZM246 215H247V214H246ZM15 216H13V217H15ZM34 216H35V215H34ZM115 216H116V217H115ZM121 216H122V218H123L124 220H122L121 222H120V221L118 222V221L116 220V218H117V217L121 218ZM134 216H135V215H134ZM134 216H133V217H134ZM137 216H140V215H136L134 218L136 219ZM172 216H173V215H172ZM185 216H186V215H185ZM219 216H220V215H219ZM1 217H3V216H1ZM9 217H10V215L8 216V218H9ZM13 217H11V218H13ZM24 217H25V216H24ZM26 217H29V216H26ZM131 217H132V216H131ZM178 217H179V216H178ZM261 217H262V216H261ZM4 218H5V217H4ZM29 218H30V217H29ZM34 218H35V217H34ZM44 218H45V217H44ZM44 218H43V219H44ZM47 218H48V217H47ZM53 218H54V216H53ZM59 218H58L57 220H54V221H57V222H58ZM119 218H117V219L119 220ZM137 218L140 219V217H137ZM141 218H142V217H141ZM176 218H177V217H176ZM179 218L181 219V217H179ZM190 218H191V217H190ZM201 218H202V217H201ZM234 218H235V217H234ZM255 218H256V217H255ZM0 219H1V218H0ZM6 219H7V218H5V220H6ZM13 219H14V218H13ZM15 219H16V218H15ZM15 219H14V220H15ZM22 219H23V218H22ZM35 219H37V217H36ZM48 219H49V218H48ZM161 219H162V218H161ZM161 219H160V220H161ZM166 219H168V218H166ZM166 219H165V220H166ZM177 219H178V218H177ZM180 219H179V220H180ZM194 219H195V218H194ZM203 219L205 220L204 217H203ZM7 220H9V219H7ZM26 220H27V219H26ZM45 220H46V218H45ZM45 220H44V221H45ZM49 220H50V219H49ZM51 220L53 221V219H51ZM127 220H129V217L127 218ZM132 220H133V219H130L129 221H132ZM143 220H144V218H143ZM190 220H191V219H190ZM208 220H209V219H208ZM208 220H207V221H208ZM210 220H211V219H210ZM17 221H18V219H17L15 222L17 223ZM20 221H21V220H20V218H19V222H18L19 224H20ZM39 221H40V218H39ZM54 221H53V222H54ZM134 221L136 222V221H138V220L136 219V220H134ZM162 221H164V220H162ZM238 221H239V220H238ZM11 222H12V221H11ZM23 222L26 224L25 221H23ZM30 222H31V221H30ZM46 222H48V220H46ZM46 222H45V224H46ZM49 222H50V221H49ZM127 222H128V221H127ZM169 222H170V221H169ZM169 222H168V223H169ZM181 222H182V220H181ZM187 222H189V221H187ZM201 222H202V221H201ZM231 222H232V221H231ZM251 222H252V221H251ZM251 222H250V223H251ZM1 223H2V222H1ZM3 223H4V221H3ZM39 223H40V222H39ZM50 223H51V222H50ZM58 223H59V222H58ZM131 223L133 224V222H131ZM142 223H143V222H142ZM160 223H161V222H160ZM190 223H191V222H190ZM208 223H209V222H208ZM211 223H212V222H211ZM5 224H7V223L5 222ZM8 224L11 225L10 223H8ZM19 224H18V225H19ZM40 224H44L43 221H42V223H40ZM45 224H44V225H45ZM51 224H52V223H51ZM123 224H124V223H123ZM126 224H127V223H126ZM128 224H130V222H129ZM128 224H127V228H129V226L132 225V224H130V225L128 226ZM134 224H135V223H134ZM138 224H139V223H138ZM143 224H144V223H143ZM146 224H147V222H146ZM146 224H145V225H146ZM151 224H152V223H151ZM154 224H156V223L154 222ZM162 224H164V222H163ZM165 224H166V223H165ZM165 224H164V225H165ZM175 224H176V223H175ZM175 224H174V227H175ZM200 224H201V223H200ZM209 224H210V223H209ZM12 225H13V224H12ZM12 225H11V226H12ZM28 225H29V224L27 223V226H28ZM36 225L38 226V224H36ZM44 225H41V226H44ZM124 225H125V224H124ZM135 225H137V222H136ZM135 225H133V226H135ZM141 225H142V224H141ZM141 225H140V224L137 225L138 228H139V226H141ZM147 225H148V224H147ZM147 225H146V226H147ZM172 225H173V224H172ZM178 225H179V224H178ZM178 225H177V226H178ZM15 226H17V225H15ZM21 226H22V224H21ZM21 226H20V227H21ZM23 226H24V225H23ZM30 226H31V225H30ZM39 226H40V225H39ZM50 226H51V225H50ZM177 226L175 227V229L177 228ZM180 226H181V225H180ZM186 226H187V225H186ZM196 226H197V225H196ZM3 227H5L4 224H3ZM8 227H10V226H8ZM20 227H19V228H20ZM45 227H47V226H45ZM54 227H55V226H54ZM58 227H59V225H57V228H58ZM130 227H132V226H130ZM141 227H142V226H141ZM144 227H145V226H144ZM153 227H155V226L153 225ZM164 227H165V226H164ZM166 227H168V226H166ZM174 227H172L171 229H173ZM178 227H179V226H178ZM19 228H17V229H19ZM22 228H23V227H22ZM40 228H41V227H40ZM49 228H50V227H49ZM57 228H55V229H57ZM148 228H149V229H152V228H150V227H148ZM148 228H147V229H148ZM169 228H170V227H169ZM181 228H182V227H181ZM183 228H184V227H183ZM2 229H3V228H2ZM25 229H26V228H25ZM33 229H34V226H33ZM38 229H39V228H38ZM142 229H143V228H142ZM149 229H148V230H149ZM165 229H166V228H165ZM186 229H187V228H186ZM189 229H190V228H189ZM3 230H5V231L7 232V230H6L5 228H4ZM30 230H31V228H30ZM57 230H58V229H57ZM64 230H66V231L68 230V231H67V232H64ZM139 230H140V229H139ZM154 230H155V228H154ZM156 230H157V229H156ZM179 230H180V229H179ZM192 230H193V229H192ZM10 231H11V230H10ZM14 231H15V230H14ZM23 231H25V230L23 229ZM27 231H28V230H27ZM38 231H39V230H38ZM43 231H44V230H43ZM60 231H59L60 235H61V236L63 235V236H62V239L65 240V238H64L65 235H64V234H61ZM114 231H115V233H114ZM145 231H146V229H145ZM158 231L160 232V230H158ZM181 231H182V230H181ZM187 231H188V230H187ZM203 231H204V230H203ZM213 231H215V230H213ZM12 232H13V231H12ZM16 232H17V231H16ZM16 232H15V233H16ZM31 232H32V231H31ZM35 232H36V231H35ZM41 232H42V231H41ZM47 232H48V231H47ZM55 232H58V231H55ZM90 232H92L96 237H95L94 235H92V233H90ZM138 232H140V231H138ZM149 232H151V231H149ZM152 232H154V231H152ZM155 232H157V231H155ZM176 232H177V231H176ZM178 232H179V231H178ZM189 232H190V231H189ZM189 232H188V233H189ZM210 232H211V230H210ZM2 233H4V232L1 231V234H2ZM19 233H20V232H19ZM27 233H29V231H28ZM39 233H40V231H39ZM44 233H45V232H44ZM50 233H51V232H50ZM52 233H53V232H52ZM86 233H88V234H86ZM142 233H144V231H143ZM157 233H158V232H157ZM162 233H163V231H162ZM174 233H175V232H174ZM182 233H183V232H182ZM213 233H214V232H213ZM213 233H212V234H213ZM5 234H6V233H5ZM12 234H13V233H12ZM21 234H22V233H21ZM40 234H41V233H40ZM57 234H58V233H57ZM57 234H56V235H57ZM67 234H68V233H67ZM114 234L116 235V237H119V239L117 238L116 241L114 240V239H115V237H114L115 235H114ZM160 234H161V233H160ZM171 234H173V233H171ZM186 234H187V233H186ZM214 234H215V233H214ZM23 235H24V234H23ZM23 235H22V236H23ZM46 235H47V234H46ZM46 235H45V236H46ZM48 235H49V234H48ZM56 235H55V236H56ZM68 235H69V234H68ZM70 235H71V234H70ZM149 235H150V234H149ZM158 235H159V234H158ZM175 235H176V234H175ZM177 235H178V234H177ZM180 235H181V234H180ZM1 236H2V235H1ZM22 236H21V237H22ZM32 236H33V235H32ZM40 236H42V238H43V235H40ZM57 236H59V234H58ZM136 236H137V238H138V236H139V238L137 239ZM146 236H148V235H146ZM152 236H153V235H152ZM187 236H188V235H187ZM190 236H191V235H190ZM198 236H199V235H198ZM210 236H211V234H210ZM246 236H247V235H246ZM5 237H6V235H5ZM8 237H9V236H7V238H8ZM14 237H15V236H14ZM28 237H29V236H28ZM30 237H31V235H30ZM38 237H39V236H38ZM158 237H159V236H158ZM158 237H157L156 239H158ZM178 237H180V236H178ZM178 237H177V238H178ZM193 237H194V236H193ZM212 237H213V236H212ZM11 238H12V237H11ZM16 238H17V237H16ZM16 238H14V239H16ZM19 238H20V237H19ZM24 238H25V237H24ZM39 238H40V237H39ZM44 238H45V237H44ZM48 238H49V237H48ZM48 238H47V239H48ZM50 238H51V237H50ZM53 238H54V236H53ZM55 238H56V237H55ZM94 238H95V239H94ZM142 238H143V237H142ZM144 238H145V237H144ZM144 238H143V239H144ZM169 238H170V237H169ZM183 238H184V236H183ZM198 238H199V237H198ZM247 238H248V237H247ZM27 239H28V238H27ZM60 239H61V237H60ZM67 239H71V238L68 237ZM91 239H93V241H91ZM167 239H168V238H167ZM192 239H194V238H192ZM204 239H205V238H204ZM213 239H214V237H213ZM213 239H212V240H213ZM19 240H21V238H20ZM24 240H25V239H24ZM35 240H36V239H35ZM40 240H41V239H40ZM40 240H37V241H40ZM44 240H46V239H44ZM94 240H96V241L94 242ZM120 240H121L122 242H121ZM138 240H141L143 243H141V241H140V244H139V242H137ZM144 240H145V239H144ZM160 240H161V238H160ZM170 240H171V238H170ZM170 240H169V241H170ZM179 240H180V239H179ZM182 240H183V239H182ZM190 240H191V239H190ZM190 240H188V241L190 242ZM195 240H196V239H195ZM214 240H215V239H214ZM243 240H244V239H243ZM245 240H246V239H245ZM14 241H15V240H14ZM31 241H32V238H31ZM31 241H30V242H31ZM42 241H43V240H42ZM54 241H55V240H54ZM54 241H53V242H54ZM59 241H60V240H59ZM65 241H66V240H65ZM65 241H63V242H65ZM71 241H72V240H71ZM71 241H69V242H71ZM90 241H91L92 243H93V242L95 243V244H93V245H94V248H97L98 251L95 250V249H92V250L89 251V249H91V248L93 247V246H92L91 248H88L89 246L92 245V244L90 243ZM117 241H119L120 243H117ZM154 241H155V240H154ZM164 241H165V237H164ZM174 241H176V240H174ZM183 241L185 242V240H183ZM192 241H193V240H192ZM203 241H204V240H203ZM11 242H13V239H12ZM11 242H10V243H11ZM46 242H47V240H46ZM48 242H49V241H48ZM48 242H47V243H48ZM60 242H61V241H60ZM67 242H68V241H67ZM88 242H89V243H88ZM156 242H158V241L156 240ZM204 242H205V241H204ZM210 242H211V241H210ZM242 242H243V241H242ZM10 243H9V244H10ZM34 243H35V242H34ZM34 243H32V244H34ZM38 243H39V242H38ZM40 243H41V242H40ZM44 243H45V242H44ZM47 243H46V244H47ZM79 243H80V245H79ZM121 243H124V245L121 246V245H122ZM145 243H146V242H145ZM145 243H144V246H145ZM147 243H149V241H148ZM154 243H155V242H154ZM178 243H179V242H178ZM186 243H187V245H188V242H186ZM190 243H191V242H190ZM240 243H241V242H240ZM247 243H248V242H247ZM250 243H251V242H250ZM16 244H17V243H16ZM19 244H20V243H19ZM50 244H52V242H50ZM54 244H55V243H54ZM59 244H61V243H59ZM63 244H64V243H63ZM63 244H62V245H63ZM67 244H68V243H67ZM89 244H90V245H89ZM151 244H152V243H151ZM160 244H161V243H160ZM192 244H193V243H192ZM194 244H196V242H195ZM197 244H198V243H197ZM203 244H204V243H203ZM230 244H231V243H230ZM241 244H242V243H241ZM262 244H263V243H262ZM11 245H12V243H11ZM17 245H18V244H17ZM17 245H16V246H17ZM25 245H26V244H25ZM28 245H29V244H28ZM40 245L42 246L43 244H40ZM40 245H39V246H40ZM48 245H49V243L47 244V246H48ZM52 245H53V244H52ZM152 245H153V244H152ZM157 245H158V243H156V246H157ZM162 245H163V244H162ZM175 245H176V244H174L173 246H175ZM180 245H181V244H179V246H180ZM246 245H247V244H246ZM0 246H1V244H0ZM21 246H22V245H21ZM21 246H19V247H21ZM37 246H38V245H37ZM41 246H40V247H41ZM49 246H50V245H49ZM67 246H68V245H67ZM72 246H73V245H72ZM124 246H125V247H124ZM159 246H160V245H159ZM159 246H158V247H159ZM189 246H191V245H189ZM192 246H193V245H192ZM249 246L251 247L250 244H249ZM11 247H12V246H11ZM40 247H38V248H40ZM58 247H59V246H58ZM148 247H149V246H148ZM185 247H186V246H185ZM194 247H195V245H194ZM3 248H4V247H3ZM7 248H8V247H7ZM13 248H14V246L12 247V249H13ZM25 248H26V247H25ZM38 248H37V249H38ZM64 248H66V249L68 250V249L71 248V246H70L69 248H67V247H64ZM72 248H73V247H72ZM159 248H160V247H159ZM159 248H158V249H159ZM163 248H164V247H163ZM163 248L161 247L160 250H161V249L163 250ZM175 248H177V246H176ZM175 248H174V249H175ZM178 248H179V247H178ZM187 248H188V247H187ZM191 248H192V247H191ZM195 248H196V247H195ZM199 248H200V247H199ZM203 248H205V247H203ZM231 248H232V247H231ZM5 249H6V248H5ZM14 249H15V248H14ZM17 249H18V251L20 250L19 248H17ZM21 249H22V247H21ZM26 249H27V248H26ZM34 249H35V247H34ZM43 249H44V247H43ZM62 249H63V248H62ZM126 249L129 250V251L127 250V251H128L127 253L131 252L130 255H127V256L129 257L128 259H127V258L125 257V255H124V252L126 251ZM158 249H157V250H158ZM171 249L173 250L172 247H171ZM180 249H181V248H180ZM225 249H226V248H225ZM233 249H234V248H233ZM236 249H237V248H236ZM256 249H257V248H256ZM30 250H31V249H30ZM40 250H41V249H40ZM47 250H48V249H47ZM47 250H46V251H47ZM51 250H52V249H51ZM60 250H61V249H60ZM148 250H149V251H148ZM157 250H156V251H157ZM166 250H167V249H166ZM197 250H198V249H197ZM200 250H201V249H200ZM247 250H248V249H247ZM9 251H10V250H9ZM14 251H15V250H14ZM25 251H26V250H25ZM28 251H29V250H27L26 252H28ZM31 251H34V252H35V250H31ZM31 251H30V252H31ZM44 251H45V249H44ZM55 251H56V250H55ZM68 251H69V250H68ZM68 251H67V254H68ZM91 251H93L94 256H93L92 253H90ZM94 251H97L98 254H97V253H94ZM168 251H169V250H168ZM225 251H226V250H225ZM238 251H239V250H238ZM0 252H1V251H0ZM3 252H4V250H3ZM3 252H1V253L3 254ZM6 252H8V251L6 250ZM21 252H23V250H21ZM41 252H43V251H41ZM51 252H52V251H51ZM59 252H60V251H59ZM76 252H75V253H76ZM161 252H162V251H161ZM163 252H164V251H163ZM163 252H162V253H163ZM173 252H174V251H173ZM222 252H223V251H222ZM240 252H241V251H240ZM14 253H15V252H14ZM18 253H20V252H18ZM31 253H33V252H31ZM31 253H30V254H31ZM48 253H49V252H48ZM62 253H63V252H62ZM125 253H126V252H125ZM127 253H126V254H127ZM159 253H160V252H159ZM162 253H160L161 256H162ZM164 253H165V252H164ZM187 253H188V251H187ZM193 253H194V252H193ZM223 253H224V252H223ZM10 254H11V253H10ZM30 254H29L28 258L30 257ZM34 254H35V253H34ZM51 254H52V253H51ZM51 254H50V255H51ZM54 254H55V253H54ZM60 254H61V252H60ZM65 254H66V253H65ZM65 254H64V255H65ZM71 254H73L72 251H71ZM165 254H166V253H165ZM165 254H163V255L165 256ZM167 254H168V253H167ZM174 254H175V252H174ZM189 254H191V252H190ZM236 254H237V253H236ZM243 254H244V253H243ZM4 255H5V254H4ZM8 255H9V254H8ZM18 255H20V254H18ZM21 255H22V254H21ZM24 255H25V253H24ZM31 255H32V254H31ZM47 255H49V254H47ZM209 255H210V254H209ZM238 255H239V254H238ZM238 255H237V256H238ZM240 255H241V254H240ZM258 255H259V254H258ZM10 256H11V255H9V257H10ZM14 256H15V254H14ZM26 256H27V255H26ZM39 256H40V255H39ZM56 256H57V254H56ZM60 256H61V255H60ZM65 256H66V255H65ZM67 256H68V255H67ZM96 256H97V257H96ZM153 256H154V255H153ZM155 256L157 257V255H155ZM158 256H159V255H158ZM161 256H160V257H161ZM184 256H186V255H184ZM187 256H188V255H187ZM222 256H223V254H222ZM260 256H261V255H260ZM5 257H6V256H5ZM9 257H8V258H9ZM15 257H16V256H15ZM15 257H14V258H15ZM34 257H36V256L34 255ZM34 257H33V258H34ZM37 257H38V256H37ZM50 257H51V256H50ZM58 257H59V256H58ZM58 257H57V258H58ZM63 257H64V256H63ZM68 257H69V256H68ZM70 257H69V258H70ZM148 257H150V258L152 259V260H151V263H149L150 260L148 259ZM170 257H171V256H170ZM190 257H191V255H190ZM211 257H213V256H211ZM227 257H228V256H227ZM227 257H226V258H227ZM230 257H231V256H230ZM233 257H235V256H233ZM233 257H232V258H233ZM40 258H41V257H39V259H37V258H36V259H37V260H41ZM45 258H46V256H45ZM54 258H56V257H54ZM60 258H62V257H60ZM162 258L164 259V257H162ZM171 258H172V257H171ZM175 258H176V256H175ZM175 258H174V259H175ZM191 258H192V257H191ZM195 258H196V256H195ZM195 258H194V259H195ZM213 258H214V257H213ZM237 258H238V257H237ZM10 259H11V257H10ZM17 259H19L18 256H17ZM17 259H16V260H17ZM24 259L26 260L25 257H24ZM24 259L22 258V259H20V260H21V261H22V260L24 261ZM48 259H49V256H48ZM51 259H52V257L50 258V261H48V262H51ZM159 259H160V258L156 259V261L158 262ZM183 259H184V257H183ZM185 259H187V257H186ZM203 259H204V258H203ZM261 259H262V258H261ZM29 260H31V258H30ZM33 260H34V259H33ZM46 260H47V259H46ZM46 260H44V261H46ZM52 260H53V259H52ZM66 260H68V259H66ZM148 260H149V262H148ZM171 260H172V259H170V261H171ZM175 260H176V259H175ZM200 260H201V259H200ZM220 260H221V259H220ZM239 260H240V259H239ZM0 261H2V260H0ZM5 261H7V260H4L3 263H5ZM8 261H9V260H8ZM11 261H12V260H11ZM18 261H19V260H18ZM18 261H17V262H18ZM44 261L42 260V263H41V261H36L35 263H36V264H45ZM118 261H119V262H118ZM154 261H153V263H154ZM159 261H160V260H159ZM163 261H166V263H167V260H163ZM187 261H188V260H187ZM204 261H205V260H204ZM252 261H253V260H252ZM12 262H14V261H12ZM32 262H33V261H32ZM38 262H40V263H38ZM54 262H55V260H54ZM122 262H123V263H122ZM172 262H173V260H172ZM172 262H171V263H172ZM174 262H175V261H174ZM188 262H194V261L192 260V261H188ZM188 262H187V263H188ZM200 262H201V261H200ZM208 262H209V261H208ZM224 262H226V261H224ZM20 263H22V262H19V263H16V264H20ZM24 263L26 264L25 261H24ZM24 263H22V264H24ZM35 263H34V264H35ZM160 263H162V262H160ZM216 263H217V262H216ZM226 263H227V262H226ZM230 263H231V262H230ZM235 263H236V262H235ZM8 264H9V263H8ZM13 264H14V263H13ZM27 264H28V263H27ZM29 264H30V263H29ZM31 264H33V263H31ZM46 264H47V262H46ZM49 264H51V263H49ZM52 264H53V263H52ZM62 264H63V263H62ZM155 264H156V263H155ZM158 264H159V263H158ZM163 264H164V263H163ZM175 264H176V263H175ZM177 264H178V261H177ZM201 264H202V263H201ZM203 264H204V262H203ZM208 264H209V263H208ZM212 264H213V263H212ZM214 264H215V263H214ZM263 264H264V262H263Z\"/></svg>",
	"mask_w": 264,
	"mask_h": 264
}]
</instances>
